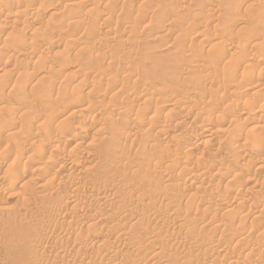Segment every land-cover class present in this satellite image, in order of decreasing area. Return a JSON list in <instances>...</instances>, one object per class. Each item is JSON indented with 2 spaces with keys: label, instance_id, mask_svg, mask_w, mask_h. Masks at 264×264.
Masks as SVG:
<instances>
[{
  "label": "rangeland",
  "instance_id": "374dc122",
  "mask_svg": "<svg viewBox=\"0 0 264 264\" xmlns=\"http://www.w3.org/2000/svg\"><path fill=\"white\" fill-rule=\"evenodd\" d=\"M40 1H41V5H44V4H45V5H48V4H50V2H46L47 0H44L45 2H44L43 0H40ZM92 1L94 2V5H93V2H92ZM98 1H100V2H99L100 5H98V7L100 6V7H101L100 9H103V10H100L99 8H97V9H99L100 12L102 11L101 13H103V15H104V13H105V16L103 17L104 19H103V18L101 19L100 16H102V14H101L100 12H98V13H100V16H99L97 19H95V20H98L99 23L96 22L95 20H93L94 17L96 18V16H97L98 13H97V14H95V13H91V14H90V12L88 11V9H91V6H92V5L97 7V4H96V3H98V2H97V0H95V1H94V0H90V1H89V4H90V5L85 6V8H84V7L80 8L82 11L84 10L85 12H82L81 10L78 11V14L80 15V18H79V15L77 14L78 17H77V20H75V21H81V22H82V21H83V22L86 21V22H85V25H86V23H87V25H86L87 27H90V25L93 26L94 23H96V24H97V23L100 24L99 26L97 25L98 27H103V24H105V25L108 24V25H107L108 28H107V26L104 25V26L106 27V29H102V31H103V30H104V31H111V32H110L111 34H112V33L114 34V33L117 31L118 33H117V32L115 33V34H117V35H119V33H120L123 29H125L126 33H129L128 29L130 28L129 30H130L131 32L133 31V34L131 33L132 36H131V38H130L131 40H133V42L129 39L130 42H131V44H130V43L128 44L129 41H128V42L126 41V42H127L126 45H127L128 47L125 48V47H126V46H125V47H124L125 49L122 48V47L120 46L119 48L122 49V50H121V51H122L121 53H119V52H120V49L117 48V46H119L118 43H117L118 45H116V44L114 43V44H110L108 47L105 45V46H103V47L101 46L100 48H101V49L103 48L104 50H109V49H110V51L113 50V51H112L113 53H118L119 55L121 54V55H123V56H124V54H125V52H123V50L126 51V49L130 48L129 45H130V46L132 45V46H131L132 49H128V50H133V49H135V50H133V51H134L136 54L138 53V55H139V54L141 55V51H142L143 49H145V51L147 50L146 52H145V51H142V54L145 53L146 55L144 54V55H142V57H140V55H139V56L136 55L135 58H137V59L135 60V58H133L134 61L131 59V61L134 62V63H131V62L129 61L130 63L127 62V63L120 64V65H121L122 67H124V68H125V65L127 64L128 69H132V67L135 66V67H134V71H133V69L130 70L131 73L133 72V73H132L133 76L130 75L131 73H130V71L127 69V67H126V69H123V68H121V66H119V64H115V65H118L119 67H118V66H117V67H116V66H113V67L109 68L110 66H108V65H109V62H108V61H105L106 63L104 62V63H105V64H104L103 62H101V61H103V60L100 61V59H99V58H96V57H94V58L96 59V61H95L94 58H86V57H85V59H83V57L80 58V56L77 55V54H79V53H78L79 49H75L74 47H73V48L69 47V46L71 45L70 43H71V41H72V39H73L74 37L77 36L76 38H78V35H79V37H82V35H84L83 33H84V31L86 30L85 28H87L86 26L84 27V25H83L82 29L79 31V34H78V33H77V32H78L77 29H80L81 26H80V28H78L79 26L76 27V28H77L76 30H75V29L72 30V27H73V26H70L69 28H67V30H66L65 28H64V29H63V28H59V29H53V30L49 29V30H48V29H47V27H48V24H47V23H46V24H45V23H43V24L41 23L40 26H38L39 24L36 25L37 22H35V20L37 19L36 15H37L38 13H40V10H38L40 4H37L38 6H37V5H36V6H33L34 8L32 7V9H33V10L31 9L32 11L30 10V11H28V12H23V13L21 14V16H19L20 18H17V17H15V16H12V14L9 15L8 13H10L11 11H8V13L6 12V13H7L6 15H5V13H4V14H0V18H1V20H2V19H3V20H6V21H3V20H2V21L4 22V24H3L4 26L2 25L3 27H1V29H0V41H2L4 38H5V39H7V38L10 39V38L14 37L13 34L15 33V31L18 32V30H19V28H20V26H21V23H22L23 21H26V23L29 25V28L25 31V35H24V36H23V34H22V37H23L24 39H26V40L29 39L30 42H32L31 39L34 40L33 42H37V41H36L37 39L35 38V37H36L35 34L31 35V33H32V31H33L34 29H39V30H41V32L44 31V30L46 29V31H53V32H55L56 34H57L56 30L58 31L59 38H58V41H57V42L60 43V46H57V47H55V48H54V47H53V48L51 47L50 49H49V48H46V49H45V47L42 48V46H41V48H39V50H40V52H41V49H42V52L44 51L43 53H42V52H41V53L43 54V56H44L45 58H46V56H47L48 59H49L50 57H51V59H52L54 56H56V57H54V61H53V59L51 60V61H53V62H61V61L64 59V61L66 62V64H69L68 62L71 63V60H72V57H73V60L76 59L75 61H73L74 63L77 61L76 63H78V64H81V65L84 64L83 66L80 65V66H81V72L77 75L78 78H79V75H80V74H81L80 76H81V78H82V76H83L84 74L88 73L90 70L92 71V76L89 75V74L91 73V71H90L88 74L85 75L86 77L84 76V77H85L84 80H86V78H87V79H89L90 81H91V80H92V81L90 82L89 80H86V81H87L86 83H87L88 86L86 85V87H82V90H81L82 93H81V91H80V86H78V87H79V88H78L79 91L77 90V91H78L77 93H79V95L81 94L80 99H81V98L84 99V100L81 99L82 101L88 103V101H91L90 99H92L93 96H94V97H95V96L98 97V94H99L98 91H99V92L102 91V90H98V88H100L102 84L108 83V84L110 85V87H113V88H114V85H116L118 81H120V80L122 81V80H123V82H124V84H123V82H122V84H121V83H120L121 81H120V82L118 83V84H120V85H118V84L116 85V87H117L118 89H115L116 87H115L114 89L111 88V90H114L115 92L113 93V91H111V90H110L111 92L108 91V94H107L105 100H100V99H101V98H100V99H97L98 101L96 100V103H93V102H95L94 99L97 98V97H95V98L93 97L92 101L89 102L90 104L88 103V105H87L86 103H84V102H81V103L79 102L80 104H83V103L85 104V105H84V104L81 105L82 107L84 106V109H85V110L83 111V108H82V112H81L82 114L80 113V114L76 115V117L78 116V117L76 118V119H78V121L75 119V120H76V123L78 122V123L80 124V122L82 121L80 125H82L81 127H84V124H85L86 122L91 123V122L93 121V122L95 123V124H93V125L98 126V127H101V130L104 129V131H105L104 134H103V132L101 133V134H103V136H106V134H107L106 138H104L101 134H99V135L96 134L98 137H97V136L95 137V135H94V137H93V139H92V142L90 141V144H91V145H90L89 142H88V143H87L88 145L86 144L87 147H86V145H83V146H81L82 149H81V148H78V149H79V154H81V155H83L84 153H85V154H86V153L89 154V153L91 152V153H90L91 155L89 154V155H90V158L88 159L89 161H85V162H88V163H85V162H84V163L81 165L82 169H81V167L79 168V169H81L82 174L80 173V171H78L77 173H76V172L74 173V172H70V171H69V173H68L67 170H64V171H62V170H59V171H58V170H56V171L53 170V171H54V172H53L54 174H56V172H58V173L56 174V176H55L54 174H52V172H50L49 174H50L51 176H52V175H53V176L51 177V176L48 175L47 179L45 178V180H49V181H50V180L53 178L52 180H54V183L56 182L55 184L57 185V186H55L54 183L52 184L53 187H54V189H55L54 191H56V193H55L54 191H53V193H52V192L49 191L48 189L45 190L46 192H44L43 190H42V191L39 190V191H41L42 193L44 192L45 194H44V193L42 194L41 192L38 193L39 191H38L37 187H35V186L33 185V183L30 182V181H32L31 179H34V177H35V178H38L37 175H32V176H30V177L28 176L25 180H23L22 182H17L16 184H14L15 182L10 183L9 181H12V180H11V179L8 180V177L5 179L3 186L0 188V191H1V192H0V202L2 203V205L0 204V213H1V214H0V215H1V216H0V220H1L0 223L3 221V218L5 217L6 213H7V215H6L5 218L7 219L8 216H10L11 219H10V217H9V218L7 219V220H8V221H7V220L4 218V220H6L5 223H4V221H3V222H2L3 224L1 223V225H0V258H1V259H0V261H1L0 264H4L5 259H6V262H5L6 264H7V263L10 264L11 261H12V264H28V263H30V264H41V263H45V262H46L45 264H48L47 262H49V264H54L55 262H57V263H55V264H60V263H61V264H63V263L65 264V262H66V264H75V263H76V264H81V263H83V264H87V263L90 264V262H92V259H91V261H89L90 258H93V262H94V263L92 262L91 264H99V263H100V264H108L109 261H110V263H111V260H112V263L116 260V261H115L116 263H113V264H152V263H153V264H166V263H167V264H170V263H173V264H182V263H183V264H184V263H185V264H189V263H190V264H198V262L196 261V259L193 258V257H191V256H189L190 258L187 259L188 255H189V252L193 249L192 246H189V247L187 248V249H189V248L191 247V248H190V251L188 250V251H189V252H188L187 249H186L185 247H184V249H183V247H179V248H182V249H180V250H179V248H178L177 246H176L177 249L174 248V247H168V248H171V249H168V248L166 247V244L171 243V245H172L173 243L176 242V240H183L185 237H186V238H185L184 240H187V239L189 240V239H190V240H189L190 243H194V242H196V243H203V242H205L206 236H207V238H208V237L210 236V234H211V236H210L209 238L212 239V241H213V239H214L213 243L216 241V242H215L216 244L214 243V244H215V245H214V244L212 243V241L208 238V239L211 241V244L214 245V246L212 245L213 247L221 245L222 239L224 240V241L222 242V244L224 243V244H223L224 246L221 245V247L223 246L222 249H221L220 246H219L220 248H218V247L216 248V247H215L216 250L212 247L210 250L213 249V250H212L213 252H212V251L210 252V250H209V251L207 250V251H208L207 253H205L206 250H204V251H200V252H198V253L196 252L195 255H197V254L200 255V254L203 252V253H202V256L204 255L203 258L206 257V260L209 258L208 261L206 262V264H207V263H208V264H231V259H232V262H235V261L237 262V261H238V262L240 263L242 259H244V258L247 257L246 259H244V260L240 263V264H243L244 261H248L249 259H251L252 256H253L252 259H254V261H252V259H251V262H252V263L255 262V263L257 264V262H258L259 264H262V261H264L262 258H264V256H261V254H262V252L264 251V249H263V248H264V243L261 245L260 242H261L262 240H263V242H264V239H262V238H264V225H263V223H264V218H263V217H264V216H263V215H264V208H259V210H260V209H261V210L263 209V211L260 212L261 210H260V211H258V209L256 210V209L253 207V205H251V204H253V202H257V200H258V201H263V202H264V200H259L260 198H259V199L257 198V197H261V199L264 198L263 195H262V194H264V192H263V191H264V190H263V189H264V182H263V181H264V170H261V172H260L257 168H256L255 170L252 169L253 171H251V172H249V170H248L249 174L246 172V177H247V178H246L245 180H243V179H235V180H234V178H232V177L222 175L221 172L218 173L219 175L216 174V172H213V171H216V169H215V170H212V171H211L212 173L209 172V171L211 170V166H210V168L208 167V166H209V163H208L209 160H208V159H211V158L209 157V156H211V154H212L213 157H214V156H218V157L220 158V157H221L220 154L222 153L221 155H223L224 152L222 151V152L220 153V151L218 150V149H219V148H218V147H219L218 144L221 143V141H222L223 144H227L228 142H229L228 144H231V142H232V143L235 142V140L231 141V139H233L234 135H235V138H234V139H236V140L239 139V138H237V137L240 136L241 133H240L239 131H241V130L244 132V133L242 132V134H244V135H243L244 138L248 137V135H252V133H253V134L256 133V134L254 135L255 137L250 136L251 139H249V137H248V141H249V142H248L247 139H246V142H247L248 144L245 142V139L242 138L244 141L242 140L241 143H243V144L245 143V145H246L245 147L248 148L250 152H251V150L254 149V147L252 148V146H254V145L256 144V142H255V144H254V143H251V142H254L253 138H255V141L257 140V142H259V141H258V140H259V138H258L259 136H261V138H264V134H263V135L260 134V133H263V131H264V130H263L264 128L261 129L262 126L264 127V124H263L262 126H261V125H258V126H260V128H257L259 131L257 130V131L251 132V134H250L249 132H248L249 134L245 132V131H248L249 129H251L252 126H255V125L257 126V124L255 123L254 119H250V117H249L248 115H243V114L241 113V111H240V109H241V107H242V104L246 101V99H247V100L250 99L249 97L252 96L251 99L258 103L259 100H260V97H261V100H262V97H264V96H260V94H258V92H256V91H247V92H245L244 90H243L244 92H242V90H240V92L237 91V93L239 92V93H238V96H239V98L241 99L240 101L238 100V102L241 103L242 99H243V102H242L241 105L239 104V106L237 105V107H233V108H232L233 110L230 108V110H229L230 112H229V113H228L226 110L224 111L223 108H222L223 110L221 109V111H220L219 114H221V113L224 111V114H223V113L221 114L222 116L225 115V114H226V115L228 114L227 116L231 115V116H229V117H230V118L232 117V118L230 119V118L227 117L226 115L224 116V118L227 117L226 120L228 119V120H230L231 122H230V121H226L227 123H225V124H226L225 126L222 124L223 126H222L221 130H226V129H227L229 132L227 131L228 133L226 132V133H225L226 135H225V134H219L220 132L216 133L217 135L219 134L218 136L216 135V137H217V138L220 137L221 139H219V138L217 139L216 137H214V141H213V142L218 143V144H216V145H217V146H216L217 148H216V147H214L215 145H212L213 142L211 143L212 146H210V147H211V149H212V147H214V149H212L213 151H212L211 149H209V150H210V151H209V150H208V144H206V145H207V148H206V147L202 148L203 151H202V149L197 150L198 153H196V154L194 155L193 152H196L195 150H191V151L188 150V149L191 148L193 145H191V146H185L186 148L183 149V150L181 151V157H182V160H181V157H180V158L178 157V156L180 155V153H179V155L177 156L178 153H176V151H174V149H176L177 145L180 144V143H178L179 141L177 140V139L179 138L178 134H180V132L183 130V129L180 130V128H183V126H184V129H185V128H188V127L190 128V126H191L192 129L194 128L193 131H194V133H195L196 138H199L200 135H201V132H200V129H199V128H200L199 125H201V123H202L203 121H205L206 119H207V121H209L210 117L207 116L206 114H205V117H204L203 115H201V116L198 117V114L200 115V113L203 112V110L205 109V106H204V105H205L207 102H208V103H207L206 105L208 106V108H209V107L213 108V107H216V106L218 107V105L221 104V101H222L223 97H225V95H224L222 89H220L221 87L218 88L219 86H218L217 84H215L214 81L212 82V81H210V80H208V79H206L207 81H206L205 79H202V80H201V82L204 84V85H201V84H200V85H201L200 87L202 88V91H203V92H202V91H201V88L198 86L199 83H198V85H197L196 82H195V81L198 80V78L196 79V78L193 77V73H194V75L197 74L196 77H198L200 74H203L200 70L203 69L204 66H208L207 63H210L211 60H213V58H215V57H214L215 55H216L217 57H219L218 54H217V52L219 53L218 48H219V50L222 49V48H224L225 46L227 47L226 49L230 48L231 45H232L231 43L233 42V39H232V38H234V36H236V37L238 38V41H239V42L236 40V37H235V39H234V40H235L234 42L239 43V45H237V43H235L237 46H236L235 44H233L232 46H236V47H238L239 55H240V51L243 49V47H245V48H247L248 50H249V49H250L251 51L253 50V54H256L255 57H257L259 60H263V61H264V55H262V53L264 54V52H263V51H264V50H263V49H264V48H263V47H264V45H263L264 43H261V42H263V40H264V34H263V33H264V30L262 31V29H263V27H264V26H263V23H264V18H263V17H264V14H262V13L264 12V10H262V9H264V8H263V7H264V2H263V0H260L261 2L258 0V1L260 2V5H261V3L263 2V3H262V5H263L262 7L259 6V2H258V3H255V2H257L256 0H254V1L251 0L252 3H249V2H250L249 0H248V1L246 0L245 2H242V1L239 2V0H238V1L236 0L238 3L235 2V0H230V1H234L235 4H233L234 2H232V3H231L230 1L228 2V0H224V1H223V0H218V1H216V0H207V1H206V2H207V5H206V2H203V0H201V1H202L201 3H204L205 6H207V7L204 6L205 8H204V7H201L200 2H198L199 0H198V1H197V0H185V2H184V0H182V2H181V0H173V1H171V0H170V1H169V0H148V1H146V0H116V1H115V0H110V2H109V0H98ZM104 1H105V2H104ZM111 1H112L113 3L116 2V3H117L116 6H117V5H118V6H119V5H120V6L122 5V6H121V9H120V7H118V8H119V9H118V8H117V7L111 2ZM144 1H145V2H144ZM167 1H168L169 3H168ZM176 1H178V2L180 1V3H175ZM193 1H195V2L197 1V2L199 3L200 6H199V5H196L197 3H195V2H194L195 4H193ZM211 1H213V2H211ZM225 1L228 2L227 4L230 6V7H229L230 9H232V10L234 9L233 11L230 10V9L227 11V9H228V5H225V4H226ZM43 2H44V4H42ZM90 2L92 3V5H91ZM173 2H174V4H177V6H176V5L174 6L173 4H171V3H173ZM210 2H211L212 4H210ZM216 2H219V3H220V7H219V8H222V9H223V7H221V5L223 4L222 6L225 5L227 9H225V7H224V10L219 9V8L217 7L219 4L217 3V4H218V5H217ZM224 2H225V3H224ZM241 2H242V3H241ZM46 3H47V4H46ZM99 3H98V4H99ZM101 3H103V5H101ZM144 3L147 4V6H148V5H149V6L152 5V6H151L152 8H153V5H157V4H158L157 6H160V7H157V8H159V9H157V8L155 9L156 12H154V15H153V10H154L155 6H154L153 10L149 7L150 10L152 11V12L150 11V14H149V13H148V12H149V11H148L149 9H148L147 6L144 5ZM181 3H182V4H181ZM189 3H190V4L192 3V5H193L194 7L197 8V10H196L194 7H192V5H190ZM229 3H230L231 5H234L235 7H234V6H231ZM243 3L245 4V6L242 7L241 5H242ZM246 3H247L248 5H246ZM105 4H106V5H105ZM109 4H113V5L117 8V11L119 12L120 15H119L117 12H116V15H115V12H110V11H112V10L115 11L116 9H115L114 6H112L113 9H111V5H109ZM150 4H151V5H150ZM167 4H170V6H168ZM179 4H180V5H179ZM214 4L217 5V6L215 7ZM251 4H252V8H253V9L255 8L254 6H256V5L258 4V5L256 6V10H258V14L262 15V20H258V19H261V16H260V15H258V19H257V14L254 13V10H255V9H254V10H251V9L249 8V7H250L249 5H251ZM253 4H256V5H253ZM165 5H166V7H165ZM189 5H190V7H189ZM211 5H214V6H211ZM237 5H238V7H237ZM93 6H92V7H93ZM124 6H125V7H124ZM161 6H163V8H162ZM197 6H198V7H197ZM202 6H203V4H202ZM209 6H210V7H209ZM239 6H241L243 9H242L241 7H239ZM102 7H103V8H102ZM104 7H105V9H104ZM109 7H110V8H109ZM184 7H185V8H184ZM187 7H188L189 10L186 12L185 10L187 9ZM199 7H201V9L204 8L203 10H204L205 12L202 11L201 9H200L201 11L199 10V11H200V12H199V11H198V8H199ZM232 7H234V8H232ZM236 7H237V8H236ZM257 7H260V8L257 9ZM36 8H37V9H36ZM87 8H88V9H87ZM125 8H127V10H126ZM128 8H129V9H128ZM160 8H162V9H160ZM182 8H184V9L182 10ZM191 8H192V9H191ZM206 8H207V9H206ZM239 8H241L240 10L243 11V12H240V10L238 11V12L241 13V14H239V13L237 12V10H238ZM246 8H248V9H246ZM261 8H262V9H261ZM92 9H93V8H92ZM94 9H96V8H94ZM122 9H124L125 12L122 11ZM130 9H131L132 11H131ZM133 9H135L134 12H138L137 10H139V12H138V13H135L134 16L131 15L132 12H133ZM168 9H169V10H168ZM170 9H172V10H170ZM194 9H195L197 12H199L200 14L197 13ZM205 9H206V10H205ZM209 9H210V10H209ZM235 9H237V10H235ZM260 9H261L263 12H262V11L259 12ZM34 10H35L36 12H35ZM37 10H38V11H37ZM128 10H129V14L127 13ZM155 10H154V11H155ZM160 10H161V12H160ZM162 10H164V11H162ZM190 10H191V11H190ZM217 10H218L219 12H218ZM220 10L225 12L224 14L221 12V13L223 14V16H222V14L220 13ZM103 11H104V12H103ZM105 11H106V12H105ZM121 11H122V12H121ZM130 11H131V13H130ZM158 11H159L160 13H159ZM192 11L195 12V13H193ZM206 11H207V12H206ZM230 11H231V12H230ZM244 11H245V12H244ZM37 12H38V13H37ZM79 12H80V13L82 12L81 14H82V17H83V18H81V14H80ZM123 12H124V15H127V14L129 15V16H128V15L125 16L127 19L124 18V15H122ZM134 12H133V13H134ZM229 12H230V13H229ZM236 12H237V13H236ZM255 12H257V11H255ZM261 12H262V13H261ZM107 13H108V14H107ZM112 13H113L114 16L112 15ZM125 13H127V14H125ZM139 13H140V14H139ZM155 13H156V14H155ZM163 13H166L167 15H168V14H169V15L171 14L173 18H170L171 16L168 15V16L165 18V19L167 20V21H166L164 18L161 17L162 15L159 17V15H160V14H163ZM202 13H203V15H201ZM216 13H217V14H216ZM226 13H227V14H230V16L227 15ZM233 13H234V15H233ZM83 14H84V16H83ZM87 14H88V15L90 14V16H88ZM92 14H93L94 16H93ZM109 14H110V15H109ZM157 14H158V15H157ZM219 14H220V15H219ZM7 15H8V16H7ZM85 15H87V16H85ZM135 15H136V16H135ZM149 15H153V16H150V17H154V20H155V21L157 20V21L154 22L155 25H153V28H152L153 31H152V30H151V31L148 30L149 32H146L147 30H145V28H144L143 26H145V23H146L147 19L150 18ZM155 15H156V16H155ZM194 15H195V16H194ZM196 15H199V16H196ZM225 15H226V16H225ZM231 15H232V16H231ZM91 16L93 17V19H92ZM111 16H112V17H111ZM121 16H122V17H121ZM137 16H138V17H137ZM200 16H201V17H200ZM224 16H225V17H224ZM228 16H229V17H228ZM259 16H260V17H259ZM84 17H85V18H84ZM88 17H89V18L91 17V18H90L91 20H90ZM105 17H106V18H105ZM113 17L115 18V19H114L115 21L113 20ZM120 17L123 18V19L125 20V22H127L128 25L124 22V20H122V21L119 20ZM131 17H132V18H131ZM155 17H156V18H155ZM217 17H219V18L217 19ZM221 17H224V18H223L224 20L228 18V19H229V20H228V23H229V24L226 23L227 21H223V19H222ZM86 18H87V19H86ZM99 18H100V19H99ZM107 18H108V19H107ZM109 18H110V19H109ZM158 18H159V19H158ZM167 18H169V19H171V20H168ZM81 19H82V20H81ZM88 19H89V20H88ZM111 19H112L113 21H112ZM116 19L119 20V23L121 22V25H119V23H117L118 20H117V22H116ZM128 19H129V21H130V20H131V21L129 22ZM162 19H164V22H163ZM193 19H194V20H193ZM195 19H196V20H195ZM220 19H222V22H224V23L220 22V21H221ZM1 20H0V21H1ZM14 20H15V22H14ZM21 20H22V21H21ZM87 20H88V22H87ZM99 20H100L103 24L100 23ZM109 20H111L112 22H111V21L109 22ZM132 20L135 22V24H134V22H133V25H135V26L138 25V26H136V27L133 26L134 28L132 27V25L130 26ZM160 20H161V21H160ZM192 20H193V21H192ZM215 20H216L217 22H218V21H219V22L217 23ZM89 21H90V22H89ZM91 21H92V22H91ZM93 21H94V22H93ZM105 21H106V22H105ZM189 21H190V22H189ZM258 21H259V22H258ZM262 21H263V22H262ZM107 22H108V23H107ZM115 22H116L117 24H116ZM166 22H167V23H166ZM187 22H188V23H187ZM260 22H261V23H260ZM89 23H90V24H89ZM91 23H93V24H91ZM106 23H107V24H106ZM122 23H123V24H126V26L123 25ZM161 23H162V25H161ZM163 23H165L166 25L163 24ZM258 23L261 25L260 27H258V26H259ZM44 24H45V25H44ZM68 24H69V23H68ZM68 24H65L63 27H68ZM70 24H71V23H70ZM96 24H95L94 26H96ZM157 24H160V25H157ZM222 24H223V25H222ZM46 25H47V26H46ZM122 25L124 26L123 28H122ZM225 25H226V26H225ZM228 25H230V26H228ZM257 25H258V26H257ZM44 26H46V27H44ZM92 26H91V27H92ZM94 26H93V27H94ZM155 26H156V27H155ZM262 26H263V27H262ZM40 27H41V29H40ZM109 27H110L111 29H113L115 32H114L113 30L109 29ZM125 27H126V28H125ZM127 27H128V28H127ZM138 27H139V28H138ZM154 27H155V28H154ZM182 27H183L184 29H183ZM223 27H224V29H223ZM16 28H17V30H16ZM42 28H43V29H42ZM70 28H71V29H70ZM83 28H84V29H83ZM103 28H104V27H103ZM131 28H133L134 30H132ZM135 28H137L138 30H139V29L141 30V31L139 30V32H140V33H138L139 36L136 34V32H138V30H136ZM143 28H144V29H143ZM180 28H182V30H184V31H186L187 33H189L188 35H186V32H185V35L188 36L189 38L186 37V36L184 35V31H183V33L180 32V31H182ZM230 28H232L233 32H232V30H231ZM252 28H254V29L252 30V32H251L252 35H254V33L257 34V35H259V36H258V39H259V40H257V41H256V38H257V37H255V35H254L253 38H251L252 35L249 33L250 30H251ZM120 29H121V30H120ZM156 29H160L159 31L163 30V32L161 31L160 34H159L158 31H154V30H156ZM222 29H223V32H222ZM228 29H230V30H228ZM255 29H256L257 31H256ZM61 30L63 31V33H62ZM65 30L67 31V32H65L66 34L64 33ZM118 30H120V31H118ZM142 30H143L144 32H143ZM164 30H167V31H164ZM212 30H213V32H216V33H217L218 39L220 38V39L223 41V42H222V41H220V39H219V43L221 42V44H222V43L224 44L223 47H222L221 44L218 43V39H217V38L215 39V41L211 42V44L209 43L210 41L213 40L212 36L209 35V34L212 33ZM214 30H215V31H214ZM224 30H225V31H224ZM259 30L261 31L260 33L258 32ZM60 31H61V32H60ZM68 31H69L70 33H69ZM71 31H72V32H76V31H77V32L71 34ZM112 31H113V32H112ZM123 31H124V30H123ZM123 31L121 32L120 35H122V33H123V35H124L125 31H124V32H123ZM134 31H135V32H134ZM209 31H211V33H210ZM218 31H219V32H218ZM220 31H221L222 33H221ZM228 31L231 32V35L234 34V35H232V36H233L232 38H229L231 35H230V32H228ZM254 31H256L257 33L254 32ZM13 32H14V33H13ZM39 32H40V31H39ZM80 32H82V33L80 34ZM141 32H143L144 34L141 33ZM145 32H146V33H145ZM150 32H151V33H150ZM153 32H155V33L152 34ZM156 32H158L157 34H159V35H157ZM165 32L169 35V37H168L166 34L163 35V33H165ZM226 32H228V33H226ZM9 33H10V36H12V37L9 36ZM67 33L70 34V35L68 34V35L70 36V40L68 39L69 36L67 35ZM197 33H199V34L196 35ZM224 33H225V34H224ZM258 33H259V34H258ZM11 34H12V35H11ZM135 34H136V36H135ZM140 34H143L145 37H146V36H147V37L145 38L143 35L140 36ZM146 34H147V35H146ZM149 34H152V35H150V36H153V35H154V39L156 38V40H155L156 42H155L154 39H152V38H151V40H153V42H151V40H149L150 42L148 41V39H150V38H149L150 36H148ZM200 34L203 35L204 37H201ZM218 34L220 35V37H219ZM221 34H223V35L221 36ZM249 34L251 35L250 37L248 36ZM260 34H261L262 36H261ZM14 35H18V34L15 33ZM65 35H66V36H65ZM71 35H73V36H71ZM74 35H76V36H74ZM156 35H157V37H156ZM162 35H163V36H162ZM191 35H196L198 38H197L196 36L194 37V36H191ZM199 35H200V37H199ZM257 35H256V36H257ZM8 36H9V37H8ZM31 36H32V37H31ZM67 36H68V37H67ZM84 36H85V35H84ZM133 36H134V39L140 37V38L137 39V43L134 42ZM160 36H162L163 39L165 38L164 41L161 39L162 37H160ZM206 36H207V37L209 36V37L205 39ZM210 36H211L212 39L210 38ZM242 36H243V37H242ZM246 36H247V37H246ZM260 36H261V38H259ZM71 37H72V39H71ZM135 37H136V38H135ZM143 37H144V38H143ZM191 37H193L194 39L196 38V39L194 40V39L191 38ZM184 38H188V39H184ZM201 38H202V39H201ZM243 38H244V39H243ZM245 38H246V39H245ZM247 38H249V39L247 40ZM254 38H255L254 43H256V45L253 43V40H252V39H254ZM12 39H14V38H12ZM12 39H11V40H12ZM90 39H91V38H90ZM90 39H89V42L92 41V40H90ZM146 39H147L149 45H148L147 43H145V44H147V45H145V46H141V45H144V43H142V42H144V41L146 42ZM182 39H183L184 41H186V40H188V41H186V42L184 43V42L182 41ZM191 39H193V40H191ZM197 39H198V40H197ZM200 39H201V40H200ZM204 39H205V40H204ZM208 39H210V41H209ZM230 39H232V40H230ZM107 40H108V39H107ZM118 40H120V39H118ZM138 40H139L140 42H138ZM141 40H144V41H141ZM159 40H160V41H159ZM161 40H162V41H161ZM189 40H190V41H189ZM199 40H200V41H199ZM206 40H207V42H206ZM216 40H217V41H216ZM242 40H244V42H243ZM260 40H261V41H260ZM67 41H68V42H67ZM201 41H203V42H202V44L204 43L203 45H201ZM204 41H205L206 43H205ZM247 41H248L250 44H249ZM69 42H70V43H69ZM154 42H155V43H154ZM157 42H158V44H157ZM216 42H217L218 44H217ZM225 42H226L227 44H226ZM234 42H233V43H234ZM242 42H243V43H242ZM245 42H246V44H244ZM38 43H39V42H38ZM65 43H66V44H65ZM68 43H69V44H68ZM133 43H134V44H137V45L135 46ZM138 43H139V44L142 43V44L139 45ZM150 43L152 44V46L155 44L154 47H155V48L157 47V49L161 48L162 51H160L161 49L156 51L153 47H152V48H153L154 50L151 49V48H150V45H151ZM159 43H160L161 46H158ZM161 43H162V44H161ZM181 43L187 45V47H184L185 45H183V44H181ZM186 43H187V44H186ZM188 43H190V44H192V45H190V44H188ZM207 43H209V44L207 45ZM214 43L217 44V45H215ZM241 43H242V44H241ZM252 43H253V44H252ZM258 43H260V44L258 45ZM228 44H229V45H228ZM251 44H252V45H251ZM68 45H69V46H68ZM133 45H134L135 48L133 47ZM181 45H183V46H181ZM199 45H200V46H199ZM204 45H205V47H204L205 50L202 48V46H204ZM206 45H207L208 47H207ZM212 45H213V46H212ZM220 45H221V48H220ZM227 45H228V46H227ZM240 45H241V46H240ZM243 45H245V46H243ZM247 45H248L249 48L246 47ZM254 45H255V46H254ZM64 46L66 47V49H65ZM110 46H111V47H110ZM113 46H114V49L116 50V48H117V50H118L119 52H118V51L115 52V50L113 49ZM190 46H192V48H190ZM194 46H195V47H198V46H199V47H198V48H194ZM242 46H243V47H242ZM260 46H261V47H260ZM58 47H59V48H58ZM67 47H69L71 50L68 49ZM106 47H107L108 49H107ZM115 47H116V48H115ZM138 47H139V48H138ZM141 47L143 48L142 50L140 49ZM145 47H147V48H145ZM158 47H159V48H158ZM162 47H163V48H162ZM180 47H181V48H180ZM182 47H183V48H182ZM188 47L190 48V50H189ZM210 47H212V48H210ZM217 47H218V48H217ZM100 48H98L99 50L97 49L96 51H101ZM136 48H137V49H136ZM148 48H150L151 51H149ZM167 48L170 50V53H173V54H171V56H169L170 53H169V55H168L169 50L163 51V50H165V49H167ZM201 48H202V49H201ZM206 48H207V50H206ZM209 48H210V49H209ZM215 48H216V51H215L216 53H215L214 51H212V50H215ZM241 48H242V49H241ZM260 48H261V49H260ZM55 49H57V50H55ZM74 49L76 50V53H75V50H74ZM103 49H102V50H103ZM138 49L141 50V51H138ZM180 49H181V50H180ZM184 49H186V51H185ZM224 49H225V48H224ZM45 50H46V51H45ZM60 50H61V51H60ZM72 50H74V51H73L74 53H72ZM179 50H180V51H183V52L180 53ZM188 50H189V52H188ZM191 50H192V54L194 53L193 55H194V57H196V58H194L193 55L191 54ZM194 50H198V54H199V52L202 51L201 55L199 54V55H200L199 59H198V56H199V55H198L197 52L194 51ZM199 50H200V51H199ZM203 50H204V51H207V52H203ZM208 50H209V51H208ZM222 50H223V49H222ZM222 50H220V51H222ZM250 50H249V51H250ZM261 50H263V51H261ZM57 51H58V52H57ZM66 51H67V52L69 51V53H70L72 56H71V55H68ZM86 51H87V50H86ZM136 51H137V52H136ZM153 51H156V52H154V53H156L157 56L154 55V54H153V56H155V57H157V58L151 56V61H150V57H149L148 59H147V57H148L149 53L151 54ZM171 51H172V52H171ZM65 52H66V53H65ZM139 52H140V53H139ZM143 52H144V53H143ZM147 52H148V54H147ZM158 52H160V53L162 54V56H163V55H168V56H166V57L163 56V57H162L161 54L158 53ZM166 52H167V53H166ZM212 52H213V54H212ZM255 52H256V53H255ZM260 52H261V53H260ZM55 53H57V55H56ZM59 53H62V54L65 53V54H64V55H65L64 58L62 57V55L58 57V54H59ZM126 53H127V52H126ZM157 53H158V54H157ZM178 53H179V54H178ZM183 53H184V55H183ZM186 53H187V54H186ZM189 53H190L192 56H190ZM204 53H207V54H204ZM210 53H211V54H210ZM42 54H41V55H42ZM181 54H182V56H180ZM185 54H186V55H185ZM195 54H196L197 56H196ZM247 54H248V53H247ZM257 54H259V55H257ZM66 55H67V57H66ZM76 55H77V57H79L80 59L77 58ZM151 55H152V54H151ZM203 55H204V56H203ZM207 55H208V57H206V58H207V60L209 59L210 62H209V61H206V59L204 58V57L207 56ZM213 55H214V56H213ZM242 55H244V54H242V51H241V55H240V56H242ZM144 56H145V58H143ZM149 56H150V55H149ZM183 56H184V57H183ZM186 56H187L188 58H187ZM201 56H202L204 59H202ZM246 56H247V55H246ZM261 56H262V57H261ZM10 57H12V56H10ZM69 57L71 58V60H70V61H67V60H69ZM138 57H139V58H138ZM179 57H180V58L183 57L182 59H183V60H186V62H187V64H185V65H186V68H185V65L182 64V63H186V62H184L183 60H181ZM192 57H193L195 60H194ZM259 57H261V58H259ZM47 58H46V59H47ZM65 58H66V59H65ZM140 58H141V59L143 58V61L140 60ZM159 58H160V59H159ZM189 58H190V59H189ZM191 58H192L193 61H191ZM200 58H201V60H200ZM211 58H212V59H211ZM262 58H263V59H262ZM13 59H14V61H15V60H16V56H14ZM36 59H37L36 56H34L33 58L30 59V64H31V69H32V70H30V73H32L33 76H34L35 78L39 77V75L37 74V71H39L38 68L41 67V65H42L41 68H43V64H44V62H45V61H44V62H37ZM48 59H47V62L50 60V59H49V60H48ZM87 59L90 60V61H88V63H87ZM92 59H93V60H92ZM145 59H147V60H145ZM154 59H155V60H154ZM156 59H157V60L159 59V61H157ZM161 59H162V60H161ZM177 59H178V61H177ZM188 59H189L190 61H189ZM215 59H217V58H215ZM247 59H248V57H247ZM258 59H257V60L255 59L256 62L253 63V64H256L257 61H259ZM59 60H60V61H59ZM79 60H80V61H79ZM82 60H83V61H82ZM91 60L93 61L94 64H93V63H90ZM148 60H149L150 62H148ZM152 60H154V62L157 61V62H158L157 65H158V64H160V65L157 66V65H155L156 63H155V64H154V62L151 63ZM175 60H176L178 63H180V62H182V61H183V62H182L181 64H179V66H178V65H177L178 63H176ZM179 60H180V61H179ZM197 60H199V61H197ZM203 60H204L205 62H207V63H205ZM17 61H18V60H17ZM35 61H36V62H35ZM51 61H49V62H51ZM85 61H86V62H85ZM135 61H136V62H135ZM144 61H145V63H146L145 65L142 64V63H144ZM146 61H147V62H146ZM15 62H16V61H15ZM95 62H98V64H97V63L95 64ZM139 62H140V63H139ZM171 62H172V63H171ZM189 62H193V63L195 62L197 65L199 64V65H198V66H200L199 70L195 69V71H194L191 67H188ZM200 62H201V63H200ZM253 62H254V61H253ZM45 63H46V62H45ZM51 63H52V62H51ZM51 63H50V64H51ZM85 63L88 64L89 66L86 65ZM89 63L91 64V66H90ZM101 63H103V64H101ZM135 63H136V65H135ZM149 63H150V64H149ZM162 63H164V64H163L164 66L162 65ZM169 63H171V64H169ZM193 63H190V64H193ZM204 63H205L206 65H205ZM124 64H125V65H124ZM129 64H130V65H129ZM132 64H133V65H132ZM137 64H138V65L140 64V65H139V68H137V67H138ZM141 64H142V65H141ZM147 64H148V65H147ZM174 64H176V65L174 66ZM233 64H234V63H233ZM94 65H95V66H94ZM97 65H98V66H97ZM102 65H103V66H102ZM104 65H105V67H106V68L104 69L105 71L99 72V71H101V69L103 70ZM143 65H144L145 67L142 68ZM149 65H151V66H149ZM153 65H154L155 67H153ZM172 65H173L174 67H173ZM182 65H184V66H183L184 69L181 68ZM201 65H203V66L201 67ZM234 65L236 66L237 64H234ZM45 66L48 67L49 64H46V65L44 64V68H45ZM130 66H131V68H129ZM177 66H178V67H177ZM180 66H181V67H180ZM189 66H190V65H189ZM85 67H86V68H85ZM88 67H90V70H88V69H89ZM98 67H99V68H98ZM100 67H101V69H100ZM102 67H103V68H102ZM114 67H115V69H119V68H120L121 70H120V69H119V70H120L121 72H122V70H123L124 72H125V70H126V71L128 70V72H127V73H126V72H125V73L122 72V75H121V73H120L119 70H118V71H117V70L113 71V70H114ZM146 67H147V69L149 68V71H147ZM160 67H162V68L160 69ZM172 67H173V68H172ZM176 67H177V68H176ZM41 68H40V70H41ZM82 68H83V69L85 68V69H84V73H82V72H83V69H82ZM87 68H88V69H87ZM91 68H93L94 70H96L97 68L100 69V70H97L99 73H101L100 76H99V74L95 75V73H97V71L95 72V71H94L93 69H91ZM108 68H109L110 70H109ZM178 68H179V69H178ZM180 68H181L184 72H183L182 70H180ZM188 68H189V69H188ZM9 69H10V68H9ZM86 69H87V70H86ZM106 69H107V70H106ZM111 69H113L111 74H114V75L116 74L114 77H117L118 75H121V77H120L119 79H118L119 76H118L116 79L113 78V79L116 80V81H117V79H118V81L116 82V84L114 83L115 81H113V79H110L109 82H107L106 79H104V73H105V75H106V74H110L109 72H111ZM135 69H136L137 72H139V73H140V71H142L140 74H142V73H144L145 75L148 74V76L146 77L147 79L144 78V77H145L144 74L142 75L143 77H141L140 75H138L139 73H137ZM144 69H145V71H144ZM163 69L165 70V72H164ZM186 69H187V70H186ZM10 70H11V71H10ZM10 70H8V69L6 70V69H5L4 71H7V72L9 71V72H8L9 74L12 73V72L14 71V70L12 71V69H10ZM85 70H86V71H85ZM172 70H173V71H172ZM174 70H175V74H173ZM185 70H186V71H185ZM190 70H191L192 72L194 71V72L191 74L192 77H191V75H190L191 79L194 78V79H196V80H194V79L191 80L190 77L188 76V75L190 74V72H191ZM196 70H197V73H196ZM231 70H233V69L230 68V70H229V69L227 68L226 71L224 70V72H221L222 74L220 73L221 76H219V74H218L219 78H220V77L222 78L223 75H224V76H226V75H227V76H228V75H231ZM235 70H236V69H235ZM87 71H88V72H87ZM106 71H109V72L106 73ZM143 71H144V72H143ZM150 71H152V72H150ZM160 71H161V73H159ZM171 71H172V73H171ZM180 71H182V72H180ZM188 71H190V72H188ZM227 71H228V72H227ZM85 72H86V73H85ZM115 72H116V73H115ZM118 72H119V74L117 75ZM134 72H136V74H134ZM147 72H149V73H147ZM157 72H158V73H157ZM169 72H170V73H169ZM239 72H240V74H238V75L240 76L242 73H243V74H244V73L246 74L247 71L245 70V68L242 67L241 70H240ZM256 72H257V71H256ZM256 72L254 71V73L256 74L255 77L258 76V77H260V78H263V77H261V76L258 75V74L260 73V71L257 72V73H256ZM93 73H94V74H93ZM154 73H155V74H154ZM167 73H168V74H167ZM177 73H179V74H177ZM180 73H182V74L185 75V76H182V74L180 75ZM225 73H226V74H225ZM228 73H229V74H228ZM102 74H103V75H102ZM126 74L129 75L131 78L129 77V78H130V79H129L128 76H126ZM152 74L155 75V76H152ZM159 74H160V76H159ZM186 74H187V75H186ZM243 74H242V75H243ZM88 75L91 76V78H89ZM137 75H138V76H137ZM149 75H150V76H149ZM168 75H170V76H168ZM173 75H174V76H173ZM177 75H178V76L180 75V77L183 78L182 81H181V80H180V82L178 81V78L180 79V77H178ZM247 75H249V72L247 73ZM122 76H123V77H122ZM158 76H159L160 78H159ZM166 76H167V78H166ZM176 76H177V78H176ZM200 76H201V78H202V75H200ZM200 76H199V77H200ZM203 76H204V74H203ZM224 76H223V79H227V76H226V77H224ZM13 77H14V76H13ZM51 77L54 78L55 75H54V74H53V75L51 74ZM84 77H83V78H84ZM93 77H95V78H93ZM132 77H133V78H132ZM137 77H139V78H137ZM140 77H141V78H140ZM157 77H158V79H156ZM184 77H185V78H184ZM247 77H248V76H247ZM83 78H82V79H83ZM101 78L103 79V81H102ZM142 78L145 79V80H144V81H145V85H144V82H143L142 84H140V83H141L140 81L142 80ZM162 78H163V79H162ZM169 78H170V79H169ZM172 78H173V79H172ZM221 78H220V79H221ZM47 79H48V78H47ZM49 79H50V78H49ZM93 79H94V80H93ZM97 79L101 80V81H102V82H101L102 84L100 83V81L98 82ZM126 79H127V80H126ZM131 79H132V81H131ZM133 79H134V80H133ZM137 79H138V80H137ZM139 79H141V80H139ZM148 79H149V80H148ZM220 79H219V80H220ZM63 80H64V79H62V81H63ZM104 80H105V81H104ZM111 80L113 81V84H114V85L112 84L113 86H111V83H112ZM128 80H129V81H128ZM146 80H148V81H146ZM157 80H158V81H157ZM175 80H176V81H175ZM187 80H188L191 84H194V85H190V83L187 82ZM190 80H191V81H190ZM193 80H194V81H193ZM239 80H240V79H239ZM88 81H89L90 83H89ZM93 81H95V82L93 83ZM130 81H131V83H129ZM136 81H137V82H136ZM149 81H150V83H149L150 86H149V84H147ZM156 81H157L158 83H157ZM159 81H161V82H159ZM162 81H163V83H162ZM192 81H193V82H192ZM209 81H210L211 83H214V84L211 85ZM263 81H264V80H263ZM104 82H105V83H104ZM126 82H128V83L126 84ZM146 82H147V83H146ZM151 82H152V85H151ZM172 82H173L174 84H171ZM177 82H179V83H177ZM181 82L184 83L183 85H184L185 87H184L183 85L180 84ZM204 82H205V83H204ZM207 82H208L210 85H209ZM72 83H73V84H78V83H79V82H78V79L75 78V79L72 81ZM134 83L137 84V85H136L137 89H136ZM187 83H188V84H187ZM227 83H228V82H225V85H226ZM32 84H33V82H32V83H31V82H28V83H25V84H22V83L19 82V83L15 84L16 86L14 85V86H15L14 89L5 90V91L3 92V95H6V96L8 95V98H9V99H7V97H6V98L3 97V99L6 100V101H9V100H10V102H8V103H10L9 105H11V106H15V108H16V110H17V109H18L17 107H19V105H18V103H17L18 101L15 100V99H18V100H19V98H21V97H20V93H21L22 91H21L20 89L22 88V86H23V88H24V85H25V87H26V85H30V87L27 88V89L29 90V92H30V94H31L32 91L30 90V88H31ZM131 84H132V85H131ZM139 84H140V85H139ZM159 84H160V85H159ZM206 84H207V85H206ZM11 85H12V84H11ZM94 85H95V86H94ZM98 85H100V86L98 87ZM128 85H129V86H128ZM130 85L133 86L132 88L135 87V89L138 91V94H137V91H136L135 89H134L133 91L131 90V86H130ZM138 85H139L140 87L142 86V87H144V88L141 87V89H140V87H139ZM143 85H144V86H143ZM161 85H163L164 87L161 86ZM165 85H167V86H165ZM174 85H175V86H174ZM177 85H178V86H177ZM205 85H206V87H208V88H209V86H211L212 88L210 87L209 90H208V88H206ZM215 85H216V86H215ZM125 86H127V90H129V87H130V90H131L132 92H131L130 90L127 91ZM154 86L157 87V89H155ZM159 86H160V87H159ZM169 86H170V87H169ZM173 86H174V87H173ZM176 86H177V87H176ZM179 86H180V88L178 89ZM181 86H182L183 88H182ZM187 86H188L189 88H190V86H192L191 89L193 88V90L195 89L194 86H197L198 88L195 90L196 92H194L193 90H190ZM203 86H204V88H206L207 90H206V89L204 90ZM213 86H214L215 88H214ZM226 86H227V85H226ZM96 87H97V90H95ZM122 87H123V88H122ZM138 87H139V88H138ZM145 87H146V88H145ZM151 87H152L153 91H150V90H152ZM153 87H154V88H153ZM162 87L165 88V89H164L165 91H162V89H163ZM175 87H176V88H175ZM228 87H229V84H228V86H227L226 88H228ZM231 87H232V88H231ZM231 87H229L227 90H232V89L235 90V85H232ZM19 88H20V89H19ZM148 88H150V89H148ZM168 88H170V89H168ZM172 88H173V89H172ZM181 88H182V90H181ZM184 88H185L186 90H185ZM226 88H225V89H226ZM230 88H231V89H230ZM16 89H17V90H16ZM121 89H124V90L126 91V94L123 93V92H125V91H124V90L122 91ZM138 89L140 90L141 93L139 92ZM158 89H160V90H158ZM166 89H167V90H166ZM187 89H188V90H187ZM215 89H216L217 91H216ZM12 90H13V91H12ZM28 90H27V91H28ZM92 90H93V91H92ZM145 90H146V91H145ZM147 90H148V91H147ZM157 90H158V93H157ZM169 90H170V91H169ZM172 90H173V91H172ZM179 90H181V91H179ZM212 90H214V91H212ZM219 90H220V91H219ZM233 90H232V91H233ZM6 91H7V92H6ZM14 91H15V92L21 91V92H20V93H15ZM24 91H25V90H24ZM96 91H97L98 94L96 93ZM142 91H143V92H142ZM160 91H162V92H161L162 94H160ZM171 91H172V94H171V93L169 94V92H171ZM185 91H186V93H187L188 91H192V92H189V93H187V94H190V95H191V94H193V92H194V94L190 97V95H189V96L185 95ZM199 91H200V92H199ZM204 91H205V93H204ZM210 91H211V92H210ZM215 91L218 92V93L220 92L219 94H221L222 96H221V95L218 96V95L215 94V95H216V98H215V96H214ZM221 91H222V92H221ZM29 92H28V93H29ZM90 92H91V93H90ZM117 92H122L121 94L124 95V98H122V97H123L122 95H121V96L119 95L120 97L110 98L112 94H115V93H117ZM127 92H128V95H129L131 101L128 99L129 97L126 98ZM129 92H130V93H129ZM134 92H135L136 94H135ZM144 92H145V93L147 92V96H146V94H144ZM149 92H150V93H149ZM166 92H167V96L165 95ZM182 92H183V93H182ZM198 92H199L200 94H199ZM201 92H202V93H201ZM207 92H209V94H208ZM213 92H214V93H213ZM9 93H10V94L12 93V95H10ZM13 93H14V94H13ZM32 93H34V92H32ZM88 93L91 94V95H88ZM94 93H95L96 95H95ZM106 93H107V92H106ZM131 93H134V94L136 95V97H135V95H134V97H133V94H132V96H131ZM155 93H157L159 96H158L157 94H155ZM163 93H164L165 98H164V96H163ZM195 93H196V94H195ZM197 93H198V95H197ZM206 93L209 95V97H210V95L212 96V97H210L211 99H210V98H208V99L206 98V97H208V95H207ZM210 93H211V94H210ZM256 93H257L258 95H256ZM15 94H16V95H15ZM93 94H94V95H93ZM100 94H103V92H100ZM139 94H140V97H139V98H141L140 100L137 98V95L139 96ZM143 94H144V95H143ZM201 94H202V95H201ZM205 94H206V96H205ZM261 94L263 95L264 93L262 92ZM13 95H15V96H19V97H16V98L14 97V98H13ZM92 95H93V96H92ZM128 95H127V96H128ZM151 95L153 96V98H151V97H152ZM154 95L156 96V98H157L158 100L163 101V103H165V104H162L161 101H159V102L157 103L158 100H157L156 98L154 99V97H155ZM160 95H161L162 97H161ZM168 95L171 96L170 99H169V96H168ZM182 95H183L185 98H183ZM195 95H196V98H195ZM223 95H224V96H223ZM9 96H10V97H9ZM11 96H12L13 99L11 98ZM21 96H22V95H21ZM82 96H83V97H82ZM90 96H91V98L89 99ZM100 96H101V95H99V97H100ZM143 96H144V97L146 96V98H144ZM173 96H176V97H173ZM203 96H205V97H203ZM213 96H214V97H213ZM234 96H235V95H234ZM238 96H237V97H238ZM256 96H257V97H256ZM99 97H98V98H99ZM131 97H132V98H131ZM166 97H168V99H166ZM181 97H182V98H181ZM186 97H188V98H186ZM189 97L191 98V102H190V100H189V99H190ZM192 97H193V98H192ZM197 97H198V98H197ZM232 97H233V96H229V95L227 96V95H226V97H225L226 100L223 99L222 103H224V104L226 105V102L228 101V99H230V98L233 99V98H234V97H233V98H232ZM50 98H51V97H50ZM117 98H119V99L122 98V99L118 100ZM135 98H136V99H135ZM142 98H143V99H142ZM149 98H150L151 102H152V99H153V102H154V103H152V105H153L154 108L152 107V105H149L148 107L145 106V107L147 108V109H146V108L143 106V103H144V102H142V101H144V99H149ZM159 98H161V99H159ZM163 98L165 99V101L168 100V101H170V102H168V101H167V103L164 102V99H163ZM172 98H173V99H172ZM176 98H177L178 100H180V101L182 100V103H184V104H182L180 101H177ZM194 98H195L196 100H195ZM199 98H200V99H203V100H200V101H199ZM204 98H205V100H204ZM214 98H215V99H214ZM221 98H222V99H221ZM244 98H245V99H244ZM254 98H255V99H254ZM257 98H259V99L257 100ZM54 99H55V100H54ZM56 99H57V100H56ZM116 99L119 101V103H117L118 101H117ZM123 99H125L126 102H124L125 100L122 101ZM133 99L135 100L134 102H132ZM175 99H176V100H175ZM183 99L185 100L184 102H183ZM206 99H207V100H206ZM217 99L219 100V101H218L219 104H217V101H216ZM234 99H235V98H234ZM51 100H54V104L51 102V103L53 104V106L50 105V106H52V108H51L50 106L48 107V105H49V103H50V99H49V100L45 101L44 104L42 103V106H41V108H40V112H42V111L44 112V110L47 109V107H48L49 109H51V111L49 110L50 113H51L52 111H53V112H52L53 114H54L55 111L57 112V107H59V106H57L56 104L58 103L57 101H59V98H57V96L55 95V96H53V97L51 98ZM81 100H80V101H81ZM87 100H88V101H87ZM99 100H100V101H103V102L100 103ZM109 100H110V102H109ZM115 100H116V101H115ZM171 100H172V102H171ZM186 100L189 101L190 104H189ZM192 100H193V104H191V103H192ZM194 100H195V101H194ZM211 100H212V101L214 100L213 102H215L216 105H215V103H213ZM48 101H49V103L46 104V102H48ZM105 101H106V102H105ZM111 101H112V102H111ZM113 101L115 102V104H114ZM121 101H122V102H121ZM128 101H129V102H128ZM139 101H141V102H139ZM201 101H202V103H203L204 105L201 104ZM205 101H206V103H204ZM209 101H210V102H209ZM120 102H121V103H120ZM130 102L132 103V105H131ZM135 102H136V103L139 102V103L136 104ZM174 102H175V103H174ZM178 102H180V103H179V106H182V105H183V106L185 107V110H186L187 112H185V110L183 109L184 107L182 106V107H180V109H179V108H176V109H175L176 111H175L174 113L177 112L176 114H173V113H172V114H168L169 112H167L166 110H165V111H162V114H161V115H160V114H156V113H161V112H159V110H161V109L163 110L164 107H165V108L167 107L166 109H168V106H169V105H174V104H176V103H177V105H178ZM194 102H195V105H196V109L198 110V108H199L201 111L198 112L197 110H195V108H194V107H195ZM199 102H200V103H199ZM51 103H50V104H51ZM55 103H56V104H55ZM103 103H104V104H103ZM116 103H117V104H116ZM123 103H125V105H124ZM127 103H129V105H128ZM133 103H134V105H133ZM156 103L159 104V106H161L162 108H160ZM169 103H171V104H169ZM187 103H188L189 107H188ZM196 103H197V104H196ZM209 103H212V104H214V105L212 106V104H209ZM227 103H229V101H228ZM12 104H13V105H12ZM93 104H96L97 106H96V105H93ZM99 104H100V105H99ZM107 104H108V105H107ZM112 104H113V106L116 108V111L119 110V107L121 108L122 105H123V107L125 106L124 108H129V109L133 106L131 109L134 108V113H135V115L133 114V110L131 111V109H130V110H127V109L121 108L119 111L116 112L114 109H112V108H113V107H111ZM120 104H121V105H120ZM140 104H141V106H143L144 109L140 106ZM154 104H156L159 108H156V107H155L156 105H154ZM161 104L164 105V107H163ZM166 104H167L168 106H167ZM180 104H181V105H180ZM198 104L202 105V109H203V110L198 106ZM224 104H223V106H224ZM17 105H18V106H17ZM43 105H44V107H45V105H46L47 107L44 108ZM54 105L56 106V110H55V111L53 110V109L55 108ZM89 105H92V106L89 108ZM98 105H99V106H98ZM101 105H102V108H103V109H106V110L108 109L107 112L111 113V114H109V116H111V117H113V118H111V117L109 118V116L106 115V114H107V113L105 112L106 110L101 109V107H100ZM104 105H105V106H104ZM119 105H120V106H119ZM126 105H127V106H126ZM130 105H131V106H130ZM136 105L138 106V109H137ZM177 105H175V106L177 107ZM192 105H193V106H192ZM86 106H87V107H86ZM103 106H104V107H103ZM109 106H110L111 108H109ZM139 106H140L141 108H139ZM150 106H151V107H150ZM179 106H178V107H179ZM191 106H192V107H191ZM197 106H198V108H197ZM219 106H221V105H219ZM93 107H95V108H93ZM97 107H98V108H97ZM105 107H107V108H105ZM135 107H136V108H135ZM190 107H191V108H190ZM148 108H149V109H148ZM150 108H151V109H150ZM189 108H190L191 110H190ZM206 108H207V107H206ZM90 109H91V110L93 109L91 112L94 111V112H96V113H94V112H93L94 114L91 113V112H90ZM94 109H98L99 112H98V111H95ZM109 109H112L113 111H111V110H109ZM140 109H141V110H140ZM145 109H146V110H145ZM153 109H154V110H153ZM156 109H158V110H156ZM178 109H179V110H178ZM181 109L184 110V111L182 112ZM193 109H194L195 111H194ZM101 110L104 111V113H103V111H102V116H103V115H106V117H105V116H103L104 118L102 117L103 119L100 118L101 116H99V115H101V114H100ZM126 110H127L128 112H127ZM135 110H136V111H135ZM137 110H138V111H137ZM139 110H140V111H139ZM142 110L145 111V112H146V111H149V112L145 113V112H143ZM151 110H152V112H150ZM188 110H189V111H188ZM231 110H232L233 112H235V116H232V115H234V113H233ZM25 111L27 112V110H25ZM88 111H89L90 113H89ZM114 111H115L116 113H115ZM120 111H121V112H120ZM155 111H156V113H155ZM157 111H158V112H157ZM190 111L193 113V114H191V115L197 114V118H196L197 120H200L202 116H203L204 118L202 117L203 119H202L201 122H199V121H197V120H191L192 122H191L190 120H184L183 117H184L185 115L190 114ZM196 111H197V112H196ZM23 112H24V111H23ZM112 112H113L114 114H113ZM130 112H132V113H130ZM137 112H138V113H137ZM184 112L187 113V114H185ZM226 112H227V113H226ZM105 113H106V114H105ZM123 113H125V114L127 113V115H129V116H127V118H126V115L124 114V115H125V116H124ZM136 113H137V116H136ZM141 113H145V114H147V115L144 114L145 116H143V114H141ZM148 113H149V114H148ZM151 113H152V114H151ZM231 113H232V114H231ZM42 114H43V113H42ZM83 114H84V115H83ZM95 114L98 115V116H96ZM118 114H119V115H118ZM138 114H139V116H138ZM140 114H141V115H140ZM154 114H155V115H154ZM182 114H183L184 116H183ZM20 115H22V114L20 113ZM20 115L18 114V115H17V116H18L17 118L21 117ZM79 115H80V117H79ZM81 115H82V116H81ZM113 115H114V116H113ZM115 115H116V116H115ZM117 115H118V116H117ZM131 115H133V119L131 118V117H132ZM150 115H151V116L154 115V116H155V119L157 118L156 116L158 115L159 118H157V119H158V120L161 119V120L158 121V123L161 122L160 125L165 126L166 129H165V128L162 129V127H161L160 125H159V126H156V127H155V125H152L151 120H150V119H151V118H150V117H151ZM191 115H190V116H191ZM122 116L124 117V119H123ZM134 116H136V117H134ZM141 116H143L144 119L141 118ZM4 117H7V115L4 114ZM95 117H96V119L98 118V119H97L98 123L96 122ZM118 117H120V119H119ZM121 117H122V120H121ZM128 117L131 118V119H129ZM17 118H16V119H17ZM92 118H93V119H92ZM116 118H117V119H116ZM73 119H74V118H73ZM110 119H113V120H114V121H113V120H111V121H112L113 123L115 122L114 124H117L116 127L119 126V130H118L117 128L114 127V124L112 125V122H111V121H110L111 123H109V120H110ZM115 119H116V120H115ZM126 119H129L130 122L132 123V124L130 123V124H131V125H130L131 127H129V128H130V129L133 128L134 131H136V133L138 132L137 134H136L135 132H133V133H134V134H133V133H132L133 129L130 130V129L127 127V126H128L127 124H125V125L121 124L123 121L125 122ZM138 119H140L141 122H142L143 120H145V121H144L143 123H141ZM142 119H143V120H142ZM168 119H169V120L171 119V121H168ZM212 119H213V118H212ZM75 120H74V121L72 120V121H73V125H72L71 122H70V124H71V126H74V128H76V130L79 132V131H81L82 129L79 128L80 125L78 126V124H74V123H75ZM101 120H107L108 122H107V121H101ZM117 120H118V121H117ZM119 120L121 121V123H120ZM146 120H147V122H149V120H150L149 125H148V123L146 122ZM232 120H234V122H232ZM10 121H12V120L10 119ZM10 121H9V124H10ZM79 121H80V122H79ZM166 121H168V122H166ZM188 121H189V122H188ZM193 121H194V122H193ZM83 122H85V123L83 124ZM105 122H106V123H109V124H106ZM124 122H123V123H124ZM134 122H135V123H134ZM145 122H146L147 124H146ZM101 123H102L103 125H101ZM119 123H120V125H119ZM137 123H138V124H137ZM139 123H141L142 126L145 125V124H146V125L143 126V128H142V126H141ZM144 123H145V124H144ZM150 123H151L152 126L150 125ZM163 123H164V124L166 123V124L164 125ZM230 123H231V124H230ZM105 124H106V125H109V127L106 126ZM121 125H122V127H121ZM126 125H127V126H126ZM135 125H136V127H137V126H139V127L141 126V129H140L139 127H137V128H139V129L134 128ZM147 125L150 126V127H148ZM54 126L56 127V125H54ZM54 126H53V127H54ZM75 126H77L78 128L75 127ZM111 126H113L114 128L112 127V128H113V129H112ZM123 126H124V128L126 127V128H125L126 130H127V128H128V130L126 131V130L123 128ZM153 126H154V127H153ZM87 127H88V126H87ZM103 127H105V128H103ZM107 127H108L110 130H109V129H106ZM120 127H121V128H120ZM144 127H145V128H144ZM147 127H148V128H147ZM157 127L160 128V129H159V130L156 129ZM167 127H168V128H167ZM224 127H225V128H224ZM228 127H229V128H228ZM72 128H73V127H72ZM154 128H155V132H153V131H154ZM105 129H106V130H105ZM123 129H124L125 131H123ZM144 129H145V130H144ZM149 129H152V130H153V131L151 130V131L153 132V135H152V132H151ZM168 129H170V130H168ZM198 129H199V130H198ZM230 129H231V130H230ZM55 130H60V129H59V126H57V127L55 128ZM112 130H114V132H113ZM115 130H117V131L120 132V133H118V132L116 133ZM129 130H130L131 134H128ZM138 130H139V131H138ZM141 130H142L143 134H142V132H140ZM160 130H162L163 132H162V131L160 132ZM164 130H165L166 132H167V131L169 132V133L167 132L166 135H167L168 137L171 138V143H170V141H169L170 138H167V139H169V140H167V142H165V141H166L165 139H166L167 136H166V137H163V136L165 135V133H164L165 131H164ZM197 130H198V131H197ZM214 130H215L214 132H216V131H217V128H215ZM108 131H109V132H108ZM121 131H123L124 134L127 133L128 135H131V136H127V134L124 135V134H122L123 132H121ZM144 131H145V132H144ZM146 131H147V132H146ZM174 131H175L176 134L173 133ZM230 131H231V132H230ZM260 131H261V132H260ZM106 132H107V133H106ZM130 132H129V133H130ZM139 132L141 133V137H140V135H138V134H140ZM148 132H149V134H145V133H148ZM105 133H106V134H105ZM108 133H109V134H108ZM112 133H113V134L115 133V134L117 135V136H116V135L114 134V135L116 136V138L118 137L119 134H120V135H119V139L122 138L123 135H124V137H123V139H121V140H119L118 138H117L118 140H117V139L115 140V139L112 138V135H111ZM150 133H151V135L153 136V137L151 136L150 139L153 138V139H154V142H151V143H150V146H149V144H148L149 142H147L149 138H146V139H147V140H146L145 137H144L143 135H146V137H147V135H148V137H149ZM162 133H164L163 136H162ZM198 133H199V135H198ZM239 133H240V134H239ZM257 133H258V134H257ZM2 134H3V133H2ZM4 134H5V133H4ZM4 134H3L2 137H1V136H0V137H1V138H4L5 140L9 139V138H8V137H9L8 134H7V133H6L5 135H4ZM132 134H133V135H132ZM135 134L138 135L140 139H141L142 137H144V138H142L141 140H139V139H137V138L134 136ZM172 134H173V135H172ZM174 134H175V136H177V139H176V137L174 136ZM196 134H197V135H196ZM236 134H238V136H237ZM247 134H248V135H247ZM259 134H260V135H259ZM0 135H1V133H0ZM23 135H24V134H23ZM23 135H22V136H23ZM109 135L111 136V138H108V137H110ZM114 135H113V137H115ZM156 135H157V136H159V135L161 136V137L159 136V137H160L159 140H158L159 137L157 138ZM170 135H171V136H170ZM222 135H223L224 137H223ZM228 135H229V136H228ZM230 135H231V137H230ZM246 135H247V136H246ZM22 136H21V137H22ZM99 136H100V137H99ZM133 136H134V138H133ZM155 136H156V137H155ZM226 136H227V137H226ZM232 136H233V137H232ZM245 136H246V137H245ZM256 136H258V137L256 138ZM6 137H7V138H6ZM23 137H24V136H23ZM23 137H22V138H23ZM102 137H103V138H102ZM129 137H132V138H129ZM162 137H163V138H162ZM229 137H230V138H229ZM19 138H20V137H19ZM70 138H71V137H69V138L66 139V140H69ZM94 138H95V141H94ZM97 138L101 141L99 144L97 143V142H98V141H97V140H98ZM101 138H102V140H101ZM127 138H129V139H131V140H129V139H127ZM135 138H136V139H135ZM155 138H156V140H155ZM222 138H223V139H222ZM225 138H226V140H225ZM20 139H21V138H20ZM124 139H125V141H124ZM134 139H135V140H139V143H137L138 141H135ZM144 139H145V140H144ZM163 139L165 140V141H164L165 144H163ZM173 139H176L178 142L175 141V140H173ZM142 140H143L144 143L147 142V144H144V143L142 142ZM160 140H162V142H159ZM216 140H217L218 142H217ZM219 140H220V141H219ZM224 140H225V141H224ZM128 141H129V143H127ZM150 141H152V139H151ZM223 141H224V142H223ZM230 141H231V142H230ZM131 142H135V143H132V144H133V145L136 144V146L139 145L140 148H139V146L136 147V146L134 145V147H136L137 149H135V148L132 149V148H131V145H132V144H130ZM140 142H141V143H140ZM155 142H159V143H157V145H156ZM172 142H173V143H172ZM193 142H194V143H197L198 141H194V140H193ZM95 143H96V144H95ZM125 143H126V144H125ZM152 143H153V144H152ZM167 143H170V144H167ZM250 143H251V144H254V145L251 146ZM260 143H261V139H260V142H259L258 144H260ZM128 144H130V145H128ZM143 144H144V146H143ZM160 144H163L161 147H162V149H163L164 151L166 150V151H165L166 153L163 151V154H161L162 149L159 148V145H160ZM172 144H173V146H172ZM125 145H127L128 147L125 146ZM133 145H132V146H133ZM169 145H171V148H174V147H175V148L173 149L174 152H172V153H174V154H172V156H173V155H176L175 157H174V156H173V157L168 156L169 154H168V152H167V148H168V150H169V148H170ZM175 145H176V146H175ZM209 145H210V144H209ZM36 146H37V145H35V146L33 145L32 148L30 147V148H31V151H32L31 154H32V153L35 154L36 151H39V150L41 149V148L39 149L38 146H37V147H36ZM146 146H148L151 150L148 149V150H149V151H148L147 149H145L144 147H146ZM156 146H157V149L155 148ZM167 146H168V147H167ZM142 147H143V149H142ZM148 147H146V148H148ZM164 147H165V148H164ZM250 147H251L252 149H251ZM91 148H92V150H90ZM97 148H99V150H97ZM123 148H125V149H123ZM127 148H128V149H127ZM130 148H131V149H130ZM138 148H139V149H138ZM158 148H159L161 151H160V150L158 151ZM205 148H206V149H205ZM215 148H216V149H215ZM78 149H77V151L74 150V151H76V152H72L73 154L71 153L70 155L72 156V155H74L75 153H77V154L74 155V157H77V158H78L79 156H76V155H79V154H78ZM88 149H89V150H88ZM95 149H96V150H95ZM119 149H120V152H121L122 154H124V153H123L124 151H121V149L125 150V151H126L125 154H126V155H129V156H127L126 158H124V157L126 156L125 154H124V156H123L122 154H119V155H121V156L119 157L118 154H115V153L117 152L116 150L119 151ZM126 149H127V150H126ZM140 149H141V151H139ZM153 149H156V150H153ZM250 149H251V150H250ZM80 150H81V151H80ZM85 150H86V151H85ZM129 150H130L131 152H130ZM135 150H136V151H135ZM142 150H146V151H148V152H146L147 155L143 154V155H141V156L139 155V156H140L141 158H142V156H143V157H146V156H147V157L153 158L152 161L155 160V161H154V164L150 162V161H151L150 158H149L150 160H148V159H146V158H143V159L141 160L140 157L137 156L140 152H141L140 154H142V152H144V151H142ZM205 150H206V151H205ZM217 150H218V151H217ZM89 151H90V152H89ZM128 151H129V152H128ZM137 151H138V152H137ZM171 151H172V149H170V152H169V153H171ZM80 152H81V153H80ZM83 152H84V153H83ZM88 152H89V153H88ZM93 152H94V153H93ZM114 152H115V153H114ZM157 152H158V153H157ZM202 152H203V155H202ZM204 152H206V153H204ZM254 152H255V151H254ZM262 152H263V151H262ZM56 153H58V152H56ZM56 153H55V154H56ZM127 153H128V154H127ZM132 153L135 154V155L132 156ZM144 153H145V152H144ZM210 153H211V154H210ZM213 153H214V155H213ZM216 153L219 154V155H217ZM251 153H252V154L245 155L247 158H246L243 154H240V156H243V157H242V160H243V161H246V162H248V161L250 160L251 157H252V160H253V161L250 160L251 162H256L257 160H262V161L264 162V155H263L262 153H261V154H262L263 156H261L259 153H258L259 155H258L257 153H255V154L253 155V151H252ZM31 154H29V161H30L31 163H33V162H32V159L35 158V155L33 154V156H32ZM85 154H84L83 156L80 155L81 159H80V157H79L78 160H77V158L75 159L73 156H72V158H74V159H72L71 156H69L68 154H66V155L64 154V155H62V156L60 155V156H61L60 158H63V157L65 158V156H66L67 159L65 158V160H68L69 162H70L71 160H72L71 162H75V161L79 162L80 160L83 161V160L85 159ZM130 154H131V156H130ZM156 154H157V155H156ZM160 154H161V155H160ZM164 154H167V156H166V155L164 156ZM197 154H198V155H197ZM199 154H200V156H201V155H202V156L200 157ZM206 154H207V155H206ZM208 154H209V155H208ZM256 154H257V155H256ZM115 155L118 156V157H116ZM162 155H163V156H162ZM170 155H171V154H170ZM182 155H183V156H182ZM185 155L188 156V157H189V155H191V156H190L191 159H190V157H189V158L187 157L188 159H190L189 162H188V165L191 163L190 166H188L187 163H186V161H188V159H183V158H186ZM224 155H225V154H224ZM252 155H253V156H252ZM31 156H32V157H31ZM45 156H46V154H45ZM45 156H44V157H45ZM47 156H48V155H47ZM47 156H46V158H43V156H42V157H40V156H39V157L36 156V159L38 158L37 161H36V160H33V161H34L35 164H37V165L40 164V165H41L44 161H46ZM122 156H123V157H122ZM153 156H155V157H153ZM156 156H157V157H156ZM207 156H208V157H207ZM212 156H211V157H212ZM249 156H250V157H249ZM257 156H258V157H257ZM260 156H261V157H260ZM30 157H31L32 159H31ZM68 157H70V160H69ZM129 157H130V158H129ZM159 157H162V158H164V159L159 158ZM169 157L171 158V160H170ZM177 157H178V159H177ZM194 157H195V158H194ZM197 157H200V159L197 158ZM213 157H212V159H213ZM225 157L228 158L226 155H225ZM248 157H249V158H248ZM253 157H254L256 160L253 159ZM259 157H260V158H259ZM262 157H263V159H261ZM64 158H63V159H64ZM117 158H121L122 160H121V159H117ZM127 158H129V159H127ZM134 158H135L136 161L134 160ZM137 158H138L139 160H141V161H140L141 163L139 162V160H137ZM155 158H156V159L158 158V159L156 160ZM172 158H173V159L175 158L176 160H179V159H180L181 162H180V161H178V162L181 163V167H180V165H178L179 163H177L176 160L173 161ZM193 158H194V159H193ZM201 158H202V159H201ZM205 158H207V159L205 160ZM214 158L217 159V161H219V160L221 159V161L223 162L222 165H224V166H223L224 168L230 169L228 166L231 165V170H233V169H235V168H236L235 170H237V166L235 165V163H234V164H233V163L231 164V163H230L231 161H229V159H228V160L225 159V161H224L223 156H222V158H220V159H218L217 157H214ZM243 158H244V159H243ZM245 158H246V159H245ZM30 159H31V160H30ZM41 159H42V160H41ZM125 159H126V160H125ZM130 159H132L134 163L131 164L132 160H131V162L129 163L128 161H130ZM144 159H145V160H144ZM167 159H168V161H166ZM192 159H193V160H192ZM212 159H211V161L215 160V159H213V160H212ZM222 159H223V160H222ZM43 160H44V161H43ZM73 160H74V161H73ZM107 160H108V161L111 160V161H109V162L107 163ZM117 160H118L119 162L122 161L123 163H124V161H125V163H124V164H123V163L120 164V163H118ZM120 160H121V161H120ZM123 160H124V161H123ZM147 160L150 162V164H148L147 166L150 165L151 168H152V166H155V167H157V169H158V167H160L159 169H162V171H163V170H166L167 172H169V173L172 174V175H169L168 173H167V174H168V175H167V174H165L166 171H165V172H164V171L162 172L161 170L159 171V169L154 171V169L152 168V170H153L155 173H158V172H159V174H155L154 172L150 171V170H151L150 166H149V168H148V167L145 165V163L148 162ZM158 160H159V161H158ZM161 160H163V161H161ZM185 160H186V161H185ZM191 160H192V161H191ZM194 160H196V161L198 160L196 164H195L196 161H194ZM38 161H41V162H38ZM42 161H43V162H42ZM97 161H99L100 163H99V162L96 163ZM102 161H104L105 163H107V165H106V164H103L104 162H102ZM112 161H113V162H112ZM114 161L117 163L116 166H113V165H112L113 163H115ZM126 161H127V162H126ZM142 161H145V163L142 162ZM156 161H158V162H156ZM160 161H161V162H160ZM164 161H165V163L167 162V164H165ZM171 161H173V162H172L173 164L170 163ZM190 161H191V162H190ZM226 161H229V162H226ZM250 161H249V162H250ZM36 162H37V163H36ZM101 162H102L103 166H102ZM111 162H112V164H110ZM149 162H148V163H149ZM155 162H156V163H155ZM175 162H176V163H175ZM192 162H193V163H192ZM34 163H33V164H34ZM116 163H115V164H116ZM128 163L130 164V167H132V168H130L129 166H128V167H129V168H128V167L126 166ZM136 163H137V166H136ZM157 163H160V164L157 165ZM161 163H163V164H161ZM183 163H184V164H183ZM185 163H186V165H185ZM198 163H200V164H198ZM202 163H204V165H205V164H206V165L208 164V166H206V165L204 166V168H205L204 170H202V169H203V166H202V168H200L201 165H202ZM224 163H225L226 165H225ZM228 163H229V164H228ZM242 163H243V162H242ZM35 164H34V165H35ZM98 164H99L101 167H99ZM129 164H128V165H129ZM134 164H135V165H134ZM140 164H141V165H140ZM151 164H152V165H151ZM164 164H165V165H164ZM170 164H172V165H170ZM174 164L177 165L176 167L179 166L180 168H175V165H174ZM193 164H194V165H193ZM197 164H198V165H197ZM40 165H38V166H40ZM95 165L97 166V168H96ZM109 165H112L113 167H110ZM118 165H119V166H118ZM120 165H121V166H120ZM133 165H134V166H133ZM139 165H140V167H139ZM160 165H163V166H160ZM166 165H168V166L170 165L169 168L166 169V167H168V166H166ZM173 165H174V167H173ZM232 165H233V166H232ZM234 165H235L236 167H235ZM86 166H88V167H86ZM93 166H94L96 169H95ZM104 166H106V167H105V171H104ZM107 166H108V169H109V170L107 169ZM117 166H118V167H117ZM193 166L198 167L199 171H197L198 169H197V168H194ZM83 167H84V169H83ZM89 167H90V169H89ZM115 167H116V169H118V170H115L116 172H119V171L121 170V172H124V174H121V172H119V176H118L117 178H116V176H115V178H113L116 172H112V171H110V170H113V171H114V168H115ZM134 167H136V168H134ZM141 167H142V168H141ZM143 167H145V170L148 168L149 170L147 169L146 171H147V172L150 171V172L147 173L145 170H143ZM146 167H147V168H146ZM161 167H162V168H161ZM170 167H171V168H170ZM172 167L175 168V169H173ZM182 167H183V168H182ZM187 167H189L190 169H187ZM85 168H87L88 170L85 169ZM102 168H103V169H102ZM110 168H111V169H110ZM137 168H138V169H137ZM163 168H164V169H163ZM184 168H185V169H184ZM193 168H194L195 170H196V169H197V170L195 171ZM206 168H207V171H208L209 173H211V174H208V172H206ZM232 168H233V169H232ZM98 169H100V171H99ZM129 169H130L131 174H130V177L128 178V176H129V172H128V170H129ZM140 169H141V170H140ZM181 169H183V170H185V171L188 170V171H186V172H188V174H187V173H183L184 171H182ZM191 169H192V170H191ZM200 169H201V170H200ZM208 169H210V170H208ZM83 170H84L85 172H86V171L88 172V173H87V172H86V173H87V175H89V176H88V177H90L89 179H88V177L86 176V173L83 172ZM96 170H97V171H96ZM132 170H133V171H132ZM134 170H135V171H134ZM136 170H137V171H136ZM142 170H143V171H142ZM238 170H239V167H238ZM65 171H66V172H65ZM101 171H102V172H101ZM107 171L110 172V173L112 172V175H113V176L111 177V174H110V173L108 174ZM191 171H192V173H194V174H196V175H199L200 177H203L204 174L207 173V174H206L207 177H209L208 175H210V178H209V179H211L210 181H212V179H213V182L211 183L212 185H210V187H209V186H204V187H206V190H207V191H206L205 189H204V190L207 192V195H208L209 197H210V196L212 197V198L210 197L211 199H210L209 197H206V196H207V195H206V192H204V190H203L204 187L201 186L200 184H196V185L194 186V187H196V186L198 185L196 188H194V187H193V188H190V189H191L190 191H189V189H187V187L185 186L186 188H185V190H184L183 187H184V185H185V180L188 179V176L191 175V174L189 175V173H191ZM193 171H194V172H193ZM201 171H202V173H201ZM204 171H205L206 173H204ZM64 172H65V173H64ZM89 172H91V173H89ZM127 172H128V176L126 177V173H127ZM133 172H134L135 175L133 174ZM137 172H138V173L141 172L142 174H144V175L142 176L141 173H140V174H139L140 177H141V176H142V177L145 176L144 178H149V176H150V177L152 176L151 178H149V180H150V179H153V180H154V181L150 180V181H152V184H153V185L151 184L150 181H148V183H147V180H148V179H145L146 181H145L144 185H146V183H147V185L150 184V185H149V188H148V186H143L142 184H141V186H142V190H143V191L141 190V188H138L137 185H140V184H137V185L134 184V183H137V182L140 183L139 180H138L140 177L138 176V174H136ZM144 172H146V173H144ZM180 172L182 173V175H180V176H181L183 179L180 178V176H179V174H181ZM196 172H197V173H196ZM198 172H199L200 174H199ZM62 173H63V174H62ZM73 173H74V174H73ZM93 173H96L95 175H97V176L99 175V176H98V177L95 176V175L92 176L91 174H93ZM113 173H114V174H113ZM149 173H150V174H149ZM152 173H153V174H152ZM161 173H162V176H163L164 178H165V177H168V180H169V181H167V180L164 181V178H162V181H160L159 176H157V175H160ZM251 173H252V174H251ZM70 174H71V175H70ZM117 174H118V173H117ZM173 174H174V177H175L176 179H177V174H178L179 179H177V180L174 179V177H172ZM201 174H203V176H202ZM215 174H216V175H215ZM250 174H251V175H250ZM57 175H58V176H57ZM60 175H61V176H60ZM62 175H63V176L65 175L64 178H63ZM72 175H75V176H72ZM80 175H81L82 177H81ZM84 175H85V176H84ZM101 175H102V177H101ZM104 175H105V176H104ZM123 175H124V176H123ZM136 175L138 176V177H137V181L135 180V179H136V178H135ZM165 175H166V176H165ZM175 175H176V176H175ZM213 175H214V177H213ZM248 175H250V176H248ZM147 176H148V177H147ZM154 176H155V177H156V176L158 177V180H157L158 183L156 182L157 177H156V179H155ZM160 176H161V175H160ZM162 176H161V177H162ZM169 176L171 177V180H170V177H169ZM206 176H205L204 178H207ZM211 176H212V177H211ZM32 177H33V178H32ZM57 177H58V179H57ZM73 177H74V178H79V177H80V178H79L78 181L74 182V184H73V181H74V178H73ZM83 177H84V178L86 177V178L84 179ZM92 177H93V178H92ZM94 177H95V178H94ZM96 177L99 178V179H96ZM100 177H101V178H100ZM109 177H110V179H109ZM120 177H121V178L123 177V178L125 179V181H124V187H123L122 185H119V184H120L119 182H121V181L124 180L123 178H122L123 180H121ZM142 177L140 178L141 183H143V181H144V180L142 179ZM161 177H160V178H161ZM54 178H55V179H54ZM60 178H61V179H60ZM62 178H63V179H62ZM67 178H68V179H67ZM69 178H70L71 180H70ZM103 178H105V179H103ZM106 178L109 180L108 183H110V186H108L109 184L107 183V181H105V180H107ZM119 178H120V179H119ZM130 178H131L132 182H131V180H129ZM134 178H135V179H134ZM248 178H250V179H248ZM66 179H67V181H66ZM80 179H82L83 181H86V182H83V181L81 182ZM86 179H87L88 181H87ZM95 179H96V181H95ZM116 179H117V180H116ZM181 179H182V180H181ZM209 179L207 178V180H209ZM45 180H43V181H45ZM52 180H51V181H52ZM56 180H57L58 182H57ZM69 180H70V181H69ZM76 180H77V179H76ZM97 180L103 181L104 183L106 182L107 185H106V183H105V188H104V187H100V188H99V186H97L96 183H98V182H100V181H97ZM114 180H116V181H118V182H116V181H114ZM119 180H120V181H119ZM128 180H129V181H128ZM142 180H143V181H142ZM172 180H173V181H172ZM175 180H176V182H174ZM179 180H180V181H179ZM183 180H184V181H183ZM231 180H233V181L230 182ZM246 180H250L251 182L248 184V183L245 182ZM27 181H28V183H32V185H31V184H28ZM51 181H50V182H51ZM59 181H62V182H59ZM89 181H90L91 183H90ZM92 181H93V182L95 181L96 183H95V182L93 183ZM111 181H112L113 183H112ZM126 181H128V182L125 184ZM170 181H172V182H170ZM181 181H183L184 183H182ZM52 182H53V181H52ZM79 182H80L81 184H80ZM88 182H89V183H88ZM129 182H130V184H131V183H132V184L130 185ZM133 182H134V183H133ZM153 182H154V183H153ZM160 182H166V183H164V184H163L164 186H163ZM167 182H168V183H167ZM177 182H178V183H177ZM229 182H230V183H229ZM5 183H6V184H5ZM8 183H10V184H8ZM24 183H27V184L23 185ZM76 183H77V185H76ZM86 183H87L88 185H90V184H92V185L88 186V185H86ZM111 183H112V184H111ZM170 183H171V184H170ZM13 184H14V185H13ZM82 184H83V185H82ZM94 184H95V186H94ZM116 184H117V185H116ZM121 184H123V182H122ZM174 184H175V185H174ZM180 184L182 185V187H181ZM183 184H184V185H183ZM11 185H12V186H11ZM28 185H29V186H28ZM58 185H59V187H58ZM73 185H74V186H73ZM85 185H86V187H85ZM112 185H113V187H112ZM125 185H127V186L129 185L130 187H127V186H126V188H125ZM132 185H134V186L136 185V188H138L137 190H138L139 194H137V192H136L137 190H135V187L132 186ZM173 185H174V186H173ZM178 185H179V186H178ZM226 185H227V188H226ZM30 186H33V187L30 188ZM75 186H76V187H75ZM80 186H81V187H80ZM91 186L94 188V191H95V190L100 191V189L103 188V189H101V191H100L101 193H100V192H99V193H100V194L104 193V194H102V196H101V198L103 197L102 200L105 199L104 201H101L100 198H99L100 200H98L97 198H94V199H93L92 197L90 198L89 195L94 194L95 192H98V191H95V192H94V191H93V188H92ZM106 186H107V189L110 188L111 190H110V189L106 190ZM114 186H115L117 189H116ZM117 186H118V187H117ZM121 186L124 188L123 190H124L126 193L121 189ZM141 186H139V187H141ZM166 186H167V188H166ZM168 186H169V187L172 186V187H174V188L176 187V188H175V189H174V188H172V189L170 188V189H169ZM211 186H212V187H211ZM215 186L219 187V188H217V191H218V189H219L220 192H219V191H218V192H219L220 194H218V193L216 192V187H215ZM3 187H4V188H3ZM25 187H26V188H25ZM51 187H52V186H51ZM51 187H50V188H51ZM56 187H58V188H56ZM68 187H70V188L72 187L71 190H70ZM74 187H75V188H74ZM77 187H80L81 190H80L79 188H77ZM83 187L86 188V190H85ZM133 187H134V189H133ZM144 187H145V188H144ZM177 187H178V192H179L180 190H184L183 193H182V191L179 192V193H181V195H180L178 192L176 193L175 190H177ZM199 187H200V188H199ZM202 187H203V188H202ZM213 187H214V188H213ZM2 188H3V189H2ZM23 188L26 190V193L23 192V191H25ZM35 188L37 189V192H36V193H38L39 195L36 194V193H34V192L36 191ZM50 188H49V189H50ZM61 188H63V191H62ZM73 188H74V189H73ZM96 188H99V189H96ZM112 188H113V190H112ZM119 188H120V191H122V192H119V190H118ZM127 188L130 190V192H131L132 190H133V192H131V193H130V192H127V191H129V190L126 191ZM130 188H131V189H130ZM162 188H163V189H162ZM164 188H165V189H164ZM182 188H183V189H182ZM201 188H202L203 191H201ZM208 188H209V189H208ZM262 188H263V189H262ZM33 189H34V190H33ZM52 189H53V188H52ZM57 189H59V190L61 189L60 192H62V194H58V191H59V190H57ZM64 189H65V190H64ZM76 189H77V192H78V193H77L76 191H74V190H76ZM78 189H79V190H78ZM88 189H89V190L92 189V190H90L91 192L88 191ZM139 189H140V190H139ZM147 189H148V190H147ZM166 189H168V191H169L170 193L173 192V191H171V190L174 189L175 193L173 192V194L171 193V195H168V194H166V193H169V192H167ZM186 189H187L189 192H186ZM192 189H195L194 192H193ZM197 189H198V190H197ZM210 189H211V190H214V192H213V191L211 192ZM31 190H32V192H31ZM50 190H51V189H50ZM82 190L85 191V192H83ZM109 190H110V191H113V192H110L111 195H109V194H110V193H109ZM117 190H118V191H117ZM145 190H147V193H146ZM162 190H165V191H162ZM199 190H200V191H199ZM29 191H30L31 193H34V195H36V196L34 197V195L31 194V193H29ZM48 191H49V193H48ZM64 191H65V192H64ZM80 191H82L83 193L80 192ZM87 191H88V193H86ZM115 191H117V192L115 193ZM148 191H149V192H148ZM208 191H210V192H208ZM27 192H28V193H27ZM60 192H59V193H60ZM79 192H80V193H79ZM89 192H90V193H89ZM105 192H106V194H105ZM123 192H124L126 195H125ZM134 192H135V193H134ZM141 192H143L144 194L141 193ZM163 192H164V193H163ZM165 192H166V193H165ZM185 192H186V194L190 193V194H188V195H190V197H191L192 199H191L188 195H186ZM201 192H203L204 195H206V196L204 197V195H200ZM215 192H216V193H215ZM74 193H75V194H74ZM76 193H77V194H76ZM81 193H82V194H81ZM107 193H108V194H107ZM120 193L123 194V195H119ZM133 193H134V194H133ZM140 193H141V194H140ZM170 193H169V194H170ZM192 193H193V194H192ZM196 193H197V195H196ZM203 193H202V194H203ZM212 193H213V196L210 195V194H212ZM254 193H256L257 195H258V194H260V195H259V196H256V194H254ZM40 194H41V195H40ZM48 194H49V196H48ZM52 194H53V195H52ZM54 194H55V195H54ZM85 194H87V196H86ZM127 194H129V196H127ZM130 194H131V195H130ZM135 194H136V195H135ZM142 194H143L144 196H143ZM145 194H146V196H145ZM150 194H151L152 196H151ZM164 194H165V195H164ZM174 194L179 195V196H178L179 198L176 197V195L174 196ZM182 194H184V195H182ZM194 194H195L196 196H193ZM215 194H216L217 196H218V195L220 196V195L223 194L224 197H223V195H222V197L225 199V201H227V202H225V205L228 203V205L231 206V208L227 206V209H226V210H227V213H226V210L224 209L225 205H224V203H222V201H223L224 199L221 200L222 197H216ZM247 194H248V195H247ZM19 195H21V196H19ZM24 195H25V197H24ZM28 195H29V196H28ZM37 195L39 196L38 198H37ZM51 195H52V196H51ZM70 195H71V196H70ZM78 195H79L80 197H83V195H84V197L81 198V200H80V198H78ZM116 195H119V196H117V198H119L118 200L116 199ZM124 195H125V196H124ZM132 195H133V197H132ZM138 195L140 196V198H139ZM163 195H164L165 199H168V200L170 199L171 201H173V203L177 201V203H174V205H177V207L175 208V207H173V205H170V200H169V202H168L167 200H165V202H166V201H167V202H166L165 204H161V205H164V206H162L163 208H164V207L166 208L167 205H169V207H167V208H169V209H165V208L163 209V208L161 207V205L158 204V203L156 202V201H159V200H161V199H164ZM166 195H168V196H166ZM172 195H173V196H172ZM231 195H232V196H231ZM234 195H235V196H234ZM250 195H251V196H250ZM254 195H255V196H254ZM22 196H23V198H21ZM27 196H28V200H29V202H28V200L25 199V198H27ZM42 196H44V198H43ZM69 196H70V197H69ZM72 196H73V197H72ZM88 196H89V197H88ZM104 196H105L106 198H109V199H108V202H107V199L104 198ZM107 196H109V197H107ZM121 196H122V197H121ZM123 196L126 198V200H121V199L124 198ZM130 196H131V197H130ZM135 196H136V197H135ZM137 196H138V197H137ZM141 196H143L144 198H142ZM159 196H161L162 198H160ZM187 196H188V197H187ZM192 196H193V197H196V198H198L199 196H200V197H199V199H196V198L194 199ZM214 196H215V197H214ZM236 196H237V197H236ZM9 197H10V198H9ZM18 197L20 198V201L23 202V204H21V202H20V203H19V206L17 207L18 202H19V201H18ZM30 197H31V198L34 197L35 200H34V199H31ZM41 197H42V198H41ZM71 197H72V198H71ZM74 197H75V198H74ZM114 197H115V199H114ZM120 197H121V198H120ZM134 197H135V198H134ZM152 197H155V200H154V198H152ZM231 197H233L234 199H233V198L231 199ZM243 197H244V198H243ZM246 197H247V198H246ZM250 197H251V199H250ZM29 198H30L31 200H30ZM36 198H37V199H36ZM70 198H71V199H70ZM77 198L80 200V202H81V201H82V202L84 201L85 203L83 202V203H82L83 205L80 204V203H78L77 201H79V200H77ZM125 198H124V199H125ZM127 198H128V199H127ZM132 198H134V199H132ZM137 198H138V199H137ZM156 198H157V199H156ZM171 198H173V199H171ZM189 198H190L191 200H190ZM201 198H202V199L204 198V199L202 200ZM205 198H206V201L204 202ZM213 198H214V199H213ZM217 198H219L220 201H219V199H217ZM242 198H243V199H242ZM252 198H253V200H252ZM21 199H23V200H21ZM24 199H25V200H24ZM38 199H40V200H38ZM41 199H42V200H41ZM64 199H65L66 202H63ZM69 199H70V200L73 199L72 201L76 200V205L73 204V205H70V206H64L65 203H68V202L70 201ZM111 199H112V200L114 199V200H113L112 202H109ZM129 199H130V202H131V203L128 201ZM174 199H175V201H174ZM193 199H194V200H193ZM200 199H201V201H203L204 204L200 201ZM209 199H210V201H209ZM248 199H249V201H247ZM49 200H52V201H51L52 203H51ZM67 200H68V201H67ZM152 200H154L156 203H155V204H152V203L154 202V201H152ZM187 200H189V201H187ZM192 200H193V201H192ZM30 201H32V202L35 201V202H34V203L31 202V203H32V204H31ZM37 201H40L39 204H40V206H42V207H40V209H44V208H45L44 210H41V211H40V212H42V213H43V211H46V212L43 213V215H42V213H37V212H39V211H37V210L39 209V207L37 208V206H39V204H37V203H38ZM42 201H43V202L46 201L47 204H49V203H50V204H49L48 206H46V202H45V204H43ZM59 201H60V202H59ZM61 201L63 202V204H62ZM92 201H93V202H92ZM99 201H100L101 203H100ZM114 201H115V202H116V201H118V202L120 201V202H119V203L116 202V204L114 205ZM125 201H126V202H125ZM127 201H128V203H129V205L131 204L130 207L127 206V205H128ZM132 201H133V202H132ZM233 201H234V202H233ZM240 201H241V202L244 201V202H242V206L245 204V206H246L245 209H244V207L242 208V206H241V202H240ZM246 201H247V203H245ZM26 202H28V203H26ZM54 202H55V203H54ZM58 202H59V203H58ZM94 202H95V203H94ZM106 202L108 203L107 205H106ZM191 202H192V203H191ZM198 202H200L201 204L198 203ZM223 202H224V201H223ZM237 202H239L238 204H240V205H237ZM263 202H262V203H263ZM4 203L7 204V205H5ZM60 203H61V204H60ZM91 203L93 204V207H94V208H92V206H91L92 204H91ZM99 203H100V205L97 206ZM110 203H113V205L110 204ZM117 203H118L119 205H118ZM122 203H123V204L126 203L127 205L124 204V205H125V206H124V205H122ZM133 203H134L135 205H134ZM171 203H172V202H171ZM189 203H191V204L188 205ZM221 203H222V204H221ZM243 203H244V204H243ZM249 203H250V204H249ZM8 204H9V205H8ZM13 204H14V205H13ZM15 204H16V207H17L18 209H19V207H20L21 205H22V206L25 205V206H23L24 208H23L22 206L20 207L21 210H22V208H23V210H22L23 212H22L21 210L19 211V210L16 209V208H15V211H16V212H14V209L11 208V207H12V206L15 207ZM20 204H21V205H20ZM28 204H29L30 206H28ZM33 204H34V206H36V207H35V210H34L33 207L31 206V205H33ZM42 204H43V205H42ZM55 204H56V205H57V204H58V205L60 204L61 206L64 207V208H62L61 213H59L58 215H57L56 211H55V212H52V210L54 211L53 208L55 207V206H54ZM79 204H80V205H79ZM96 204H97V205H96ZM101 204H102V205H101ZM103 204H105V205H103ZM120 204H121V206H120ZM156 204H158L159 206L156 205ZM202 204H203V205H202ZM3 205H4V206H3ZM50 205L53 206V208H52V210H50V213H49V210H48V209H51V208H50V207H51ZM74 205H75V206H74ZM85 205H86V206H85ZM132 205H134L135 208H134ZM236 205H237V206H236ZM49 206H50V207H49ZM73 206L75 207V209H73ZM78 206H80V207H78ZM82 206H83L84 208H82ZM88 206H91V207H89V208L93 209V210H92L93 212H90V213H89V212H85L86 210L89 209ZM95 206H96V207H95ZM104 206L106 207V210L104 209V208H105ZM111 206H112V209H110ZM118 206H119V207H118ZM123 206H124V207H123ZM126 206L128 207V210H126V209H127ZM144 206H145V207H144ZM155 206L158 207V208H157L158 210H160V209L162 208V211L159 212L157 209H155V208H156ZM170 206L173 207L174 210H173ZM187 206H188V207H187ZM210 206H212V207H210ZM238 206H239V207H238ZM9 207H10V209H9ZM25 207H26V208H25ZM48 207H49V208H48ZM76 207H77L78 209H77ZM85 207H87V209H85ZM113 207H116V208L118 207V208L115 210V212H118V211H119V213L123 212V213H126L127 216H126V214L123 215V213L120 214V215H116V214H114V213H113V209H115V208H113ZM122 207H123V208H126V209H121ZM132 207H133V208H132ZM146 207H147V208H146ZM150 207H151V208H150ZM152 207H153V208H152ZM159 207H160V209H159ZM235 207H236V208H235ZM237 207H238V209H237ZM5 208L7 209V211H6ZM31 208H32L33 210H32ZM36 208H37V210H36ZM79 208H80V209H79ZM96 208H97V209H96ZM100 208H102V211H101ZM141 208H143V209L146 208L147 212H151V213L146 214L145 210H142ZM148 208H149V210L152 209V210H155V211H154V212H153L152 210H151V211H148ZM170 208H171L172 210H171ZM212 208H215V210L212 209ZM225 208H226V207H225ZM248 208H250V209H248ZM252 208L255 209L256 212L253 211ZM3 209H5V210H3ZM8 209H9V210H8ZM40 209H39V210H40ZM72 209H73L74 211H73ZM95 209H96V210H95ZM98 209H99V210H98ZM108 209H110V210L108 211ZM120 209H121V212H120ZM139 209H141V210H139ZM209 209H210V210H209ZM211 209H212V210H211ZM230 209H231V211H230ZM234 209H235V210H234ZM247 209H248V210H247ZM12 210H13V211H12ZM24 210H25L26 213L24 212ZM27 210H28V211H27ZM30 210H31V212H32V211H33V212L30 213V212H29ZM75 210H77V211L79 210V211L82 213V214L79 213L80 215L78 214V216H82V218H83V220H84V224H83V225H81V224H80V225H77V224L73 225V224H74L73 222H69L70 220L67 218V216H68L67 214L69 213V215H70V213H71L70 216H75V215H77V213L79 212V211L77 212V211H75ZM82 210H83V211H82ZM94 210H95V211H94ZM117 210H118V211H117ZM123 210H125V211H127V212H125V211H123ZM129 210H130V211H129ZM168 210H171V212H172L171 220H172L173 217H174L175 219H176V218L178 219V216H179V217L185 218V219H182V218H181L182 221H183V220H186V221L182 222V221L180 220V218L178 219V221L180 220L181 222H180V221H179V222L176 221L177 219H176V220L174 219V220L171 221V220H170V214H171V213L169 214L168 212H170V211H168ZM216 210L218 211V213H217ZM232 210H233V211H232ZM246 210H247V211H246ZM249 210H252V211H249ZM9 211H10V213H8ZM17 211H18V213H17ZM35 211H36V213H34ZM63 211H65L64 214L66 215V217H63V214H62ZM71 211H72V212H71ZM99 211H100L101 213H100ZM111 211H112V212H111ZM136 211H139V212H138L139 214H135ZM143 211H144V212H143ZM173 211H174V214H175V215L179 213L181 216H180V215H178V216L176 215V217L173 216V215H174V214H173ZM204 211H205V212H204ZM211 211H213V212L216 211V214L213 213V212H212V213H213V214H212ZM242 211L244 212V213H243L244 215H242V213H241ZM13 212H14V213H13ZM20 212H21V213H20ZM75 212H76V214H75ZM84 212H85V213H84ZM94 212H97V213H94ZM105 212H106V213H105ZM141 212H142V214H141ZM152 212H153V215H155V214L157 215L158 213H159V214H158L157 216H153V215H152ZM157 212H158V213H157ZM253 212H254V213H253ZM258 212H259V213H258ZM11 213H12V214H11ZM16 213H17V214H21L20 216H24L23 220H20V219H22V217H19V215H17ZM22 213H23V214H22ZM29 213L31 214V215L29 216L30 219H29V217H27V215H29ZM33 213H34V214H33ZM45 213H48L47 215H48L49 217H53V219H50L49 222H47L48 219H49V217L46 218V220H44V217H47V215H45ZM93 213H94V214H93ZM98 213H99V214H98ZM107 213H108V214L110 213V214H109L110 216H109ZM112 213H113V214H112ZM144 213H145L146 215H145ZM160 213H161V214H160ZM162 213H163L164 215H163ZM202 213H203V214H202ZM240 213H241L242 216L240 215ZM251 213H252V215L254 214V216H252V215H251L252 217L249 216ZM255 213H258L259 215H258V214H255ZM2 214H3L4 217L2 216ZM37 214H38L39 216H37ZM85 214H89V215L86 216ZM90 214H91V215H90ZM95 214H96V215H95ZM101 214L104 215V216L102 217ZM117 214H118V213H117ZM132 214H133V215H132ZM134 214L137 215V216H139V218H138L137 216H135V217H137V219L135 220ZM150 214L153 216V218L155 217V218H154L155 220L158 219L160 222L158 223V220H156L157 222H155L153 218H152V219H153V220H152V219H151L152 216H151ZM248 214H249V215H248ZM260 214H261V217L263 216V217L261 218V220H260V218L257 217V216H260ZM11 215H12V216H11ZM14 215L18 216L19 219H18V220H15V219H16V216H15V219H12ZM97 215H99V216H97ZM111 215H112V217L119 216V218H120L121 220L123 219V220H122L123 222H121L120 219H119L118 217H117L116 220L113 219V220L115 221V222H114L113 220H111V219H112ZM115 215H116V216H115ZM142 215H143V216H142ZM162 215H163V216L167 215V216H165V217L163 218ZM168 215H169V216H168ZM203 215H204V216H203ZM245 215H248V216H247V217H248L247 219L245 218V217H246ZM25 216H26V217H25ZM32 216H33V218H32ZM42 216H43V218H42ZM84 216H85L86 218H85ZM88 216H89V217H88ZM90 216H91V217L93 216V217L91 218ZM95 216H96V217H95ZM105 216H107L108 219L105 218ZM108 216H109V217H108ZM131 216H132V217H131ZM140 216L147 218L150 222H149L147 219H144V220L146 221V223H145L146 225L143 224V226H142V223H144V222H141V221H140V219H142V217L140 218ZM159 216H161L162 218L159 217ZM172 216H173V217H172ZM183 216H185V217H183ZM238 216H239V217H238ZM244 216H245V217H244ZM62 217H63V218H62ZM68 217H69V216H68ZM97 217H99L98 220H97V221L94 220V219H97ZM100 217H102L103 220H106L105 222H107V223L105 224L104 221H103L102 219L100 220ZM110 217H111V219H110ZM126 217H127V219H126ZM133 217H134V218H133ZM149 217H150V218H149ZM158 217H159V218H158ZM168 217H169V220L166 219V218H168ZM235 217H236V218H235ZM241 217H242V218H241ZM256 217H257V219H256ZM25 218H26V219H25ZM27 218H28L29 220H27ZM31 218H32V219H31ZM64 218H65V219H64ZM93 218H94V219H93ZM124 218H125L126 220H125ZM186 218H188V222H187V219H186ZM244 218H245V221L247 220V222H246L247 224H245V223L243 224ZM254 218H255V220H258V219H259V220L257 221V223L259 224V226L256 225L257 223H256V221L254 220ZM62 219H63V221H62ZM89 219H90V220H89ZM130 219H133L134 221H133V220H130ZM138 219H139V220H138ZM164 219H165V220H164ZM193 219H195V220H194L193 222H192V221L190 222V220H193ZM207 219H208V220H207ZM241 219H242L243 221H242ZM252 219H253V220H252ZM262 219H263V222H262ZM24 220L26 221V223H24V224H26V226L28 225L26 228H25V225H24L23 223H21V222L19 223V222H18V221H22V222H23ZM42 220H44L46 223H43ZM51 220H53V221H51ZM54 220H55V221H54ZM65 220H66L67 223L65 222ZM67 220H68V221H67ZM107 220H108V221L110 220V221L108 222ZM117 220H118V221H117ZM124 220H125V221H124ZM162 220H163V221H162ZM205 220H207L208 223L205 222L206 225H203ZM210 220H211V221H210ZM234 220H235V221H234ZM9 221H10V222H9ZM13 221H14V222L16 221V222H15V225H17V226L14 225ZM41 221H42V222H41ZM58 221H59V223H58ZM88 221H89V222L91 221L92 224L99 223L98 221H101V224H102V225H99V228L96 227V228H95L96 230H95L94 227H92V228L88 227V225H89V224H88ZM94 221H95V222H94ZM131 221H133V224H129V223L127 224V222H130V223H131ZM139 221H140L141 223H139ZM142 221H143V219H142ZM151 221H152V223H156V224H152ZM161 221H162V222H161ZM164 221H165L166 223L168 222L167 225H166V223H165ZM173 221H174V222H173ZM197 221H198V222H197ZM213 221H216V222L213 223ZM217 221H218V222H217ZM260 221H261V222H260ZM7 222H8V223H7ZM17 222H18V223H17ZM29 222H30V223L32 222L31 225H30ZM51 222L54 224V225L52 224L54 228L51 226L50 229H47L49 223H51ZM54 222H55V223H54ZM85 222H86L88 225H87ZM91 222H90V224H91ZM113 222H114V225H113ZM124 222H125V223H124ZM135 222H136V223H135ZM137 222H138V223H137ZM147 222H148V223H147ZM163 222L165 223V226H166V227H165L164 225H162V224H164ZM177 222H178V223H177ZM202 222H203V224H202ZM210 222H211V223H210ZM220 222H221V223H220ZM233 222H234V223H233ZM235 222H236V223H235ZM252 222H253V223H252ZM259 222L261 223V225H260ZM9 223H10V224H9ZM12 223H13V224H12ZM40 223H41V224H44V225L42 226ZM47 223H48V224H47ZM69 223H70V224H69ZM103 223H104V224H103ZM111 223H112V224H111ZM115 223H116V224H115ZM117 223H118V224H117ZM119 223H120V225H119ZM123 223H124V224H123ZM150 223L152 224L151 226H150ZM157 223H158V224H157ZM160 223H161V224H160ZM169 223H170V224H169ZM171 223H172L173 225H172ZM193 223H194V224H193ZM215 223H218L219 226H220V225H221V226L223 225L224 227H221V228H220V227L218 226V224H217V225H214ZM223 223H224V224H223ZM254 223H255V224H254ZM4 224H5V225L7 224V226L4 227ZM19 224H20V225H19ZM21 224H23L24 228L21 227V226H22ZM32 224H33V225H32ZM35 224H36V225H35ZM38 224L41 225V226H39ZM46 224H47V225H46ZM55 224H56L57 227L55 226ZM57 224H58V225H57ZM64 224H65V225H64ZM137 224L139 225V227H138V226L135 227ZM140 224H141V226L144 227V228H142V227L140 226ZM159 224H160V225H159ZM189 224H190V225H189ZM191 224H193V225H191ZM198 224H200V225H198ZM248 224H249V225H248ZM2 225H3V226H2ZM9 225H10V226H9ZM45 225H46V226H45ZM70 225H72V229H71V226H70ZM115 225H117V226H116L117 229H115ZM121 225H124V226H121ZM132 225H133V226H132ZM144 225H145V226H144ZM155 225H159V227H160V226H161V227L163 226V227H162V228H161V227L158 228V226L155 227ZM194 225H195L198 229H197L196 227H194ZM197 225L200 226V228H202V229H200ZM209 225H212V226H210V229H211V230H209ZM213 225H214V226H213ZM250 225H251V226H250ZM254 225H255V227H254ZM12 226H13V228H12ZM14 226H15V227H14ZM19 226H20V227H19ZM31 226H32V227H31ZM34 226H35V227H34ZM73 226L75 227V229H74ZM76 226H79V227H76ZM101 226H102V227L104 226V228L102 229ZM105 226H106V229H105ZM110 226H111V228H110ZM118 226H119V228H118ZM126 226H128L129 228H128V227L126 228ZM130 226H131V227H130ZM146 226H147L148 228H147ZM152 226H153L155 229H154ZM169 226H170V227H169ZM191 226L194 227V230L197 229V230H195V234H194V232H193L194 230H192L193 228H192ZM203 226H204V227H203ZM205 226H207L206 228H207L208 230L205 228ZM216 226H218L219 228L216 227ZM262 226H263V227H262ZM18 227H19V228H18ZM36 227H37V228H36ZM40 227H42V228H40ZM63 227H65V228L63 229ZM67 227H69V228H67ZM82 227H83V228H82ZM108 227H109V229H107ZM123 227H125L126 229L123 228ZM132 227H134V228H133V231H134L135 229H137V228H142V229H141V231H140V229H138V230H139L138 233H136L137 230H135V231H134V232L136 233V235H135L134 232L131 231ZM149 227H151V230L149 229ZM164 227H165V228H164ZM167 227L169 228L168 231L166 230ZM188 227H190L189 230H188ZM211 227H212V228H211ZM214 227H215V228H214ZM251 227H252V229H251ZM257 227H258V228H257ZM9 228H10V229H9ZM35 228H36V229H35ZM38 228H40V229H38ZM43 228H44V229H43ZM78 228H79V230H78ZM81 228L84 230L85 233L82 232V229H81ZM113 228H114L115 230H114ZM130 228H131V229H130ZM146 228L149 230V232H151V231L153 232V230H154L155 233H154V232H153V233H149V232H146L147 230H146V231L143 230V229H146ZM191 228H192V229H191ZM204 228H205V230H207V233H206V231L204 230ZM213 228H214L215 231H216L217 229H221V230H218V231H219V233H218V231L215 232V231L213 230ZM222 228H223V229H222ZM224 228H225V229H224ZM85 229H87L88 231L85 230ZM90 229H91V230H90ZM92 229H94L95 231L92 230ZM110 229H111V230H110ZM112 229H113V230H112ZM118 229H119V230L121 229V230H122V233H121V231H119ZM123 229H124V230H123ZM127 229H129V230H127ZM152 229H153V230H152ZM162 229H164V231H166V234H165V232L162 231ZM190 229H191V230H190ZM63 230L66 231V232H67V231H72V232H73V235H75V234L78 233V234L75 236L76 241H75V239H72V241L74 240V243L76 242L75 244L72 243V241H71L70 239H67L68 241H66V238L64 237V235H65L64 233H66V232H64ZM74 230H75V231H74ZM97 230H98L99 232H98ZM103 230H104V231H103ZM108 230H109V231H108ZM142 230L145 231L146 233H149L151 236H153V237L150 236V239L152 238L153 241H152V239L149 240V239H148L149 237L146 238V240H145V237H143V231H142ZM222 230H223V231H222ZM251 230H252V231H251ZM261 230H262V231H261ZM77 231H78V232H77ZM86 231H87V232H86ZM89 231H90V232L92 231V232L95 234V236L98 235V234L101 235V234H103V233L105 232L103 235H101V236L104 238V239L100 242V244H103V243H104V245H103L102 247L98 245V244H99V243H98V240L92 238V235L94 236V234H93L92 232H91L92 235L90 234V237L87 238V237L89 236V235H88V234H89ZM96 231H97L98 233H97ZM102 231H103V232H102ZM114 231H118L119 234H117L118 232H114ZM125 231H127V232L125 233ZM130 231L132 232V235H131V232H130ZM156 231H157L160 235H162V233H163V235H162L163 237H162L161 239L158 237V236H160V235H159ZM159 231H160V232H159ZM189 231H190V233H191V231H192L193 236H192V234H191V236H192V239H193V240L191 239V236H188V235H190V233L188 234ZM196 231H198V232H199V231H200V232L203 231L202 233L205 234V237H204V236H202V237H204L205 239H203V238L201 237V235H203V234L200 235V234H199L198 232H196ZM204 231H205V232H204ZM209 231H210V232H209ZM212 231H213V232H212ZM226 231L228 232V235H227V232H226ZM230 231H232L233 234H232V232H231V234H230ZM248 231H249V232H248ZM259 231H260V232H259ZM45 232H46V233H45ZM47 232H48V233H47ZM49 232H50V236H48ZM75 232H77V233H75ZM79 232H80V233H79ZM100 232H102V233H100ZM109 232H112V233L110 234ZM113 232L117 235V237H116V235H115ZM123 232H124L125 234H124ZM129 232H130V233H129ZM145 232H144V234H146ZM208 232H209L210 234H209ZM252 232H253V234H252ZM40 233H43V234H40ZM87 233H88V234H87ZM127 233H128L127 237H128L129 239L126 237V234H127ZM139 233H140L141 236L138 235ZM214 233H215V234H214ZM223 233H224V234H223ZM236 233L238 234L237 236L234 235V234H236ZM239 233H241V234H239ZM243 233H244L245 236L242 235ZM246 233H248V235H247ZM249 233H251L252 235H249ZM261 233H263V234H261ZM81 234H82L83 236H82ZM84 234H85V235H84ZM107 234H108V235H107ZM109 234H110V235H109ZM121 234H123V235H121ZM129 234H130L131 236H130ZM153 234H154L155 236H154ZM156 234H157L158 236H157ZM196 234H197L198 238H197V239H196V238L194 239V237H197ZM206 234H207V235H206ZM212 234H213L214 236H212ZM222 234H223V235H222ZM229 234H230V236H229ZM257 234H259V235H257ZM38 235H40L41 238H38V237H40V236H38ZM43 235H45V236H43ZM46 235H47V236H46ZM79 235H80L81 237H78ZM86 235H87V236H86ZM106 235H107V236H106ZM113 235H114V236H113ZM168 235H169V236H168ZM178 235H180V236H178ZM194 235H195V236H194ZM199 235H200V236H199ZM208 235H209V236H208ZM225 235H226V236H229V239H230V240L232 239V238H230V237H231V236L233 237V235L235 236V237H233V239H235V238L237 239V237H238L239 235H240V236H244V237H242L243 240H246V239H247V240H250V241H251V240L253 239L251 245H252V244H254V245H252V247H251V245H250V247H249L248 245L250 244V241H249V242L247 241V244H248V243H249V244L246 246V242H245V241L243 242V240H241V242H240V239H241V238H240L239 240H238V239H237V240L235 239V241L232 239L231 242H230V240L228 239V237H224ZM109 236H110V238H109ZM132 236H135L134 238H135V240H137L136 242H138V241L140 242V238L143 237L144 240L141 239V242H140V243L138 242V244H137V245H139V247H137V245H136V247L134 246V244H136L135 242L133 243L134 248H133V246H132V244H131L132 242H131V243H128V242H130L131 239L133 238ZM137 236H138V237H137ZM156 236H157V238H156ZM166 236H167V237H166ZM174 236H177V237H174ZM222 236H223L224 238H222ZM240 236H239V237H240ZM246 236H248V237H246ZM258 236H259V238H258ZM262 236H263V237H262ZM42 237H43V238H42ZM62 237L65 238V241H64V239L62 240ZM82 237H83V238H82ZM105 237H106L107 239H106ZM111 237H112V238H111ZM113 237H114V238H113ZM125 237H126V238H125ZM131 237H132V238H131ZM154 237H155V238H154ZM160 237H161V236H160ZM171 237H173V238H171ZM212 237H213V238H212ZM245 237H246V238H245ZM249 237H251V238L253 237V238H252V239H251V238L248 239ZM79 238H81V240H83V241H86V240H87V241L89 242L90 247H89V250H88V251H89L90 253H89L87 250L82 249V250H83V253H82L83 256H81L80 254H81L82 250H79L80 247L77 246V248H78L77 253H78V254H75V253H76V251H75V250H76V248H75L76 246H75V245H77V241L80 243V241H79L80 239H79ZM84 238H85V239H84ZM116 238H117V241H115ZM119 238H120L123 242H121V240H120ZM124 238H125V240H124ZM166 238H167V240H165ZM174 238H175V239H174ZM177 238H178V239H177ZM179 238H180V239H179ZM182 238H183V239H182ZM225 238H227L228 241L225 240ZM256 238L258 239V241L256 240ZM34 239H35V243H36V244L33 243ZM43 239H44V240H43ZM78 239H79V240H78ZM105 239H106V241L108 240L109 243L106 242ZM109 239H111V241H110ZM127 239H128L129 241L126 242ZM147 239H148V240H147ZM156 239H157L158 241L160 240V242H163V241H161V240L164 239V243H162L163 245H162L161 243H159V242H158V244H156V243H157V242H156V241H157ZM168 239H169V240H168ZM172 239H173V240H172ZM208 239H207V242H209L208 244H210V241H209ZM40 240H41V242L43 241L44 243L38 245V242H37V241H40ZM45 240H47V241L49 240L48 242H46V243H48L49 247H48V245L45 243ZM69 240H70V241H69ZM118 240H119L121 243L125 244L127 248H125V247L122 246V245H118V244L116 243V242H118ZM155 240H156V241H155ZM195 240H196V241H195ZM203 240H204V241H203ZM31 241H32V242H31ZM50 241H51V242L53 241V242L51 243ZM62 241L65 242V243H63ZM104 241H105V242H104ZM112 241H113V242H112ZM142 241H143V243H142ZM146 241H147V243H146ZM149 241H150V243L152 242V243H151L152 245L148 243ZM169 241H170V242H169ZM192 241H194V242H192ZM199 241H200V242H199ZM201 241H203V242H201ZM233 241H234V243H233ZM70 242H71L72 244H71ZM81 242H82V241H81ZM102 242H103V243H102ZM110 242L112 243L111 245H110ZM165 242H166V243H165ZM167 242H168V243H167ZM189 242H188V243H189ZM207 242H206V243H207ZM226 242H229L228 244H229L230 246L232 245L233 247L231 246V247H232V248H231V247L229 246V247L227 248V246H226L227 243H226ZM235 242H236V243H235ZM238 242H240L241 244L238 243ZM257 242H258V243H257ZM32 243H33L35 246H36V245H37V246L34 247V245H32ZM49 243H51L52 245L50 246ZM69 243H70V245H74V248H75V249H72V251H70V249H71L70 247L73 248V246L68 245ZM106 243H107V244H106ZM113 243H114V244H113ZM115 243H116V245H115ZM126 243H127V244H126ZM144 243H145V244H144ZM231 243H232V244H231ZM237 243H238V246L234 247L235 245H237ZM242 243H245V244H242ZM256 243H257V245L259 244L258 247L255 245ZM6 244H7V245H6ZM53 244H55L54 247H53ZM57 244H58V245H57ZM59 244H60V245H59ZM63 244H65L66 246H69L70 249H68V247L65 248L66 246L63 245ZM129 244H130V245H129ZM154 244H155V247H156L157 245H158V246L155 248V247L153 246ZM218 244H219V245H218ZM239 244H240V245H239ZM105 245H106V246H110V247L112 246V248H113V247L115 248V251L113 250V253H112V254H110V255L108 254L109 256L106 255V253H104V250H103V249H104ZM113 245H114V246H113ZM117 245H118V246H117ZM141 245H142V247H141ZM150 245H151L152 248H153V249H151V251H149L150 249L148 248ZM161 245H162V246H161ZM164 245H165V246H164ZM242 245H243V247H244V245H245L246 247H244L243 250H240V249L243 248ZM46 246H47L48 248H51V247H52L53 249L56 248V247H57V248H56V250H53V249L51 248L52 250L50 249V250H51V251H50ZM55 246H56V247H55ZM63 246H64V247H63ZM97 246H99V247L97 248ZM115 246H117V247H115ZM128 246H129V247L132 246V248L129 249ZM151 246H150V247H151ZM159 246H160V247H159ZM261 246H262V248H261ZM42 247L45 248L46 252H45L44 249H42ZM61 247H63V248H61ZM119 247H120V248H124V249H120ZM140 247L143 248L144 251H145V248H146V249H147L146 253H145L143 250H142L143 252L141 253V251H139V250H141ZM248 247H249V249H248ZM254 247H255V249H258L257 252L254 251V250H255ZM60 248H61V249H60ZM100 248H101V249H100ZM117 248L120 249V251H118ZM159 248H160L162 251H161ZM163 248H164V249H163ZM166 248H167L168 250H166ZM173 248L175 249L176 252H177V250H178V252L175 253V251H174ZM224 248H225V249H224ZM234 248H238V249H235V250H234ZM245 248H246L247 250H249V251H245V250H246ZM251 248H253L254 250H252ZM58 249H59L58 252H60V253H59V254H58V253L56 254L55 252H57ZM80 249H81V248H80ZM96 249H97V250H96ZM116 249H117V250H116ZM131 249H132V250L134 249V250H133L134 252H133ZM148 249H149V250H148ZM154 249H159L158 252H159V253L161 252V256H160V257H163V259H162V258H160V259H159V258H156V259H155V256H154V255H155ZM223 249H224V250H223ZM228 249H229V250H228ZM230 249L233 250V251L236 252V253L239 251V254H238V253H237V254H236V253L234 254V252H231ZM259 249H260V250L262 249L261 252H260ZM48 250L50 251L49 253L47 252ZM67 250H68V251H67ZM93 250H94L95 252H97V253H95V255L93 254V255L90 257V254H92V253L94 252ZM98 250H99V253H98ZM100 250H103V252H102V251L100 252ZM121 250H122V251H121ZM129 250H130V251H129ZM163 250H165V251L163 252ZM171 250H172L173 252H172ZM184 250H185V251H184ZM218 250H223V253H224V254H221V256L219 255L220 258L218 257ZM236 250H237V251H236ZM251 250H252V252H253V251L256 252V257L254 256L255 253H252V256L249 257V255H251V253H250ZM43 251H44V252H43ZM62 251H63V252H62ZM65 251H66L67 253H64ZM73 251H75V253H74ZM80 251H81V252H80ZM86 251H87V252H86ZM91 251H93V252H91ZM117 251H118V252H117ZM124 251H125L126 253H124ZM127 251H129V252H127ZM138 251H139V252H138ZM148 251H149V252H148ZM152 251H153L154 253H153ZM155 251H156V250H155ZM166 251H167V252H166ZM168 251H169V252H168ZM170 251H171V252H170ZM182 251H184V252H183V254L181 255ZM215 251H217V254L215 253ZM229 251H230V253H231L232 255L230 254V255L227 257V254H229ZM242 251H243V252H242ZM52 252H53V253H52ZM61 252H62V255H61ZM69 252H72V253L70 254ZM119 252H120V253H119ZM132 252H133V253H132ZM151 252H152V254H151ZM180 252H181V253H180ZM187 252H188V253H187ZM240 252H241V253H240ZM244 252H245L246 254H245ZM63 253H64V254H63ZM68 253H69V256H67ZM79 253H80V254H79ZM121 253H122V255H121ZM129 253H130V255H129ZM136 253H137L138 255H137ZM147 253H148V254H147ZM149 253H150V256H148ZM163 253H164V254H163ZM166 253H167V254H166ZM169 253H170V255H168ZM172 253H173V255H172ZM174 253H175V254H174ZM178 253H180V254L178 255ZM185 253H186V254H185ZM208 253H209V255H208ZM214 253H215L217 256H216ZM243 253H244V255H243L242 257H244V258H241V255H242ZM258 253H259V254H258ZM260 253H261V254H260ZM263 253H264V252H263ZM41 254H42V256H41ZM65 254H67V255L65 256ZM84 254H85V255H84ZM88 254H89V257H88ZM96 254H97V255H96ZM103 254H104V255H103ZM115 254H116V255H115ZM119 254H120V255H119ZM141 254H142V255H141ZM143 254H144V255H143ZM153 254H154V255H153ZM165 254H166V255H165ZM187 254H188V255H187ZM206 254H207V255H206ZM210 254H211V255H210ZM247 254H248V255H247ZM253 254H254V255H253ZM30 255H31V256L37 255V256H36L37 260L34 259L35 257H34V258H33V257L31 258ZM39 255H40V256H39ZM43 255L46 256V257L49 255V258L47 257V258L45 259V257H44ZM50 255H52V256L50 257ZM58 255L60 256L59 259H58ZM63 255H64V256H63ZM71 255H72L73 257H72ZM78 255H80V256H79V259L77 258ZM86 255H87V257H88V261H86V260H87V259H86V258H87ZM102 255H103V256H102ZM111 255H113V256H111ZM117 255H119L121 258H120V257H117ZM133 255L136 256V257H134ZM140 255H141V256H140ZM146 255H147V256H146ZM152 255H153V256H152ZM167 255H168V256H167ZM174 255H175V256H174ZM176 255H177V256H176ZM185 255H186V258L183 257V256H185ZM222 255H223V256H222ZM263 255H264V254H263ZM38 256H39V257H38ZM84 256H85V257H84ZM104 256H105V257H104ZM110 256H111V257H114V258H111ZM123 256H124V257H123ZM127 256H128V257H127ZM129 256H130V257H129ZM143 256H144V257H143ZM164 256H166V257H164ZM173 256H174V257H173ZM178 256H179V257H178ZM200 256H201V255H200ZM225 256H226V257H225ZM230 256H232L233 258H234V256H235V257H237V258H236V259H235V258L233 259V258H231ZM238 256H239V258H238ZM257 256H258L259 258H258ZM53 257H54V258H53ZM64 257H65L64 260H63V259L60 260L61 258H64ZM81 257H82V258H81ZM107 257H108V258L110 257V259H108ZM139 257H140V258L142 257V259H140ZM145 257H146V258H145ZM180 257L183 258V259H181ZM207 257H208V258H207ZM212 257H213V258H212ZM248 257H249V258H248ZM261 257H262V258H261ZM4 258H5V259H4ZM30 258H31V261H35V262H37V263H32V262L30 261ZM39 258H40V259H44L45 262H41V263H40V262H39V260H40ZM66 258H67V259H66ZM72 258H73V259H72ZM74 258H75V259H74ZM115 258H116V259H115ZM117 258H118V260H117ZM135 258H136V259H135ZM138 258H139V259H138ZM143 258H145L146 260H147L148 258H150L151 260H153V262H152L150 259H148L146 262H144L145 259H143ZM225 258H227V259H225ZM240 258H241V260H240ZM2 259H4L3 263H2ZM9 259H10L11 261H10ZM32 259H33V260H32ZM57 259H58V260H57ZM68 259H69V260H68ZM77 259H78V260H77ZM82 259H83V260H82ZM84 259H86V260H84ZM104 259H105V260H104ZM114 259H115V260H114ZM121 259H122V260H121ZM137 259H138V260H137ZM158 259H159V260H158ZM185 259H186V261L189 260L188 263L185 262ZM238 259H239V260H238ZM257 259H259L260 262H259ZM47 260H49V261H47ZM72 260H73L74 263H72ZM74 260H75V261H74ZM76 260H77L79 263H78ZM81 260H82L83 262H82ZM108 260H109V261H108ZM113 260H114V261H113ZM132 260H133V261H132ZM139 260H140V261H139ZM225 260H226V261L228 260V261L226 262ZM229 260H230V261H229ZM255 260H256V261H255ZM261 260H262V261H261ZM8 261H9V262H8ZM29 261H30V262H29ZM59 261H60V262H59ZM63 261H65V262H63ZM85 261H86L87 263H86ZM107 261H108V262H107ZM148 261H150V262L148 263ZM155 261H157L158 263L155 262ZM167 261H168V262L170 261V262L168 263ZM17 262H18V263H17ZM53 262H54V263H53ZM62 262H63V263H62ZM67 262H68V263H67ZM228 262H229V263H228ZM238 262H237V264H238ZM110 263H109V264H110ZM255 263H253V264H255Z\"/></svg>",
  "mask_w": 264,
  "mask_h": 264
},
{
  "label": "bare ground",
  "instance_id": "6f19581e",
  "mask_svg": "<svg viewBox=\"0 0 264 264\" xmlns=\"http://www.w3.org/2000/svg\"><path fill=\"white\" fill-rule=\"evenodd\" d=\"M43 1H44V0H43ZM89 1H90V0H47L46 2H50V4L45 5V4H44L45 1H44V2L42 3V4H44V5H41V1H40V0H0V14H4V13H5V15H6V14L8 13V11H11L10 13H8L9 15L12 14V16H15V17H17V18H20L19 16H21V14H22L23 12H28V11H30V10L32 9L33 6H36L37 4H40L39 9H38V10H40V13L37 12V13H38V14L36 15L37 19L35 20V22H37L36 25L39 24L38 26H40L41 23H42V24H43V23H45V24L47 23V24H48V27H47L48 30H49V29H51V30H53V29H59V28H63V29L65 28V29L67 30V28H69L70 26H73V27H72V30H73V29L76 30V29H77L76 27L79 26L78 28H80V26H81L80 29H77L78 32L76 31V32L79 34V31L82 29L83 25H84V27H85V26L87 25V23H86V25H85V22H86V21H85V22H83V21L81 22V21H75V20H77V17H78L77 14H78V11L81 10L80 8H82V7L85 8V6L90 5V4H89ZM94 1H95V0H94ZM115 1H116V0H115ZM146 1H148V0H146ZM169 1H170V0H169ZM171 1H173V0H171ZM197 1H198V0H197ZM197 1H196V2L193 1V4L197 3L196 5H199L198 2H200L201 7H204V6H205L204 3H201V2H202L201 0H199L198 2H197ZM206 1H207V0H203V2H206ZM216 1H218V0H216ZM223 1H224V0H223ZM229 1H230V0H228V2H229ZM237 1H238V0H237ZM237 1L235 0V2H237ZM240 1L245 2L246 0H239V2H240ZM247 1H248V0H247ZM249 1H250L249 3H252L251 0H249ZM253 1H254V0H253ZM256 1H257V2H255V3H258L260 0H259V1L256 0ZM92 2H93V1H92ZM97 2L99 3L100 1L97 0ZM104 2H105V1H104ZM109 2H110V0H109ZM111 2H112V1H111ZM144 2H145V1H144ZM167 2H168V1H167ZM181 2H182V0H181ZM184 2H185V0H184ZM194 2H195V3H194ZM211 2H213V1H211ZM211 2H210V4H212ZM225 2H226V1H225ZM225 2H224V3H225ZM228 2H226L225 5H228V4H227ZM230 2L232 3V2H234V1H230ZM235 2H234L233 4H235ZM242 2H241V3H242ZM260 2H261V1H260ZM260 2H259V6L262 7V6H263L262 3L264 2V0H263V2L261 3V5H260ZM90 3H91V2H90ZM98 3H96V4H97V7H96V6H93V5H94V2H93V5H92V3H91V5H92L93 7L91 6V9H88V8H87L88 11L90 12V14H91V13H95V14H97L98 12H100V10H103V9H100V8H101L100 6L98 7V5H100V3H99V4H98ZM112 3H113V2H112ZM168 3H169V2H168ZM175 3H180V1H179V2L176 1ZM217 3H218L219 5H218ZM237 3H238V2H237ZM46 4H47V3H46ZM113 4L116 6L117 3L114 2ZM113 4H109V5H111V9H113V8H112V6H114ZM171 4H173L174 6H175V5L177 6V4H174V2L171 3ZM181 4H182V3H181ZM189 4H190V3H189ZM202 4H203V6H202ZM216 4H217L218 6L214 4L215 7L217 6V7L219 8V7H220V3H219V2H216ZM229 4H230V3H229ZM101 5H103V3H101ZM105 5H106V4H105ZM144 5L147 6V4H145V3H144ZM150 5H151V4H150ZM157 5H158V4H157ZM157 5H153V8H154V6H155L154 10H155L157 7H160V6H157ZM167 5L170 6V4H167ZM179 5H180V4H179ZM190 5H192V3H191ZM190 5H189V7H190ZM206 5H207V2H206ZM214 5H211V6H214ZM222 5H223V4H222ZM222 5H221V7H223V9H222V8H219V9L224 10V7H225V9H227L225 5H224V6H222ZM230 5H231V4H230ZM246 5H248V4L246 3ZM253 5H256V4H253ZM257 5H258V4H257ZM257 5H256V6H257ZM37 6H38V5H37ZM115 6H114V7H115ZM121 6H122V5H121ZM121 6H120V5H119V6L117 5L116 7H117V8L120 7V9H121ZM151 6H152V5H151ZM151 6H149V5L147 6L148 9H149V10H148V11H149V12H148L149 14H150V11H151L150 8L153 10V8H152ZM199 6H200V5H199ZM231 6H234V5H231ZM241 6L243 7V6H245V4L243 3ZM241 6H239V7H241ZM249 6H250L249 8H250L251 10H254V9H255V10H254V13L257 14V19H258V15H260V14H258V10H256V6H254V7H255L254 9L252 8V4L249 5ZM116 7H115V9H116L115 11H114V10L110 11V12H115V15H116V12L119 14V12L117 11V8H116ZM124 7H125V6H124ZM149 7H150V8H149ZM161 7L163 8V6H161ZM165 7H166V5H165ZM192 7H194V6L192 5ZM197 7H198V6H197ZM201 7L198 8V11L201 9ZM205 7H207V6H205ZM205 7H204V8H205ZM209 7H210V6H209ZM229 7H230V6L228 5V9H227V11L230 9ZM234 7H235V6H234ZM234 7H232V8H234ZM237 7H238V5H237ZM237 7H236V8H237ZM242 7H241V8H242ZM260 7H257V9L260 8ZM33 8H34V7H33ZM92 8H93V9H92ZM94 8H96V9H94ZM97 8H99L100 10L97 9ZM102 8H103V7H102ZM109 8H110V7H109ZM162 8H160V9H162ZM184 8H185V7H184ZM184 8H182V10H183ZM194 8L197 10L196 7H194ZM204 8H203V9H204ZM241 8H239L238 10H237V9H235V10H237V12H238ZM263 8H264V7H263ZM36 9H37V8H36ZM104 9H105V7H104ZM118 9H119V8H118ZM125 9L127 10V8H125ZM128 9H129V8H128ZM157 9H159V8H157ZM191 9H192V8H191ZM195 9H194V10H195ZM203 9H201V10L204 11ZM206 9H207V8H206ZM206 9H205V10H206ZM242 9H243V8H242ZM246 9H248V8H246ZM261 9H262V8H261ZM261 9L259 10V12L262 11V10H264V9H262V10H261ZM32 10H33V9H32ZM32 10H31V11H32ZM38 10H37V11H38ZM130 10H131V9H130ZM134 10H135V9H133V12H134ZM154 10H153V15H154V12H156V10H155V11H154ZM168 10H169V9H168ZM170 10H172V9H170ZM188 10H189V9H188V7H187V9H186L185 11L187 12ZM196 10H195V11H196ZM201 10H200V11H201ZM209 10H210V9H209ZM221 10H220V13L222 12V13L224 14L225 12H224V11H221ZM230 10H232V9H230ZM233 10H234V9H233ZM233 10H232V11H233ZM34 11H35V10H34ZM81 11H82V10H81ZM122 11H124V9H122ZM122 11H121V12H122ZM131 11H132V10H131ZM131 11H130V13H131ZM137 11L139 12V10H137ZM162 11H164V10H162ZM190 11H191V10H190ZM200 11H199V12H200ZM217 11H218V10H217ZM255 11H257V12H255ZM6 12H7V13H6ZM35 12H36V11H35ZM82 12H85V11L83 10ZM82 12H81V13H82ZM101 12H102V11H101ZM101 12H100V13H101ZM103 12H104V11H103ZM105 12H106V11H105ZM124 12H125V11H124ZM124 12H123L122 15H124ZM133 12H132V14H131V15H133V16H134L135 13H138V12H134V13H133ZM151 12H152V11H151ZM158 12H159V11H158ZM160 12H161V10H160ZM160 12H159V13H160ZM192 12H193V11H192ZM196 12H197V11H196ZM199 12H197V13H199ZM204 12H205V11H204ZM206 12H207V11H206ZM218 12H219V11H218ZM230 12H231V11H230ZM230 12H229V13H230ZM237 12H236V13H237ZM240 12H243V11L240 10ZM244 12H245V11H244ZM262 12H263V11H262ZM262 12H261V13H262ZM79 13H80V12H79ZM81 13H80V14H81ZM100 13H98L97 16H96V18L94 17V19H93V17L91 16L92 19H93V20L97 19V18L100 16ZM127 13L129 14V10H128ZM127 13H125V14H127ZM193 13H195V12H193ZM222 13H221V14H222ZM238 13H239V12H238ZM90 14H89V15L87 14V15L90 16ZM101 14H102V16H100V17H101V19H102V18L105 16V13H104V15H103V13H101ZM107 14H108V13H107ZM128 14H127V15H128ZM139 14H140V13H139ZM155 14H156V13H155ZM199 14H200V13H199ZM216 14H217V13H216ZM223 14H222V16H223ZM226 14H227V13H226ZM239 14H241V13H239ZM262 14H264V12H263ZM78 15H79V14H78ZM87 15H85V16H87ZM92 15H93V14H92ZM109 15H110V14H109ZM112 15H113V13H112ZM119 15H120V14H119ZM127 15H124V18H126L125 16H127ZM153 15H149V17H150V16H153ZM157 15H158V14H157ZM161 15H162V16H161ZM168 15H169V14H168ZM168 15H167L166 13H163V14H160L159 17L161 16L162 18L165 19ZM201 15H203V13H202ZM219 15H220V14H219ZM227 15L230 16V14H227ZM233 15H234V13H233ZM7 16H8V15H7ZM83 16H84V14H83ZM93 16H94V15H93ZM113 16H114V15H113ZM128 16H129V15H128ZM135 16H136V15H135ZM155 16H156V15H155ZM169 16H171L170 18H173L171 14H170ZM194 16H195V15H194ZM196 16H199V15H196ZM225 16H226V15H225ZM225 16H224V17H225ZM229 16H228V17H229ZM231 16H232V15H231ZM260 16H261V19H258V20H262V15H260ZM260 16H259V17H260ZM91 17H90V18H91ZM111 17H112V16H111ZM121 17H122V16H121ZM121 17H120L119 20H121V21L124 20V19L121 18ZM137 17H138V16H137ZM200 17H201V16H200ZM224 17H221V18L223 19ZM79 18H80V15H79ZM81 18H83V17H82V14H81ZM84 18H85V17H84ZM88 18H89V17H88ZM90 18H89V19H90ZM105 18H106V17H105ZM131 18H132V17H131ZM155 18H156V17H155ZM218 18H219V17H217V19H218ZM263 18H264V17H263ZM86 19H87V18H86ZM89 19H88V20H89ZM99 19H100V18H99ZM103 19H104V18H103ZM107 19H108V18H107ZM109 19H110V18H109ZM114 19H115V18L113 17V20H114ZM126 19H127V18H126ZM158 19H159V18H158ZM164 19H162L163 22H164ZM167 19H168V20H171V19H169V18H167ZM222 19H220V20H221L220 22H222ZM0 20H1V18H0ZM2 20H3V19H2ZM2 20L0 21V29H1V27L4 26V25H3V24H4L3 21H6V20H3V21H2ZM81 20H82V19H81ZM88 20H87V22H88ZM90 20H91V19H90ZM111 20H112V19H111ZM111 20H109V22H110ZM113 20H112V21H113ZM117 20H118V19H116V22H117ZM119 20H118L117 23H119ZM165 20H166V19H165ZM193 20H194V19H193ZM193 20H192V21H193ZM195 20H196V19H195ZM228 20H229L228 18L225 19V20L223 19V21H227L226 23L229 24V23H228ZM21 21H22V20H21ZM95 21L98 22V20H95ZM99 21H100V20H99ZM112 21H111V22H112ZM114 21H115V20H114ZM128 21H129V19H128ZM130 21H131V20H130ZM130 21H129V22H130ZM156 21H157V20H156ZM156 21L154 20V17H150L149 19H147V21H146V23H145V26H143V27L145 28V30H147L146 32H149L148 30H150V31L152 30L153 25H155L154 22H156ZM160 21H161V20H160ZM166 21H167V20H166ZM215 21H216V20H215ZM14 22H15V20H14ZM89 22H90V21H89ZM91 22H92V21H91ZM93 22H94V21H93ZM105 22H106V21H105ZM116 22H115V23H116ZM124 22H125V20H124ZM133 22H134V21L132 20L130 26H131V25H132V27H133V26H134V27L138 26V25H136V26L133 25ZM189 22H190V21H189ZM216 22H217V21H216ZM218 22H219V21H218ZM218 22H217V23H218ZM258 22H259V21H258ZM262 22H263V21H262ZM68 23H69V24H68ZM70 23H71V24H70ZM98 23H99V22H98ZM98 23H97V24H96V23H94V24L91 23V24H93V26L96 24V26H94V27H93L92 25H90V27H87V26H86L87 28H85L86 30H85L84 33H83L85 36L82 35V37H79V35H78V38H76L77 36L74 35V36H76V37H74L73 39H72V37H71L72 41H71V43L69 42L71 45H70V46L68 45V46L71 47V48L74 47L75 49H79V51H78L79 54H77V55H79L80 58L83 57V59H85V57H86V58H94V57H96V58H99L100 61L103 60V61H101V62H103V63H104L105 61H108V62H109V65H108V66H110L109 68H111V67H113V66H116V67H117L118 65H115V64H119V66H121L120 64L127 63V62H129V61H130L131 63H134V62L131 61V59L133 60V58H135L136 55H138V53L136 54V53L133 51V50H135V49H133V50H128V49H132V47H131L132 45H131V46L129 45L130 48L126 49V51L123 50V52H125L124 56L121 55V54L119 55L118 53H113V52H112L113 50H112V51H110V49H109V50H104L103 48H102V49H103V50H102V49L100 48L101 46L103 47V46H105V45L108 47L110 44H114V43H115L116 45L119 44V46H117V48H119L120 46H121L122 48H124V47L126 46L125 48H127L128 46L126 45V43L129 41L128 44H129V43L131 44V42H130L131 39H130V38H131V36H132V34H133V31L131 32V31L129 30V29H130V28H129V29H128L129 33H126L125 29H123V30L125 31L124 35H123V33H122V35H120L121 32H122L123 30L119 33V35H117V34H115L117 31L115 32L113 29H111V28L109 27V29H111V30H113V31L115 32L114 34H113V33L111 34V33H110L111 31H104V30L102 31V29H106L105 26L108 25V24H107L108 22L106 23L107 25H105V24H103V23L100 21V23L103 24V27H104V28H103V27H98V26L100 25V24H98ZM117 23H116V24H117ZM125 23L127 24V22H125ZM166 23H167V22H166ZM187 23H188V22H187ZM222 23H224V22H222ZM260 23H261V22H260ZM45 24H44V25H45ZM65 24H68V27H63ZM89 24H90V23H89ZM122 24H123V23H122ZM126 24H123V25L126 26ZM134 24H135V22H134ZM163 24H165V23H163ZM2 25H3V26H2ZM97 25H98V26H97ZM104 25H105V26H104ZM119 25H121V22L119 23ZM123 25H122V28L124 27ZM127 25H128V24H127ZM157 25H160V24H157ZM161 25H162V23H161ZM165 25H166V24H165ZM222 25H223V24H222ZM258 25H259V26H258ZM258 25H257L258 27L261 26L259 23H258ZM46 26H47V25H46ZM46 26H44V27H46ZM91 26H92V27H91ZM225 26H226V25H225ZM228 26H230V25H228ZM263 26H264V23H263ZM263 26H262V27H263ZM134 27H133V28H134ZM155 27H156V26H155ZM155 27H154V28H155ZM28 28H29V25L26 23V21H23V22L21 23V26H20L18 32L15 31V33L18 34V35H14L15 33L13 32V33H14V34H13L14 37H12V36H10V33H9V36L12 37V38H14V39H12V38H10V39L7 38V39H5V38H4L2 41H0V133H1L0 136L2 137L4 133H5V134L7 133L8 136H9V137H8L9 139H7V140H5L4 138H1V137H0V188L3 186L4 181H5V179H6L7 177H8V180H10V179L12 180V181H9L10 183L15 182L14 184H16L17 182H22V181L25 180L28 176L30 177V176H32V175H37L38 178H35V177H34V179H31L32 181H30V182H32L33 185H34L35 187H37L38 191H39V190H41V191L43 190L44 192H46L45 190L48 189L49 191H51V192L53 193V191L55 190L54 187H53V185H52V184L54 183V180H52L53 178L51 179L53 182H52L51 180H50L51 182H50L49 180H45V178L47 179L48 175L51 176L49 173L52 172V174H54V173H53V172H54L53 170H55V171H56V170H58V171H59V170H62V171L67 170L68 173H69V171H70V172H74V173H75V172L77 173L78 171H80V173L82 174V171H81L82 167H81V165H82L85 161H89L88 159L90 158V155H91L90 153H91V152H90V151H89L90 153L88 152L90 155L87 154V153L85 154V153L83 152V153L85 154V159H84L83 161L80 160L79 162H77V161H75V162H71L72 160L69 162L68 160H65V158L67 159L66 156H65V158L63 157L64 159H63V158H60V157H61L62 155H64V154H65V155L68 154L69 156H71L70 154H71L72 152H76L78 148H81V146L86 145L88 142H89V144H90V141L92 142V139H93L94 135H95V137H96L97 135L101 134L102 132H103V134H104L105 131H104V129L101 130V127H98V126L93 125V124H95L93 121H92L91 123H89V122H86V123L83 122V124L85 123V124H84V127H81L82 125H80L82 121H81V122L79 121L80 124H79L78 122L76 123V120L78 121V119H76L78 116L76 117V115H78V114H80V113L82 112V108H83V111L85 110V109H84V106L82 107L81 105H83L84 103H86V104L88 105V103L92 101V99H93V97H94L93 95L95 94V93H94V94L92 95V96H93L92 99H90L91 96L89 97V99H90L91 101H88V100H87V101H88V103H87V102L82 101V100H84V99H83V98H81L82 100L80 99L81 94L79 95V93H77V92L79 91V89H78L79 87H78V86H80V91L82 90V87H86V85H87V83H86L87 81H86V80H89V79H87V78H86V80H84V79H85V77H86L85 75L88 74V73L91 71V70H90V67H88L89 69L87 68V69L90 70V71H89V72L87 71L88 73L85 72L86 74H84V75L82 76V78H83L84 76H85V77L82 79L81 76H80L81 74L79 75V78L77 77V75L81 72V66H83L84 64H83V65L78 64V63H76L77 61L74 63L73 61H75L76 59L73 60V57H72V60H71L70 57H69V60H67V61H70V60H71V63L68 62L69 64H66V62L64 61V59H63L61 62H53V61H54V57H56V56H54V57L52 58L53 61H51V60H52L51 57L49 58V59H50V60H49V59L47 58V56H46V58H47L49 61H51L52 63L49 62V61L47 62V59H46V58L43 56V54H42L44 51L42 52V49H41V52H42V53H41L40 50H39V48H41V46H42V48L45 47V49H46V48H49V49H50L51 47H52V48H53V47L55 48V47H57V46H60V43L57 42V41H58V38H59L58 31L56 30V32H57V34H56V33L53 32V31H46V29H45L44 31H42V32H41V30H39V29H34V30L32 31V33H31V35L35 34V36H36L35 38L37 39V40H36L37 42H33L34 40H32V39H31L32 42H30L29 39L26 40V39H24V38L22 37V34H23V36H24V35H25V31H26ZM107 28H108V26H107ZM125 28H126V27H125ZM127 28H128V27H127ZM133 28H131V29L134 30ZM138 28H139V27H138ZM144 28H143V29H144ZM182 28H183V27H182ZM182 28H180V29L182 30ZM40 29H41V27H40ZM42 29H43V28H42ZM70 29H71V28H70ZM83 29H84V28H83ZM135 29L138 30L137 28H135ZM183 29H184V28H183ZM223 29H224V27H223ZM223 29H222V32H223ZM230 29L232 30V28H230ZM230 29H228V30H230ZM253 29H254V28H252V29L250 30V32H249L251 35H252L251 32H252ZM16 30H17V28H16ZM66 30L64 31V33L67 32ZM120 30H121V29H120ZM120 30H118V31H120ZM139 30H140V29H139ZM139 30H138V32H136V34H137L138 36H139L138 33H140ZM159 30H160V29H156V30H154V31H158L159 34H160L161 31L163 32V30H161V31H159ZM255 30H256V29H255ZM263 30H264V27H263L262 31H263ZM39 31H40V32H39ZM61 31H62V30H61ZM61 31H60V32H61ZM113 31H112V32H113ZM124 31H123V32H124ZM140 31H141V30H140ZM142 31H143V30H142ZM152 31H153V30H152ZM164 31H167V30H164ZM183 31H184V30H182V31H180V32L183 33ZM214 31H215V30H214ZM224 31H225V30H224ZM256 31H257V30H256ZM256 31H254V32H256ZM68 32H69V31H68ZM76 32H72V31H71V34L76 33ZM134 32H135V31H134ZM143 32H144V31H143ZM143 32H141V33H143ZM146 32H145V33H146ZM158 32H156V34H157ZM185 32H186V31H184V35H185ZM209 32L211 33V31H209ZM218 32H219V31H218ZM220 32H221V31H220ZM222 32H221V33H222ZM228 32H230V31H228ZM228 32H226V33H228ZM232 32H233V30H232ZM258 32L260 33L261 31L259 30ZM62 33H63V31H62ZM69 33H70V32H69ZM69 33H67V35H68ZM81 33H82V32H80V34H81ZM117 33H118V32H117ZM131 33H132V34H131ZM150 33H151V32H150ZM154 33H155V32H153L152 34H154ZM256 33H257V32H256ZM259 33H258V34H259ZM65 34H66V33H65ZM136 34H135V36H136ZM143 34H144V33H143ZM143 34H140V36L143 35ZM152 34H149L148 36H150V35H152ZM159 34H157V35H159ZM164 34H166V35L169 37V35H168L166 32L163 33V35H164ZM188 34H189V33L186 32V35H188ZM198 34H199V33H197L196 35H198ZM224 34H225V33H224ZM250 34L248 35L249 37L251 36ZM263 34H264V33H263ZM11 35H12V34H11ZM69 35H70V34H69ZM69 35H68V36H69ZM146 35H147V34H146ZM157 35H156V37H157ZM163 35H162V36H163ZM186 35H185V36H186ZM196 35H191V36H194V37H195ZM200 35H201V34H200ZM200 35H199V37H200ZM209 35H211L212 38H213L212 41H210V39H208V40L210 41V42H209L210 44H211V42L215 41L216 38L218 39L217 33H216V32H213V30H212V33L209 34ZM218 35H219V34H218ZM222 35H223V34H221V36H222ZM230 35H231V32H230ZM232 35H234V34H232ZM232 35H231L229 38H232V37H233ZM254 35H255V37H257V38H256V41L259 40V39H258V36H259V35L255 34V33H254ZM254 35H252L251 38H253ZM256 35H257V36H256ZM260 35H261V34H260ZM9 36H8V37H9ZM65 36H66V35H65ZM68 36H67V37H68ZM71 36H73V35H71ZM143 36H144V35H143ZM162 36H160V37H162ZM211 36H210V38H211ZM261 36H262V35H261ZM261 36H260L259 38H261ZM31 37H32V36H31ZM144 37H145V36H144ZM144 37H143V38H144ZM146 37H147V36H146ZM146 37H145V38H146ZM186 37H188V36H186ZM196 37H197V36H196ZM201 37H204V36L201 35ZM208 37H209V36H208ZM208 37L206 36L205 39L208 38ZM219 37H220V35H219ZM235 37H236V36H234V38H232V39H233V42L235 41V40H234ZM242 37H243V36H242ZM246 37H247V36H246ZM90 38H91V39H90ZM135 38H136V37H135ZM138 38H140V37H138ZM138 38L134 39V36H133V39H134V42H135V43H137V39H138ZM149 38H150V39H148V41L151 40V38L154 39V35H153V36H150ZM188 38H189V37H188ZM188 38H184V39H188ZM191 38H193V37H191ZM197 38H198V37H197ZM212 38H211V39H212ZM11 39H12V40H11ZM68 39L70 40V36H69ZM89 39L92 40V41L89 42ZM107 39H108V40H107ZM118 39H120V40H118ZM129 39H130V40H129ZM161 39L164 41L165 38L163 39V37H162ZM193 39H194V38H193ZM193 39H191V40H193ZM195 39H196V38H195ZM195 39H194V40H195ZM201 39H202V38H201ZM201 39H200V40H201ZM205 39H204V40H205ZM219 39H220V38H219ZM219 39H218V43H219ZM232 39H230V40H232ZM243 39H244V38H243ZM245 39H246V38H245ZM248 39H249V38H247V40H248ZM155 40H156V38L154 39V41H155ZM162 40H161V41H162ZM197 40H198V39H197ZM200 40H199V41H200ZM236 40L238 41V38H237V37H236ZM252 40H253V43H254L255 38L252 39ZM126 41H127V42H126ZM131 41L133 42V40H131ZM141 41H144V40H141ZM148 41H147V39H146V42H145V41L142 42V43H144V45H141L142 43H140V44L138 43V44L141 45V46H145V45L148 44ZM159 41H160V40H159ZM182 41L185 43V42L188 41V40L184 41V40L182 39ZM189 41H190V40H189ZM216 41H217V40H216ZM220 41H222V40L220 39ZM242 41L244 42V40H242ZM260 41H261V40H260ZM38 42H39V43H38ZM67 42H68V41H67ZM138 42H140V41L138 40ZM149 42H150V41H149ZM151 42H153V40H151ZM155 42H156V41H155ZM155 42H154V43H155ZM202 42H203V41H201V45L204 44V43L202 44ZM204 42H205V41H204ZM206 42H207V40H206ZM206 42H205V43H206ZM222 42H223V41H222ZM233 42L231 43L232 45L235 44V43H237V42H234V43H233ZM238 42H239V41H238ZM243 42H242V43H243ZM247 42H248V41H247ZM69 43H68V44H69ZM117 43H118V44H117ZM145 43H147V44H145ZM209 43H207V45H208ZM216 43H217V42H216ZM218 43H217V44H218ZM225 43H226V42H225ZM242 43H241V44H242ZM248 43H249V42H248ZM253 43H252V44H253ZM261 43H264V40H263V42H261ZM65 44H66V43H65ZM133 44H134V43H133ZM150 44H151V43H150ZM157 44H158V42H157ZM161 44H162V43H161ZM181 44H183V43H181ZM186 44H187V43H186ZM188 44H190V43H188ZM214 44H215V43H214ZM217 44H215V45H217ZM219 44H221V42H220ZM226 44H227V43H226ZM244 44H246V42H245ZM249 44H250V43H249ZM252 44H251V45H252ZM254 44L256 45V43H254ZM259 44H260V43H258V45H259ZM134 45L136 46L137 44H134ZM134 45H133V47H134ZM148 45H149V44H148ZM183 45H185V44H183ZM183 45H181V46H183ZM190 45H192V44H190ZM207 45H206V46H207ZM221 45H222V47L224 46L223 43H222ZM221 45H220V48H221ZM228 45H229V44H228ZM228 45H227V46H228ZM232 45H231V47L228 48V49H226V48H227L226 46L224 47L225 49H224V48H222L223 50L220 49V50H222V51H220L219 48L217 47V48H218V51H219V53L217 52V54H218L219 57H217L216 55H215V56L213 55V56H214L215 58H217V59L213 58V60H211V62L209 61V59L207 60V58H206V57H208V55L204 57V58L206 59V61H209L210 63H207V62H205V61L203 60L205 63L208 64V66H204V68L200 70V71L204 74V76H203V74H200V75H202V78H201L200 75H199L200 77H199V76L196 77L197 74L194 75V73H193V72L195 71V69L199 70V68H200V66H198L199 64L197 65L195 62H194V63H193V62H189V65H190V66L188 65V67H191L194 71H193V72H192L191 70H190L191 72L188 71V72H190V74H189L188 76L190 77V75L193 73V77L196 78V79L198 78V80L195 81V82H196L197 85H198V83H199V85H198L199 87H200L201 85H204V84L201 82L202 79H205V80L208 79V80H210V81H212V82L214 81V83L217 84V85L219 86L218 88L221 87L220 89H222V91H223L225 97H226V95H227V96L229 95V96H233L235 99H234L233 97H232L233 99H231V98L228 99L229 103H227V102H228V101H227V102H226V105H225L224 103H222V101H223V99H225V97H223V99L221 98V99H222L221 104H219V102H218L219 100L217 99V100H216V101H217V104H219V105H221V106L218 105V107L216 106V107H213V108H211V107L208 108V106L206 105L208 102L206 103V101H205L204 103H206V104L204 105V104L202 103V101H201V104H203V105L205 106V109L203 110V109H202V105L198 104V106L203 110V112H201L200 115L198 114V117L201 116V115H203V116L205 117V114H206L207 116L210 117V119H209V121H207V119H206L205 121H203V122L201 123V125H199V126H200L199 129H200V132H201L200 137H199V138H196L195 133H194V131H193L194 128L192 129L191 126H190V128L188 127V128H185V129H184V126H183V128H180V130H181V129H183V130L180 132V134H178V136H179L178 139H177V136H175L176 133H175V131H174V132H173V133H175L174 136L176 137V139H177L179 142H178L176 139H173V140L177 141V142L180 143V144L177 145L176 149H174L175 147H174V148H171V145H169V146H170L169 150H168V148H167V152H168V154H169L168 156H170V157H173V156H174V157H175L176 155H173V156H172V154H174V153H172V152L176 151V153H178L177 156H178L179 153H180V155L178 156V157L180 158V157H181V151H182L183 149L186 148L185 146H191V145H193V146H192L191 148H189L188 150H189V151H191V150H195L196 152H193L194 155H195L196 153H198L197 150H200V149H202V148H204V147L207 148V145H206V144H208V150L211 149L210 146H212V145H215L214 147H216V146H217L216 144H218V143L213 142V141H214V137H216V135H217L216 133H218V132H220L219 134H225V133L228 131L227 129H226V130H221V128H222L223 125H224V126L226 125V124H225V123H227L226 121H230V120H228V119L226 120V118L229 117V116H231V115L227 116L228 114H227V115L225 114L227 117L224 118L225 115L222 116L221 114H222V113L224 114V111H225V110L229 113V112H230V111H229L230 108L232 109L233 107H237V105L239 106V104H240V105L242 104L243 99H242L241 103L238 102V100H239V101L241 100V99L239 98V96H238V93L240 92V90H242V92H244V91H245V92H247V91H256V92H258V94H260V96H264V94H263V95L261 94L262 92L264 93V81H263V80H264V61H263V60H259L257 57H255L256 54H253V50L251 51V50L249 49V50H250V51H249L247 48L243 47V46H245V45L242 46L243 49L241 48V49H242V50H241V51H242V54H244V55L240 56V55H241V51H240V55H239L238 47H236L237 45H239V43H237V45L235 44L236 46H232ZM255 45H254V46H255ZM263 45H264V44H263ZM154 46H155V44H154L153 46H152V44H151V45H150V48H151V49L154 48L156 51L161 49V48H159V47H158L159 49H157V47L155 48ZM158 46H161L160 43H159ZM199 46H200V45H199ZM199 46H198V47H199ZM212 46H213V45H212ZM240 46H241V45H240ZM64 47H65V46H64ZM69 47H67V48L70 49ZM107 47H106V48H107ZM110 47H111V46H110ZM152 47H153V48H152ZM184 47H187V45H185ZM198 47H195V46H194V48H198ZM204 47H205V45L202 46L203 49H204ZM207 47H208V46H207ZM246 47H248V45H247ZM260 47H261V46H260ZM58 48H59V47H58ZM98 48H100L101 51H96ZM115 48H116V47H115ZM117 48H116V50H115V49H114V46H113V49L115 50V52L118 51ZM125 48H124V49H125ZM134 48H135V47H134ZM138 48H139V47H138ZM145 48H147V47H145ZM150 48H148L149 51H151ZM162 48H163V47H162ZM180 48H181V47H180ZM182 48H183V47H182ZM188 48H189V47H188ZM190 48H192V46H190ZM190 48H189V50H190ZM202 48H201V49H202ZM210 48H212V47H210ZM210 48H209V49H210ZM248 48H249V47H248ZM263 48H264V47H263ZM65 49H66V47H65ZM75 49H74V50H75ZM107 49H108V48H107ZM119 49H120V52H119V51H118V52L121 53V52H122V51H121L122 49H121V48H119ZM136 49H137V48H136ZM140 49L142 50L143 48L141 47ZM154 49H153V50H154ZM260 49H261V48H260ZM55 50H57V49H55ZM70 50H71V49H70ZM74 50H72V53H74V52H73ZM86 50H87V51H86ZM98 50H99V49H98ZM141 50L138 49V51H141ZM166 50H169V49L167 48V49H165V50H163V51H166ZM180 50H181V49H180ZM180 50H179V52L182 53L183 51H180ZM184 50L186 51V49H184ZM189 50H188V52H189ZM204 50H205V49H204ZM204 50H203V52H207V51H204ZM206 50H207V48H206ZM263 50H264V49H263ZM263 50H261V51H263ZM45 51H46V50H45ZM60 51H61V50H60ZM142 51H145V49H143ZM142 51H141V55L139 54L140 57H142V55L145 54L144 52H143L144 54H142ZM146 51H147V50H146ZM146 51H145V52H146ZM156 51H153V52L151 53L152 55L149 53L150 56L148 55L147 59L150 57V61H151V56H153V54L156 55V53H154V52H156ZM160 51H162V49H161ZM194 51H196L197 54H198V50H194ZM199 51H200V50H199ZM208 51H209V50H208ZM212 51L215 52V51H216V48H215V50H212ZM57 52H58V51H57ZM66 52H67V51H66ZM66 52H65V53H66ZM126 52H127V53H126ZM136 52H137V51H136ZM171 52H172V51H171ZM263 52H264V51H263ZM65 53H64V54H65ZM75 53H76V50H75ZM139 53H140V52H139ZM158 53H160V52H158ZM158 53H157V54H158ZM166 53H167V52H166ZM169 53H170V50H169V52H168V55H169ZM201 53H202V51L199 52L200 55H201ZM215 53H216V52H215ZM247 53H248V54H247ZM255 53H256V52H255ZM260 53H261V52H260ZM41 54H42V55H41ZM55 54L57 55V53H55ZM64 54L59 53V54H58V57L62 55V57L64 58V56H65ZM67 54H68V55H71V54L69 53V51L67 52ZM147 54H148V52H147ZM160 54H161V53H160ZM171 54H173V53H170L169 56H171ZM178 54H179V53H178ZM186 54H187V53H186ZM186 54H185V55H186ZM189 54H190V53H189ZM191 54H192V50H191ZM191 54H190V56H192L194 53H193L192 55H191ZM199 54H198V55H199ZM204 54H207V53H204ZM210 54H211V53H210ZM212 54H213V52H212ZM77 55H76V57H77ZM139 55H138V56H139ZM145 55H146V54H145ZM168 55H163V56L166 57V56H168ZM183 55H184V53H183ZM195 55H196V54H195ZM200 55L198 56V59H199ZM246 55H247V56H246ZM257 55H259V54H257ZM262 55H264V54L262 53ZM10 56H12V57H10ZM14 56H16V60H15L16 62H15L14 59H13ZM34 56H36V58H37L36 61H37V62H44V61H45V62H46V63L44 62L45 65H46V64H49L48 67L45 66V68H44V64H43V68H41L42 65H41V67L38 68L39 71H37V74L39 75V77H37V78H35V77L33 76V74L30 73V70H32V69H31V64H30V59L33 58ZM71 56H72V55H71ZM156 56H157V55H156ZM161 56H162V54H161ZM163 56H162V57H163ZM180 56H182V54H181ZM196 56H197V55H196ZM203 56H204V55H203ZM66 57H67V55H66ZM153 57H155V56H153ZM183 57H184V56H183ZM183 57H181V58L179 57V58H180L181 60H183V59H182ZM186 57H187V56H186ZM193 57H194V55H193ZM193 57H192V58H193ZM201 57H202V56H201ZM247 57H248V59H247ZM261 57H262V56H261ZM261 57H259V58H261ZM77 58H79V57H77ZM80 58H79V59H80ZM138 58H139V57H138ZM143 58H145V56H144ZM143 58H142V59L140 58V60L143 61ZM155 58H157V57H155ZM187 58H188V57H187ZM192 58H191V61H193ZM194 58H196V57H194ZM194 58H193V59H194ZM204 58L202 57V59H204ZM65 59H66V58H65ZM94 59H95V58H94ZM136 59H137V58H135V60H136ZM147 59H145V60H147ZM159 59H160V58H159ZM159 59H158V60L156 59V60L159 61ZM189 59H190V58H189ZM189 59H188V60H189ZM211 59H212V58H211ZM255 59H256V60L258 59L259 61H257L256 64H253V63L256 62ZM262 59H263V58H262ZM17 60H18V61H17ZM92 60H93V59H92ZM92 60H91L90 63H93ZM154 60H155V59H154ZM154 60H152L151 63H153ZM161 60H162V59H161ZM194 60H195V59H194ZM200 60H201V58H200ZM36 61H35V62H36ZM59 61H60V60H59ZM79 61H80V60H79ZM82 61H83V60H82ZM88 61H90V60L87 59V63H88ZM95 61H96V59H95ZM133 61H134V60H133ZM150 61L148 60V62H150ZM157 61L154 62V64L156 63L155 65H157V63H158ZM175 61H176V60H175ZM177 61H178V59H177ZM177 61H176V63H178ZM179 61H180V60H179ZM183 61L186 62V60H183ZM183 61H182V62H183ZM189 61H190V60H189ZM197 61H199V60H197ZM253 61H254V62H253ZM85 62H86V61H85ZM130 62H129V63H130ZM135 62H136V61H135ZM146 62H147V61H146ZM182 62L178 63L177 65L179 66V64H181ZM50 63H51V64H50ZM90 63H89V64H90ZM96 63L98 64V62H95V64H96ZM103 63H101V64H103ZM105 63H106V62H105ZM105 63H104V64H105ZM139 63H140V62H139ZM171 63H172V62H171ZM171 63H169V64H171ZM190 63H193V64H190ZM200 63H201V62H200ZM205 63H204V64H205ZM233 63H234V64H237V65L235 66ZM85 64H86V63H85ZM93 64H94V63H93ZM142 64L145 65V64H146L145 61H144V63H142ZM142 64H141V65H142ZM149 64H150V63H149ZM163 64H164V63H162V65H163ZM182 64L185 65V64H187V62H186V63H182ZM80 65H81V66H80ZM86 65H88V64H86ZM124 65H125V64H124ZM129 65H130V64H129ZM132 65H133V64H132ZM135 65H136V63H135ZM137 65H138V64H137ZM139 65H140V64H139ZM139 65H138L137 68H139ZM144 65L142 66V68L145 67ZM147 65H148V64H147ZM158 65H160V64H158ZM158 65H157V66H158ZM175 65H176V64H174V66H175ZM184 65H182V67H181V66H180V67H181L182 69H184V67H183ZM205 65H206V64H205ZM88 66H89V65H88ZM90 66H91V64H90ZM94 66H95V65H94ZM97 66H98V65H97ZM102 66H103V65H102ZM119 66H118V67H119ZM149 66H151V65H149ZM163 66H164V65H163ZM172 66H173V65H172ZM174 66H173V67H174ZM178 66H177V67H178ZM202 66H203V65H201V67H202ZM126 67H127V64L125 65V68L121 66V68H123V69H126ZM134 67H135V66H134ZM134 67H132L133 71H134ZM153 67H155V66L153 65ZM173 67H172V68H173ZM177 67H176V68H177ZM242 67L245 68V70H246L247 72H246V74H245V73H244V74L242 73L243 75L241 74V75L239 76L238 74H240L239 71L241 70ZM9 68L12 69V71L14 70V71H13L12 73H10V74L8 73L9 71H8V72H7V71H4L5 69H6V70H7V69L10 70ZM40 68H41V70H40ZM85 68H86V67H85ZM85 68H84V69H85ZM98 68H99V67H98ZM98 68H97L96 70H94L93 68H91V69H93V70L96 72L97 70H100V69H101V67H100V69H98ZM102 68H103V67H102ZM105 68H106V67H105V65H104L103 70L101 69V71H99V72L105 71V70H104ZM109 68H108V69H109ZM129 68H131V66H130ZM161 68H162V67H160V69H161ZM181 68H180V70H182ZM185 68H186V65H185ZM227 68H228L229 70H230V68L233 69V70H231V75H228V76L226 75V76H227V79H223V76H224V75H223L222 78L220 77V78H221V79H220L219 76H221V74H222L221 72H224V70L226 71ZM82 69H83V68H82ZM84 69H83V72H82V73H84ZM87 69H86V70H87ZM119 69H120V68H119ZM119 69H115V67H114V70L111 69V72L106 71V73L109 72L110 74H106V75H105V73H104V79H106L107 82H109L110 79H113V78L116 79L118 76H119V77H118V79H119V78L121 77V75H122V72H124L123 70H122V72H121V71H120L121 69H120V70H119ZM127 69H128V67H127ZM132 69H128V70L130 71V70H132ZM146 69H147V67H146ZM178 69H179V68H178ZM188 69H189V68H188ZM235 69H236V70H235ZM86 70H85V71H86ZM106 70H107V69H106ZM109 70H110V69H109ZM112 70H113V71H115V70L118 71V70H119L120 73H121V75H118V74H119V72H118V73H117L118 76H117V77H114L116 74H115V75H114V74H111V73H112ZM128 70H127V71L125 70V72L127 73ZM135 70H136V69H135ZM163 70H164V69H163ZM186 70H187V69H186ZM186 70H185V71H186ZM197 70H196V73H197ZM10 71H11V70H10ZM144 71H145V69H144ZM144 71H143V72H144ZM147 71H149V68L147 69ZM172 71H173V70H172ZM172 71H171V73H172ZM182 71H183V70H182ZM182 71H180V72H182ZM254 71H255V72H256V71H257V72L260 71V73H259L258 75L261 76V77H263V78H260V77H258V76L255 77L256 74L254 73ZM99 72L97 71V73H95V75L99 74V76H100L101 73H99ZM125 72H124V73H125ZM136 72H137V70H136ZM136 72H134V74H136ZM141 72H142V71H140V73H141ZM150 72H152V71H150ZM164 72H165V70H164ZM183 72H184V71H183ZM227 72H228V71H227ZM248 72H249V75H247ZM257 72H256V73H257ZM115 73H116V72H115ZM130 73H131V71H130ZM132 73H133V72H132ZM132 73L130 74L131 76H133ZM137 73H139V72H137ZM140 73H139L138 75H140L141 77H143L142 75H143L144 73H142V74H140ZM147 73H149V72H147ZM157 73H158V72H157ZM159 73H161V71H160ZM169 73H170V72H169ZM220 73H221V74H220ZM51 74H52V75L54 74L55 77L52 78V77H51ZM93 74H94V73H93ZM154 74H155V73H154ZM167 74H168V73H167ZM173 74H175V70H174ZM177 74H179V73H177ZM181 74H182V73H180V75H181ZM218 74H219V76H218ZM225 74H226V73H225ZM228 74H229V73H228ZM89 75L92 76V71H91V73H90ZM89 75H88V77L91 78V76H89ZM102 75H103V74H102ZM138 75H137V76H138ZM144 75H145V74H144ZM180 75H179V76L177 75V76L180 77ZM186 75H187V74H186ZM13 76H14V77H13ZM126 76H128V78L130 77V76L127 75V74H126ZM147 76H148V74L145 75L144 78H146ZM149 76H150V75H149ZM152 76H155V75L152 74ZM159 76H160V74H159ZM159 76H158V77H159ZM168 76H170V75H168ZM173 76H174V75H173ZM177 76H176V78H177ZM182 76H185V75L182 74ZM226 76H224V77H226ZM247 76H248V77H247ZM122 77H123V76H122ZM141 77H140V78H141ZM158 77H157L156 79H158ZM191 77H192V75H191ZM191 77H190V79H191ZM47 78H48V79H47ZM49 78H50V79H49ZM75 78L78 79V82H79L78 84H73V83H72V81H73ZM93 78H95V77H93ZM130 78H131V77H130ZM130 78H129V79H130ZM132 78H133V77H132ZM137 78H139V77H137ZM144 78H142V80L139 79V80H141V81H140V82H141L140 84H142V83L144 82V85H145V81H144L145 79H144ZM159 78H160V77H159ZM166 78H167V76H166ZM184 78H185V77H184ZM194 78H192V79H194ZM62 79H64V80L62 81ZM101 79H102V78H101ZM118 79H117V81H118ZM146 79H147V78H146ZM162 79H163V78H162ZM169 79H170V78H169ZM172 79H173V78H172ZM182 79H183V78L180 77V79L178 78V81L180 82V80L182 81ZM192 79H191V80H192ZM196 79H194V80H196ZM219 79H220V80H219ZM239 79H240V80H239ZM93 80H94V79H93ZM97 80H98V82L100 81V83L103 81V79H102V81L99 80V79H97ZM126 80H127V79H126ZM133 80H134V79H133ZM137 80H138V79H137ZM148 80H149V79H148ZM148 80H146V81H148ZM191 80H190V81H191ZM194 80H193V81H194ZM89 81H90V80H89ZM89 81H88V82H89ZM91 81H92V80H91ZM91 81H90V82H91ZM104 81H105V80H104ZM113 81H115L114 83L116 84L117 81L114 80V79H113ZM113 81L111 80V82H112V83H111V86L114 85V84H113ZM120 81H121V80H120ZM120 81H118L117 84H118ZM128 81H129V80H128ZM131 81H132V79H131ZM131 81H130L129 83H131ZM157 81H158V80H157ZM157 81H156V82H157ZM175 81H176V80H175ZM193 81H192V82H193ZM206 81H207V80H206ZM210 81H209V82H210ZM19 82L22 83V84H25V83H28V82H31V83L33 82V84H32V86H31L30 90H31L32 92H34V93L31 92V94H30L29 90L27 89V88L30 87V85H26V87H25V85H24V88H23V86H22L21 89L19 88L22 92H21V91H18V92H15V91H14L15 93H20V92H21V93H20V97H21V98H19V100H18V99H15V100L18 101L17 103H18V105H19V107H17L18 109L16 110L15 106H11V105H9L10 103H8V102H10V100H9V101H6V100L3 99V97H5V98L7 97V99H9V98H8V95H7V96H6V95H3V92H4L5 90L14 89V87L16 86L15 84H17V83H19ZM90 82H89V83H90ZM94 82H95V81H93V83H94ZM122 82H123V80H122L120 83L122 84ZM136 82H137V81H136ZM159 82H161V81H159ZM179 82H177V83H179ZM187 82H189V81L187 80ZM225 82H228L226 85L228 86V84H229V87H231L232 85H235V90H233V89H232L233 91H232V90H227L229 87L226 88L227 86L225 85ZM104 83H105V82H104ZM127 83H128V82H126V84H127ZM146 83H147V82H146ZM149 83H150V81H149L147 84H149ZM157 83H158V82H157ZM162 83H163V81H162ZM189 83H190V82H189ZM204 83H205V82H204ZM207 83H208V82H207ZM214 83H211V82H210L211 85L214 84ZM11 84H12V85H11ZM101 84H102V83H101ZM112 84H113V85H112ZM117 84H116V85H117ZM123 84H124V82H123ZM134 84H135V87H136L137 84H136V83H134ZM140 84H139V85H140ZM171 84H174V83L172 82ZM180 84L183 85L184 83L181 82ZM187 84H188V83H187ZM200 84H201V85H200ZM208 84H209V83H208ZM210 84H209V85H210ZM14 85H15V86H14ZM116 85H114V88L116 87ZM118 85H120V84H118ZM131 85H132V84H131ZM131 85H130V86H131ZM139 85H138V86H139ZM144 85H143V86H144ZM151 85H152V82H151ZM159 85H160V84H159ZM190 85H194V84H191V83H190ZM206 85H207V84H206ZM206 85H205V87H206ZM87 86H88V85H87ZM94 86H95V85H94ZM99 86H100V85H98V87H99ZM128 86H129V85H128ZM149 86H150V84H149ZM161 86H163V85H161ZM165 86H167V85H165ZM174 86H175V85H174ZM174 86H173V87H174ZM177 86H178V85H177ZM177 86H176V87H177ZM183 86H184V85H183ZM215 86H216V85H215ZM125 87H126V90H127V86H125ZM132 87H133V86H131V90L133 91V90L135 89V87H134V88H132ZM139 87H140V86H139ZM139 87H138V88H139ZM141 87H142V86H141ZM141 87H140V89H141ZM154 87H155V86H154ZM154 87H153V88H154ZM159 87H160V86H159ZM163 87H164V86H163ZM163 87H162V88H163ZM169 87H170V86H169ZM176 87H175V88H176ZM181 87H182V86H181ZM184 87H185V86H184ZM187 87H188V86H187ZM191 87H192V86H190V88H189V87H188V88H189L190 90H193V88L191 89ZM210 87H211V86H209V88H210ZM213 87H214V86H213ZM111 88H113V87H110V85H109L108 83L102 84L101 87L98 88V90H102V91H100V92H103V94H100L99 91H98V93H99V94H98L97 91H96V93L98 94V97H99V95H101V96H100L99 98H98L97 96H95V97H97V98L94 99L95 102H93V103H96V100H97V99H100V98H101L100 100H105V98H106V96H107V94H108V91H109V92L113 91V93H114L115 91H114V90H111ZM114 88H113V89H114ZM122 88H123V87H122ZM142 88H144V87H142ZM145 88H146V87H145ZM179 88H180V86L178 87V89H179ZM182 88H183V87H182ZM182 88H181V90H182ZM194 88H195V89H194L193 91L196 92L195 90H196L198 87H197V86H194ZM200 88H201V87H200ZM203 88H204V86H203ZM206 88H208V87H206ZM206 88H204V90H205ZM209 88H208V90H209ZM211 88H212V87H211ZM214 88H215V87H214ZM225 88H226V89H225ZM231 88H232V87H231ZM231 88H230V89H231ZM115 89H118V88L116 87ZM136 89H137V87H136ZM136 89H135V90H136ZM148 89H150V88H148ZM151 89H152V87H151ZM155 89H157V87H155ZM164 89H165V88H163L162 91H165ZM168 89H170V88H168ZM172 89H173V88H172ZM184 89H185V88H184ZM16 90H17V89H16ZM24 90H25V91H24ZM27 90H28V91H27ZM77 90H78V91H77ZM95 90H97V87H96ZM110 90H111V91H110ZM121 90L123 91L124 89H121ZM129 90H130V87H129ZM129 90H127V91H129ZM131 90H130V91H131ZM138 90H139V89H138ZM158 90H160V89H158ZM158 90H157V93H158ZM166 90H167V89H166ZM181 90H179V91H181ZM185 90H186V89H185ZM187 90H188V89H187ZM206 90H207V89H206ZM215 90H216V89H215ZM243 90H244V91H243ZM12 91H13V90H12ZM92 91H93V90H92ZM124 91H125V90H124ZM132 91H131V92H132ZM136 91H137V90H136ZM145 91H146V90H145ZM147 91H148V90H147ZM150 91H153V89L150 90ZM162 91H160V94H162V93H161ZM169 91H170V90H169ZM172 91H173V90H172ZM172 91L169 92V94H170V93L172 94ZM201 91H202V88H201ZM212 91H214V90H212ZM216 91H217V90H216ZM216 91H215V93L213 92L215 98H216V95H218V96L221 95V94H219L220 92L218 93V92H216ZM219 91H220V90H219ZM222 91H221V92H222ZM237 91H239V92L237 93ZM6 92H7V91H6ZM28 92H29V93H28ZM106 92H107V93H106ZM139 92H140V90H139ZM142 92H143V91H142ZM189 92H192V91H188L187 93H189ZM194 92H193V94H194ZM199 92H200V91H199ZM199 92H198V93H199ZM202 92H203V91H202ZM202 92H201V93H202ZM210 92H211V91H210ZM81 93H82V91H81ZM90 93H91V92H90ZM121 93H122V92H117V93H115V94H112L110 98L120 97L121 95L123 96L122 98H124V95L121 94ZM123 93L126 94V91L123 92ZM129 93H130V92H129ZM134 93H135V92H134ZM134 93H131V96H132V94H133V97H134V95L136 94V93H135V94H134ZM140 93H141V92H140ZM149 93H150V92H149ZM157 93H155V94H157ZM182 93H183V92H182ZM187 93H186V91H185V95L189 96L190 94H187ZM198 93H197V95H198ZM204 93H205V91H204ZM207 93L209 94V92H207ZM207 93H206V94H207ZM9 94H10V93H9ZM13 94H14V93H13ZM137 94H138V91H137ZM144 94H146V96H147V92H146V93L144 92ZM144 94H143V95H144ZM193 94H191L190 97H191ZM195 94H196V93H195ZM199 94H200V93H199ZM206 94H205V96H206ZM208 94H207V95H208ZM210 94H211V93H210ZM215 94H216V95H215ZM258 94L256 93V95H258ZM10 95H12V93H11ZM15 95H16V94H15ZM15 95H13V98H14V97H15V98H16V97H19V96H15ZM21 95H22V96H21ZM55 95L57 96V98H59V101H57L58 103H57V104L55 103V104H56L57 106H59V107H57V112H56V111H55V110H56V106L54 105L55 108H54L53 110H54L55 112H54V114H53V113H52L53 111L50 113L51 109H49L48 107H49L50 105L53 106V104H54V100H55V99H54V100H51V98H52L53 96H55ZM88 95H91V94L88 93ZM95 95H96V94H95ZM119 95H120V96H119ZM127 95H128V92H127ZM127 95H126V98L129 97V95H128V96H127ZM157 95H158V94H157ZM165 95L167 96V92L165 93ZM201 95H202V94H201ZM224 95H223V96H224ZM234 95H235V96H234ZM146 96H145V97L143 96V97L146 98ZM151 96H152V95H151ZM154 96H155V95H154ZM158 96H159V95H158ZM160 96H161V95H160ZM163 96H164V93H163ZM168 96H169V95H168ZM182 96H183V95H182ZM205 96H203V97H205ZM214 96H213V97H214ZM221 96H222V95H221ZM237 96H238V97H237ZM9 97H10V96H9ZM50 97H51V98H50ZM82 97H83V96H82ZM95 97H94V98H95ZM135 97H136V95H135ZM139 97H140V94H139V96L137 95V98L140 100L141 98H139ZM161 97H162V96H161ZM170 97H171V96H169V99H170ZM173 97H176V96H173ZM190 97H189V98H190ZM210 97H212V96L210 95ZM210 97H209V95H208V97H206V98L208 99V98H210ZM251 97H252V96H251ZM251 97H249L250 99H248V100L246 99V101L242 104V107H241V109H240V111H241V113H242L243 115H248V116L250 117V119H254L255 123L257 124V126H256V125H255V126H252L251 129H249L248 131H245L246 133L249 132L250 134H251V132L257 131V130H258L257 128H260V126H258V125H261V126H262V125L264 124V97H262V100H261V97H260V100H259L258 103L255 102L254 100H252ZM256 97H257V96H256ZM11 98H12V96H11ZM13 98H12V99H13ZM122 98H120V99H122ZM131 98H132V97H131ZM151 98H153V96H152ZM155 98H156V96L154 97V99H155ZM164 98H165V96H164ZM164 98H163V99H164ZM181 98H182V97H181ZM183 98H185V97L183 96ZM186 98H188V97H186ZM192 98H193V97H192ZM195 98H196V95H195ZM195 98H194V99H195ZM197 98H198V97H197ZM215 98H214V99H215ZM49 99H50V103L52 102L53 104H52V103L50 104L49 101L46 102V104L49 103L48 107L45 105V107H47V109H45L44 112H43V111L40 112V108H41V106H42V103L44 104L45 101H47V100H49ZM117 99L120 100L119 98H117ZM117 99H116V100H117ZM128 99L130 100V97H129ZM135 99H136V98H135ZM142 99H143V98H142ZM156 99H157V98H156ZM159 99H161V98H159ZM166 99H168V97H166ZM172 99H173V98H172ZM176 99H177V98H176ZM176 99H175V100H176ZM207 99H206V100H207ZM210 99H211V98H210ZM244 99H245V98H244ZM254 99H255V98H254ZM258 99H259V98H257V100H258ZM56 100H57V99H56ZM80 100H81V101H80ZM100 100H99V101H100ZM116 100H115V101H116ZM118 100H117V101H118ZM124 100H125V99H123L122 101H124ZM157 100H158V99H157ZM189 100H190V102H191V98H190ZM195 100H196V99H195ZM195 100H194V101H195ZM200 100H203V99H200V98H199V101H200ZM204 100H205V98H204ZM225 100H226V99H225ZM97 101H98V100H97ZM122 101H121V102H122ZM130 101H131V100H130ZM134 101H135V100L133 99L132 102H134ZM159 101H161V100H158L157 103H158ZM167 101H168V100L165 101V99H164V102L167 103ZM177 101H180V100L177 99ZM184 101H185V100L183 99V102H184ZM186 101H187V100H186ZM211 101H212V100H211ZM213 101H214V100H213ZM213 101H212V102H213ZM79 102H80V103H81V102H84V103H83V104H80ZM102 102H103V101H100V103H102ZM105 102H106V101H105ZM109 102H110V100H109ZM111 102H112V101H111ZM113 102H114V101H113ZM121 102H120V103H121ZM124 102H126V100H125ZM128 102H129V101H128ZM139 102H141V101H139ZM139 102H137V103H139ZM142 102H144V103H143V106H144V107H145V106L148 107L149 105H152V103H154V102H153V99H152V102H151L150 98H149V99H144V101H142ZM161 102H162V104H165V103H163V101H161ZM168 102H170V101H168ZM171 102H172V100H171ZM180 102L182 103V100H181ZM180 102H178V105H177V103L174 104V105H169V106L166 104V105L168 106V109H166L167 107L165 108L164 105L161 104V105L164 107L163 110H162V109L159 110V112H161V113H156V111H155V113L161 115V114H162V111H165V110H166L167 112H169L168 114H172V113H173V114H176L177 112L174 113V112L176 111L175 109H176V108H179V109H180V107L183 106V105H182V106H179V103H180ZM187 102L189 103V101H187ZM209 102H210V101H209ZM117 103H119V101H118ZM117 103H116V104H117ZM130 103H131V102H130ZM135 103H136V102H135ZM137 103H136V104H137ZM157 103H156V104H157ZM174 103H175V102H174ZM188 103H187V105H188ZM199 103H200V102H199ZM213 103H215V102H213ZM89 104H90V103H89ZM103 104H104V103H103ZM114 104H115V102H114ZM123 104L125 105V103H123ZM127 104L129 105V103H127ZM156 104H154V105H156ZM169 104H171V103H169ZM182 104H184V103H182ZM189 104H190V103H189ZM191 104H193V100H192V103H191ZM196 104H197V103H196ZM209 104H212V103H209ZM223 104H224V106H223ZM12 105H13V104H12ZM18 105H17V106H18ZM84 105H85V104H84ZM93 105H96V104H93ZM99 105H100V104H99ZM99 105H98V106H99ZM107 105H108V104H107ZM120 105H121V104H120ZM120 105H119V106H120ZM131 105H132V103H131ZM131 105H130V106H131ZM133 105H134V103H133ZM157 105L159 106V104H157ZM157 105L155 106L156 108H159V107L162 108L161 106L158 107ZM175 105H177V107H176ZM180 105H181V104H180ZM194 105H195V102H194ZM213 105H214V104H212V106H213ZM215 105H216V103H215ZM52 106H50V107L52 108ZM91 106H92V105H89V108H90ZM96 106H97V105H96ZM104 106H105V105H104ZM104 106H103V107H104ZM126 106H127V105H126ZM140 106H141V104H140ZM140 106H139V108H141V107L143 108V106H141V107H140ZM178 106H179V107H178ZM192 106H193V105H192ZM192 106H191V107H192ZM198 106H197V108H198ZM43 107H44V105H43ZM45 107H44V108H45ZM86 107H87V106H86ZM100 107H101V109H103V108H102V105H101ZM111 107H113L112 109H114V110L116 111V108L113 106V104L111 105ZM111 107L109 106V108H111ZM124 107H125V106H124ZM124 107H123V105H122L121 108H124ZM132 107H133V106H132ZM132 107H131V108H132ZM136 107H137V109H138V106H137V105H136ZM136 107H135V108H136ZM150 107H151V106H150ZM152 107H153V105H152ZM183 107H184V106H183ZM188 107H189V105H188ZM191 107H190V108H191ZM206 107H207V108H206ZM93 108H95V107H93ZM97 108H98V107H97ZM105 108H107V107H105ZM121 108L119 107V110H120ZM131 108H130V109H131ZM145 108H146V107H145ZM153 108H154V107H153ZM190 108H189V109H190ZM194 108H195V110H197V109H196V105H195ZM222 108L224 109V111H223L221 114H219ZM112 109H109V110L113 111ZM124 109L130 110L129 108H124ZM143 109H144V108H143ZM146 109H147V108H146ZM146 109H145V110H146ZM148 109H149V108H148ZM150 109H151V108H150ZM179 109H178V110H179ZM183 109L185 110V107H184ZM223 109H222V110H223ZM25 110H27V112H26ZM49 110H50V111H49ZM92 110H93V109H92ZM92 110L90 109V112H91ZM94 110H95V111H98V109H94ZM103 110H106V109H103ZM103 110H101V112H100V114H101V115H99V116H101L100 118H102L103 116L106 117V115L109 116V114H111V113L107 112V111H108V109H107V110L105 111L107 114L105 113L106 115H103V116H102V111H103ZM119 110H117V111H119ZM127 110H126V111H127ZM132 110H133V114L135 115V113H134V108L131 109V111H132ZM140 110H141V109H140ZM140 110H139V111H140ZM153 110H154V109H153ZM156 110H158V109H156ZM181 110H182V109H181ZM184 110H182V112H183ZM190 110H191V109H190ZM193 110H194V109H193ZM195 110H194V111H195ZM232 110H233V109H232ZM232 110H231V111H232ZM23 111H24V112H23ZM115 111H114V112H115ZM117 111H116V112H117ZM135 111H136V110H135ZM137 111H138V110H137ZM142 111H143V110H142ZM188 111H189V110H188ZM197 111L199 112V111H201V110L198 108ZM197 111H196V112H197ZM88 112H89V111H88ZM90 112H89V113H90ZM93 112H94V111H93ZM93 112H91V113H93ZM98 112H99V111H98ZM116 112H115V113H116ZM120 112H121V111H120ZM127 112H128V111H127ZM143 112H145V111H143ZM147 112H149V111H146L145 113H147ZM150 112H152V110H151ZM157 112H158V111H157ZM185 112H187V111L185 110ZM185 112H184V113H185ZM227 112H226V113H227ZM232 112H233V111H232ZM20 113H21L22 115H20ZM42 113H43V114H42ZM94 113H96V112H94ZM94 113H93V114H94ZM103 113H104V111H103ZM112 113H113V112H112ZM130 113H132V112H130ZM137 113H138V112H137ZM137 113H136V116H137ZM145 113H141V114H143V116H145V115H147V114H145ZM233 113H234V115H232V116H235V112H233ZM4 114L7 115V117H4ZM18 114H19L21 117L17 118V117H18V116H17ZM81 114H82V113H81ZM113 114H114V113H113ZM124 114H125V113H123V115H124ZM141 114H140V115H141ZM144 114H145V115H144ZM148 114H149V113H148ZM151 114H152V113H151ZM185 114H187V113H185ZM191 114H193L191 111H190V114H188V115H185V116H184V115L182 114V115L184 116L183 119H184V120H190V121H191V120H197V119H196V118H197V114H194V115H191ZM231 114H232V113H231ZM83 115H84V114H83ZM95 115H96V114H95ZM118 115H119V114H118ZM118 115H117V116H118ZM125 115H126V118H127V116H129V115H127V113H126ZM125 115H124V116H125ZM154 115H155V114H154ZM154 115H153V116L150 115V116H151V117H150V118H151L150 120H151L152 125H155V127H156V126H159V125H160L161 122L158 123V121L161 120V119H159V120L157 119V118H159L158 115L156 116L157 118L155 119V116H154ZM190 115H191V116H190ZM81 116H82V115H81ZM96 116H98V115H96ZM113 116H114V115H113ZM115 116H116V115H115ZM131 116H132L131 118L133 119V115H131ZM136 116H134V117H136ZM138 116H139V114H138ZM143 116H141V118L144 119ZM203 116H202V117H203ZM79 117H80V115H79ZM110 117H111V116H109V118H110ZM122 117H123V116H122ZM122 117H121V120H122ZM202 117H201L200 120H197V121L201 122L202 119L204 118V117H203V118H202ZM16 118H17V119H16ZM73 118H74V119H73ZM103 118H104V117H103ZM103 118H102V119H103ZM111 118H113V117H111ZM118 118L120 119V117H118ZM128 118H129V117H128ZM131 118H129V119H131ZM212 118H213V119H212ZM229 118H230V117H229ZM231 118H232V117H231ZM231 118H230V119H231ZM10 119H11L12 121H10ZM75 119H76V120H75ZM92 119H93V118H92ZM95 119H96V117H95ZM97 119H98V118H97ZM97 119H96V122L98 123ZM116 119H117V118H116ZM116 119H115V120H116ZM123 119H124V117H123ZM129 119H126L125 122L123 121L124 123H123V122L121 123L120 120H119V121H120V123L123 124V125L127 124L128 126H127V125H126V126L129 128V127H131L130 125L132 124V123L130 122ZM143 119H142V120H143ZM72 120H73V121L75 120V123H74V124H78V126L80 125L79 128L82 129L81 131L78 132V131L76 130V128H74V126H71L70 122H71L72 125H73V121H72ZM111 120H113V119H110V120H109V123L112 122ZM138 120L140 121V119H138ZM150 120H149V122H150ZM9 121H10V124H9ZM101 121H107V120H101ZM110 121H111V122H110ZM113 121H114V120H113ZM117 121H118V120H117ZM144 121H145V120H143L142 122L140 121V122L143 123ZM168 121H171V119H170V120L168 119ZM168 121H166V122H168ZM107 122H108V121H107ZM146 122H147V120H146ZM146 122H145V123H146ZM149 122H147L148 125H149ZM188 122H189V121H188ZM191 122H192V121H191ZM193 122H194V121H193ZM230 122H231V121H230ZM232 122H234V120H232ZM105 123H106V122H105ZM109 123H106V124H109ZM114 123H115V122H114ZM114 123L112 122V125H113ZM120 123H119V125H120ZM130 123H131V124H130ZM134 123H135V122H134ZM141 123H139V124L142 126ZM145 123H144V124H145ZM147 123H146V124H147ZM151 123H150V125H151ZM106 124H105V125H106ZM137 124H138V123H137ZM146 124H145V125H146ZM163 124H164V123H163ZM165 124H166V123H165ZM165 124H164V125H165ZM222 124H223V125H222ZM230 124H231V123H230ZM54 125H56V127L59 126V129H60V130H55L56 127H55ZM101 125H103V124L101 123ZM116 125H117V124H114V127L117 128V129L119 130V126L116 127ZM145 125H143V126H145ZM148 125H147V126H148ZM152 125H151V126H152ZM53 126H54V127H53ZM87 126H88V127H87ZM106 126L109 127V125H106ZM141 126H140V127L137 126V127H139V128L141 129ZM143 126H142V128H143ZM160 126L162 127V129H163V128L166 129L165 126H162V125H160ZM72 127H73V128H72ZM75 127H77V126H75ZM108 127H107L106 129H109ZM112 127H113V126H111V128H112ZM114 127H113V128H114ZM121 127H122V125H121ZM121 127H120V128H121ZM137 127H136V125H135L134 128L139 129V128H137ZM148 127H150V126H148ZM148 127H147V128H148ZM153 127H154V126H153ZM77 128H78V127H77ZM103 128H105V127H103ZM113 128H112V129H113ZM123 128H124V126H123ZM125 128H126V127H125ZM125 128H124V129H125ZM128 128H127V130H128ZM144 128H145V127H144ZM167 128H168V127H167ZM215 128H217V131H216V132H214V131H215V130H214ZM224 128H225V127H224ZM228 128H229V127H228ZM262 128H264V127L262 126L261 129H262ZM106 129H105V130H106ZM124 129H123V131L126 130V129H125V130H124ZM129 129H130V128H129ZM131 129H133V128H131ZM131 129H130V130H131ZM156 129L159 130L160 128L157 127ZM199 129H198V130H199ZM109 130H110V129H109ZM127 130H126V131H127ZM130 130H129V132H130ZM144 130H145V129H144ZM149 130L151 131L152 129H149ZM168 130H170V129H168ZM198 130H197V131H198ZM230 130H231V129H230ZM263 130H264V129H263ZM112 131L114 132V130H112ZM123 131H121V132H123ZM138 131H139V130H138ZM152 131H153V130H152ZM152 131H151V132H152ZM161 131H162V130H160V132H161ZM164 131H165V130H164ZM258 131H259V130H258ZM108 132H109V131H108ZM115 132L117 133L118 131L115 130ZM129 132H128V134H131V132H130V133H129ZM133 132L136 133V131H134V129H133L132 133H133ZM140 132H142V130H141ZM140 132H139V133H140ZM144 132H145V131H144ZM146 132H147V131H146ZM153 132H155V128H154V131H153ZM153 132H152V135H153ZM162 132H163V131H162ZM167 132H168V131H167ZM167 132H166V131L164 132V133H165L164 136H163L164 133H162V136H163V137H166V136H167V135H166ZM228 132H229V131H228ZM228 132H227V133H228ZM230 132H231V131H230ZM239 132L241 133V134L239 133L240 136H238V134H236V135L238 136L237 138H239V139L236 140V139H234V138H235V135H234V137L232 136L233 139H231V141L235 140V142L232 143V142L230 141L231 144H228L229 142H228L227 144H223L222 141H221V143L218 144V146H219V147H218V148H219L218 150L220 151V153L223 151L224 154L228 157V158H226L225 155H224V154L221 155V154H222V153H221V154H220V156H221L220 158H222V156H223L224 161H225V159H227V160L229 159V161H231V162H230L231 164H232V163H233V164L235 163V165L237 166V170H235L236 168H235V169L232 168L233 170H231V165L228 166L230 169L224 168V167H223L224 165H222L223 162L221 161V159H220L218 156H214V157H217L218 159H220L219 161H217V159H215V158L212 156V154L210 153L211 156L213 157V159H215V160H213L212 157L209 156V157L213 160V161H211V159H208V160H209V161H208L209 166H208V164H207V165L205 164V165L208 166L209 168H210V166H211V170L208 169V170H210L209 172H211L212 170H215V169H216V171H213V172H216V174H218V173L221 172L222 175L232 177V178H234V180H235V179H243V180H245V179L247 178V177H246V172L249 174V172L253 171L252 169L255 170L256 168H257L260 172H261V170H264V162H263L262 160H257L256 162H251V161H253V160H252V157H251V158H250L251 161L249 160L250 162H249V161L246 162V161H243V160H242V157H243V156H240V154H243L244 156H245V155H248V154H252V153H251L252 151H253V155H254L255 153H257V154L259 153L261 156H263V155H264V138H261V136H259V137L256 136V138H257V137L259 138V140H258L259 142H260V139H261V143H260V144H258L259 142H257V140L255 141V138H253L254 142H251V143H254V144H255V142H256V144L254 145V144H251V143H250L251 146L254 145V146H252V148L254 147L253 150H251L252 148L250 147V148H251V149H250L251 152H250L249 149L245 147V146H246L245 143L243 144V143H241V142H242L243 139H245V142H246V139H247V141H248V137H249V139H251L250 136L255 137L254 135H255L256 133H255V134L252 133V135H248V134H249V133H248V134H247L248 137H246V136H247V135H246V136H245L246 138H244V137H243L244 134H242L243 131L241 130V131H239ZM260 132H261V131H260ZM2 133H3V134H2ZM106 133H107V132H106ZM106 133H105V134H106ZM118 133H120V132H118ZM137 133H138V132H137ZM137 133H136V134H137ZM168 133H169V132H168ZM243 133H244V132H243ZM5 134H4V135H5ZM23 134H24V135H23ZM96 134H97V135H96ZM103 134H101V135L103 136ZM108 134H109V133H108ZM114 134H115V133H114ZM114 134H113V133L111 134V135H112V138L115 139V140H116L117 138L119 139V135H120V134L118 135L117 138H116L117 135L115 134V135H116V136H115ZM122 134H124V132H123ZM126 134H127V133H125L124 135H126ZM128 134H127V136H131V135H128ZM133 134H134V133H133ZM133 134H132V135H133ZM136 134H135L134 136H135L137 139H139V140H141V139L144 138V137H145V139H146V138H149L148 141H147V142H149V143H148L149 146H150V143H151V142H154V139H153V138H151L152 141H150V140H151L150 137L152 136L151 133H150L149 137H148V135H147V137H146V135H143L144 137H142L141 139H140L139 136H138V135H140V137H141V133L138 134V135H136ZM142 134H143V132H142ZM145 134H149V132H148V133H145ZM219 134H218V135H219ZM257 134H258V133H257ZM260 134L263 135V134H264V131H263V133H260ZM260 134H259V135H260ZM22 135H23L24 137H23ZM113 135H114L115 137H113ZM124 135H123V137H124ZM172 135H173V134H172ZM196 135H197V134H196ZM198 135H199V133H198ZM218 135H217V136H218ZM225 135H226V134H225ZM21 136H22L23 138H22ZM106 136H107V134H106ZM106 136H103V137L106 138ZM109 136H110V135H109ZM134 136H133V138H134ZM156 136H157V135H156ZM156 136H155V137H156ZM159 136H160V135H159ZM159 136H157V138H158ZM170 136H171V135H170ZM222 136H223V135H222ZM228 136H229V135H228ZM19 137H20L21 139H20ZM69 137H71V138H70L69 140H66V139H68ZM97 137H98V136H97ZM99 137H100V136H99ZM103 137H102V138H103ZM123 137L120 138L119 140L123 139ZM152 137H153V136H152ZM160 137H161V136H160ZM160 137L158 138V140L160 139ZM163 137H162V138H163ZM223 137H224V136H223ZM226 137H227V136H226ZM230 137H231V135H230ZM230 137H229V138H230ZM6 138H7V137H6ZM102 138H101V140H102ZM108 138H111V136L108 137ZM129 138H132V137H129ZM129 138H127V139H129ZM136 138H135V139H136ZM167 138H170V137L167 136L166 139H165L166 141L163 139V144H165V142H167V140H169V139H167ZM216 138H217V137H216ZM218 138L221 139L220 137H218ZM218 138H217V139H218ZM242 138H243V139H242ZM97 139H98V138H97ZM118 139H117V140H118ZM135 139H134V140H135ZM145 139H144V140H145ZM222 139H223V138H222ZM129 140H131V139H129ZM139 140H135V141H138L137 143H139ZM146 140H147V139H146ZM155 140H156V138H155ZM193 140H194V141H198V142H197V143H194ZM225 140H226V138H225ZM225 140H224V141H225ZM94 141H95V138H94ZM97 141H98V142H97L98 144L101 142L99 139H98ZM124 141H125V139H124ZM164 141H165V142H164ZM169 141H170V143H171V138H170ZM216 141H217V140H216ZM219 141H220V140H219ZM224 141H223V142H224ZM243 141H244V140H243ZM142 142H143V140H142ZM147 142H146V143L143 142V143H144V144H147ZM159 142H162V140H160ZM159 142H155L156 145H157V143H159ZM212 142H213V144L211 145ZM217 142H218V141H217ZM248 142H249V141H248ZM127 143H129V141H128ZM132 143H135V142H131L130 144H132ZM140 143H141V142H140ZM170 143H167V144H170ZM172 143H173V142H172ZM246 143H247V142H246ZM95 144H96V143H95ZM125 144H126V143H125ZM130 144H128V145H130ZM144 144H143V146H144ZM152 144H153V143H152ZM163 144H160V145H159V148L162 149L161 146H162ZM209 144H210V145H209ZM247 144H248V143H247ZM33 145H34V146L37 145L39 149L41 148L39 151H36L35 154H34V153L31 154V152H32V151H31V148H32ZM87 145H88V144H87ZM87 145H86V147H87ZM90 145H91V144H90ZM132 145H133V144H132ZM132 145H131V148H132V149H134V148L137 149L136 147L139 146V145L136 146V144H134V145L136 146V147H134V145H133V146H132ZM37 146H36V147H37ZM125 146H127V145H125ZM172 146H173V144H172ZM175 146H176V145H175ZM30 147H31V148H30ZM127 147H128V146H127ZM146 147H148V146H146ZM146 147H144V148L147 149V150H148V149L151 150L149 147H148V148H146ZM167 147H168V146H167ZM214 147H212V149H214ZM131 148H130V149H131ZM139 148H140V146H139ZM139 148H138V149H139ZM155 148L157 149V146H156ZM159 148H158V151L160 150ZM164 148H165V147H164ZM206 148H205V149H206ZM216 148H217V147H216ZM216 148H215V149H216ZM81 149H82V148H81ZM123 149H125V148H123ZM123 149H121V151H124L123 153L125 154L126 151L123 150ZM127 149H128V148H127ZM127 149H126V150H127ZM142 149H143V147H142ZM156 149H153V150H156ZM170 149H172L171 153H169V152H170ZM173 149H174V151H173ZM212 149H211V150H212ZM74 150H76V151H74ZM88 150H89V149H88ZM90 150H92V148H91ZM95 150H96V149H95ZM97 150H99V148H97ZM149 150H148V151H149ZM218 150H217V151H218ZM80 151H81V150H80ZM85 151H86V150H85ZM116 151H117L116 153L114 152L115 154H118V155H119V154H122V153L120 152V149H119V151H118V150H116ZM129 151H130V150H129ZM129 151H128V152H129ZM135 151H136V150H135ZM139 151H141V149H140ZM142 151H144L145 153L142 152V154H140V153H141V152H140L137 156H139V155L141 156V155H143V154L147 155L146 152H148V151H146V150H142ZM160 151H161V150H160ZM163 151H164V150L162 149L161 154H163ZM165 151H166V150H165ZM165 151H164V152H165ZM202 151H203V149H202ZM205 151H206V150H205ZM209 151H210V150H209ZM212 151H213V150H212ZM254 151H255V152H254ZM262 151H263V152H262ZM56 152H58V153H56ZM130 152H131V151H130ZM137 152H138V151H137ZM55 153H56V154H55ZM80 153H81V152H80ZM93 153H94V152H93ZM157 153H158V152H157ZM165 153H166V152H165ZM204 153H206V152H204ZM261 153H262L263 155H262ZM29 154H31L32 156H33V154L35 155V158H33V159L31 158L32 156L30 157V158L32 159V162H33V163H34L33 160H36V161H37V159H38V158L36 159V156H38V157H39V156H40V157L43 156V158H46L47 155H48V156H47L46 161L43 160L44 162L42 161L43 163H42L41 165L38 164V165H40V166H38L37 164L34 163V164H35V165H34L33 163H31V162L29 161ZM45 154H46V156H45ZM72 154H73V153H72ZM75 154H77V153H75ZM75 154H74V155H75ZM78 154H79V149H78ZM84 154H83V155H84ZM124 154H122V155L124 156ZM127 154H128V153H127ZM161 154H160V155H161ZM170 154H171V155H170ZM216 154H217V153H216ZM257 154H256V155H257ZM259 154H258V155H259ZM60 155H61V156H60ZM74 155H72V156L74 157ZM80 155H81V154L76 155V156H79V157H80ZM83 155H81V156H83ZM125 155H126V154H125ZM134 155H135V154L132 153V156H134ZM156 155H157V154H156ZM165 155L167 156V154H164V156H165ZM197 155H198V154H197ZM202 155H203V152H202ZM202 155H201V156H202ZM206 155H207V154H206ZM208 155H209V154H208ZM213 155H214V153H213ZM217 155H219V154H217ZM253 155H252V156H253ZM44 156H45V157H44ZM72 156H71V158H72ZM115 156H116V155H115ZM120 156H121V155H119V157H120ZM123 156H122V157H123ZM127 156H129V155H126L124 158H126ZM130 156H131V154H130ZM140 156H139V157H140ZM162 156H163V155H162ZM182 156H183V155H182ZM185 156H186V155H185ZM190 156H191V155H189V157H190ZM199 156H200V154H199ZM201 156H200V157H201ZM261 156H260V157H261ZM79 157H78V158H77V157H74V158H75V159L77 158V160H78ZM116 157H118V156H116ZM153 157H155V156H153ZM156 157H157V156H156ZM170 157H169V158H170ZM178 157H177V159H178ZM187 157H188V156H186V158H183V159H188L189 157H188V158H187ZM200 157H197V158L200 159ZM207 157H208V156H207ZM245 157H246V156H245ZM249 157H250V156H249ZM249 157H248V158H249ZM257 157H258V156H257ZM260 157H259V158H260ZM68 158H69V160H70V157H68ZM74 158H72V159H74ZM129 158H130V157H129ZM129 158H127V159H129ZM143 158H146V159H148V160L151 159L150 162L154 164V161H155V160L152 161L153 158H150V157H147V156H146V157H143V156H142V158L140 157L141 160H142ZM149 158H150V159H149ZM159 158H162V157H159ZM194 158H195V157H194ZM194 158H193V159H194ZM246 158H247V157H246ZM246 158H245V159H246ZM31 159H30V160H31ZM80 159H81V157H80ZM117 159H121V158H117ZM155 159H156V158H155ZM157 159H158V158H157ZM157 159H156V160H157ZM162 159H164V158H162ZM172 159H173V158H172ZM190 159H191V157H190ZM190 159H188V161L185 160L186 163H187V165H188V162H189ZM193 159H192V160H193ZM201 159H202V158H201ZM206 159H207V158H205V160H206ZM223 159H222V160H223ZM243 159H244V158H243ZM253 159H255V158L253 157ZM261 159H263V157H262ZM41 160H42V159H41ZM121 160H122V159H121ZM121 160H120V161H121ZM125 160H126V159H125ZM131 160H132V159H130V161H128V162L130 163ZM134 160H135V158H134ZM137 160H139V159L137 158ZM141 160H139V162H140ZM144 160H145V159H144ZM148 160H147V161H148ZM170 160H171V158H170ZM174 160H176V159L174 158L173 161H174ZM181 160H182V157H181ZM181 160L179 159V160H176V161H177V163H179L178 161L181 162ZM192 160H191V161H192ZM255 160H256V159H255ZM73 161H74V160H73ZM109 161H111V160H109ZM109 161L107 160V163H108ZM117 161H118V160H117ZM123 161H124V160H123ZM135 161H136V160H135ZM158 161H159V160H158ZM158 161H156V162H158ZM161 161H163V160H161ZM161 161H160V162H161ZM166 161H168V159H167ZM173 161H171L170 163H172ZM191 161H190V162H191ZM194 161H196V160H194ZM197 161H198V160H197ZM197 161L195 162V164L197 163ZM229 161H226V162H229ZM38 162H41V161H38ZM98 162H99V161H97L96 163H98ZM102 162H104V161H102ZM102 162H101V164H102ZM112 162H113V161H112ZM112 162H111L110 164H112ZM114 162H115V161H114ZM126 162H127V161H126ZM142 162L145 163V161H142ZM148 162H149V161H148ZM148 162L145 163L146 166H147L148 164H150V162H149V163H148ZM156 162H155V163H156ZM242 162H243V163H242ZM36 163H37V162H36ZM85 163H88V162H85ZM99 163H100V162H99ZM107 163L104 162L103 164H106V165H107ZM115 163H116V162H115ZM115 163H113L112 165H113V166H116L117 163H116V164H115ZM118 163L122 164L123 162H122V161H121V162L118 161ZM124 163H125V161H124ZM124 163H123V164H124ZM129 163H128V164H129ZM132 163H134L133 160H132L131 164H132ZM140 163H141V162H140ZM164 163H165V161H164ZM175 163H176V162H175ZM186 163H185V165H186ZM192 163H193V162H192ZM103 164H102V166H103ZM128 164H127L126 166H127V167L129 166V167H130V164H129V165H128ZM159 164H160V163H157V165H159ZM161 164H163V163H161ZM165 164H167V162H166ZM165 164H164V165H165ZM172 164H173V163H172ZM172 164H170V165H172ZM183 164H184V163H183ZM190 164H191V163H190ZM190 164H189L188 166H190ZM198 164H200V163H198ZM198 164H197V165H198ZM224 164H225V163H224ZM228 164H229V163H228ZM98 165H99V164H98ZM112 165H109V166H110V167H113ZM134 165H135V164H134ZM134 165H133V166H134ZM140 165H141V164H140ZM140 165H139V167H140ZM151 165H152V164H151ZM170 165H169V166H170ZM174 165H175V164H174ZM174 165H173V167H174ZM178 165H180V167H181V163H179ZM193 165H194V164H193ZM205 165H204V163H202V165H201L200 168H202V166H203V169H202V170H204V169H205V168H204ZM225 165H226V164H225ZM235 165H234V166H235ZM95 166H96V165H95ZM118 166H119V165H118ZM118 166H117V167H118ZM120 166H121V165H120ZM136 166H137V163H136ZM149 166H150V165H149ZM149 166H147V167L149 168ZM160 166H163V165H160ZM166 166H168V165H166ZM169 166L166 167V169L169 168ZM176 166H177V165H175V168H180L179 166H178V167H176ZM232 166H233V165H232ZM236 166H235V167H236ZM80 167H81V169H79ZM86 167H88V166H86ZM93 167H94V166H93ZM99 167H101V166L99 165ZM105 167H106V166H104V171H105ZM129 167H128V168H129ZM147 167H146V168H147ZM173 167H172V168H173ZM193 167L198 169V167H196V166H193ZM238 167H239V170H238ZM94 168H95V167H94ZM96 168H97V166H96ZM96 168H95V169H96ZM130 168H132V167H130ZM134 168H136V167H134ZM141 168H142V167H141ZM148 168H147V169H148ZM150 168H151V166H150ZM152 168H153L154 171H155V170H158L160 167H158V169H157V167L152 166ZM152 168H151L150 171L154 172V171L152 170ZM161 168H162V167H161ZM170 168H171V167H170ZM175 168H173V169H175ZM182 168H183V167H182ZM194 168H193V169H194ZM83 169H84V167H83ZM85 169H87V168H85ZM89 169H90V167H89ZM102 169H103V168H102ZM107 169H108V166H107ZM110 169H111V168H110ZM137 169H138V168H137ZM147 169H146V170H147ZM163 169H164V168H163ZM184 169H185V168H184ZM187 169H190V168L187 167ZM197 169H196V170H197ZM87 170H88V169H87ZM98 170L100 171V169H98ZM108 170H109V169H108ZM115 170H118V169H116V167H115V168H114V171H113V170H110V171H112V172H116ZM140 170H141V169H140ZM143 170H145V167H143ZM143 170H142V171H143ZM146 170H145V171H146ZM148 170H149V169H148ZM160 170L162 171V169H159V171H160ZM181 170L184 171L183 173H187V174H188V172H186V171H188V170H186V171L183 170V169H181ZM191 170H192V169H191ZM194 170H195V169H194ZM196 170H195V171H196ZM200 170H201V169H200ZM248 170H249V172H248ZM96 171H97V170H96ZM132 171H133V170H132ZM134 171H135V170H134ZM136 171H137V170H136ZM150 171H148V172H150ZM163 171L165 172L166 170H163ZM163 171H162V172H163ZM197 171H199V169H198ZM65 172H66V171H65ZM65 172H64V173H65ZM83 172H85V171L83 170ZM86 172H87V171H86ZM86 172H85V173H86ZM101 172H102V171H101ZM107 172H108V171H107ZM112 172H111V173L108 172V174H109V173L111 174V177L113 176V175H112ZM119 172H121V170H120ZM119 172H116L113 178H115V176H116V178H117V177L119 176ZM128 172H129V176H128ZM128 172L126 173V177L128 176V178H129V177H130V174H131L130 169L128 170ZM146 172H147V171H146ZM146 172H144V173H146ZM148 172H147V173H148ZM193 172H194V171H193ZM206 172H208V171H207V168H206ZM206 172L204 171V173H206ZM209 172H208V174H211V173H212V172H211V173H209ZM57 173H58V172H56V174H57ZM74 173H73V174H74ZM87 173H88V172H87ZM87 173H86V176L88 177L89 175H87ZM89 173H91V172H89ZM117 173H118V174H117ZM140 173H141V172H140ZM140 173L137 172L136 174H138V176H139ZM154 173H155V172H154ZM167 173H168L169 175H172V174H170L169 172L166 171L165 174H167ZM180 173H181V172H180ZM196 173H197V172H196ZM198 173H199V172H198ZM201 173H202V171H201ZM56 174H54V175L56 176ZM62 174H63V173H62ZM95 174H96V173H93V174H91V175L94 176ZM113 174H114V173H113ZM121 174H124V172H121ZM133 174H134V172H133ZM149 174H150V173H149ZM152 174H153V173H152ZM155 174H159V172H158V173H155ZM168 174H167V175H168ZM190 174H191V175H190ZM199 174H200V173H199ZM206 174H207V173H206ZM206 174H204V176H203V174H201L203 177H200L199 175H196V174L192 173V171H191V173H189L190 176H188V179L185 180V185L183 184V185H184V187H183L184 190H185V188L187 187V189H189V191H190V190H191L190 188H193L196 184H200V185L203 186V187H204V186H209V187H210V185H212L211 183L213 182V179H212V181H210V180H211V179H209V178H210V175H208L209 177H207ZM216 174H215V175H216ZM251 174H252V173H251ZM251 174H250V175H251ZM70 175H71V174H70ZM134 175H135V174H134ZM141 175L143 176L144 174L141 173ZM160 175L162 176V173H161ZM160 175H157V176H159L160 181H162V178H164V177H163V176L161 177ZM180 175H182V173L179 174V176H180ZM218 175H219V174H218ZM250 175H248V176H250ZM52 176H53V175H52ZM52 176H51V177H52ZM57 176H58V175H57ZM60 176H61V175H60ZM62 176H63V175H62ZM64 176H65V175H64ZM64 176H63V178H64ZM72 176H75V175H72ZM80 176H81V175H80ZM84 176H85V175H84ZM95 176H97V175H95ZM98 176H99V175H98ZM98 176H97V177H98ZM104 176H105V175H104ZM123 176H124V175H123ZM138 176L136 175V176H135L136 179L134 178L136 181H137V177H138ZM142 176H141V177H142ZM157 176H156V177H157ZM165 176H166V175H165ZM175 176H176V175H175ZM205 176H206L209 180H207V178H204ZM81 177H82V176H81ZM97 177H96V179H99V178H97ZM101 177H102V175H101ZM101 177H100V178H101ZM139 177H140V176H139ZM141 177H140V178H141ZM144 177H145V176H144ZM144 177H142V179L144 180V181L142 180L143 183H141L140 178L138 179L140 183H138V182H137V183H134V182H133V183L136 184V185H137V184H140V185H137V187H138V188H141V190H142V186H141V184H142L143 186H148V188H149V185H150V184L147 185L148 181H150V180L154 181L153 179H150V180H149V178H151L152 176H151V177L149 176V178H144ZM147 177H148V176H147ZM156 177L154 176L155 179H156ZM160 177H161V178H160ZM169 177H170V176H169ZM172 177H174V174H173ZM211 177H212V176H211ZM213 177H214V175H213ZM32 178H33V177H32ZM63 178H62V179H63ZM73 178H74V177H73ZM79 178H80V177H79ZM79 178H74L73 184H74V182L78 181ZM83 178H84V177H83ZM85 178H86V177H85ZM85 178H84V179H85ZM89 178H90V177H88V179H89ZM92 178H93V177H92ZM94 178H95V177H94ZM120 178H121V177H120ZM120 178H119V179H120ZM122 178H123V177H122ZM122 178H121V180L124 179V178H123V179H122ZM180 178H182V177L180 176ZM54 179H55V178H54ZM57 179H58V177H57ZM60 179H61V178H60ZM67 179H68V178H67ZM67 179H66V181H67ZM69 179H70V178H69ZM76 179H77V180H76ZM96 179H95V181H96ZM103 179H105V178H103ZM106 179H107V178H106ZM109 179H110V177H109ZM145 179H148L146 185H144V183H145V181H146ZM174 179H176V178L174 177ZM177 179H179L178 174H177ZM177 179H176V180H177ZM182 179H183V178H182ZM182 179H181V180H182ZM248 179H250V178H248ZM43 180H45V181H43ZM70 180H71V179H70ZM70 180H69V181H70ZM86 180H87V179H86ZM116 180H117V179H116ZM116 180H114V181H116ZM129 180H131V178H130ZM129 180H128V181H129ZM157 180H158V177H157V179H156V182H157ZM165 180L169 181V180H168V177H165V178H164V181H165ZM170 180H171V177H170ZM176 180H175L174 182H176ZM56 181H57V180H56ZM80 181L82 182L83 180L80 179ZM87 181H88V180H87ZM95 181H94V182H95ZM97 181H100V180H97ZM105 181H107V183L109 182L108 179L105 180ZM119 181H120V180H119ZM124 181H125V179H124L123 181L119 182V183H120L119 185H122V186L124 187ZM128 181H126L125 184H126ZM152 181H150L151 184H152ZM172 181H173V180H172ZM172 181H170V182H172ZM179 181H180V180H179ZM183 181H184V180H183ZM183 181H181V182L184 183ZM232 181H233V180H231L230 182H232ZM57 182H58V181H57ZM59 182H62V181H59ZM83 182H86V181H83ZM89 182H90V181H89ZM89 182H88V183H89ZM92 182H93V181H92ZM94 182H93V183H94ZM111 182H112V181H111ZM116 182H118V181H116ZM122 182H123V184H121ZM131 182H132V180H131ZM230 182H229V183H230ZM245 182L249 184L251 181H250V180H246ZM263 182H264V181H263ZM10 183H8V184H10ZM27 183H28V181H27ZM27 183H24L23 185H25V184H27ZM32 183H28V184H31V185H32ZM55 183H56V182H55ZM55 183H54V184H55ZM79 183H80V182H79ZM90 183H91V182H90ZM95 183H96V182H95ZM105 183H106V182H105ZM105 183H104L103 181H100V182H98V183H96V184H97V186H99V188H100V187H104V188H105ZM107 183H106V185H107ZM112 183H113V182H112ZM112 183H111V184H112ZM153 183H154V182H153ZM157 183H158V182H157ZM160 183L163 185V184L166 183V182H160ZM167 183H168V182H167ZM177 183H178V182H177ZM5 184H6V183H5ZM14 184H13V185H14ZM80 184H81V183H80ZM108 184H109L108 186H110V183H108ZM129 184H130V182H129ZM131 184H132V183H131ZM131 184H130V185H131ZM170 184H171V183H170ZM76 185H77V183H76ZM82 185H83V184H82ZM86 185H88V184L86 183ZM86 185H85V187H86ZM90 185H92V184H90ZM90 185H88V186H90ZM116 185H117V184H116ZM136 185H135V186L132 185V186L135 187V190L138 189V188H136ZM152 185H153V184H152ZM174 185H175V184H174ZM174 185H173V186H174ZM180 185H181V184H180ZM11 186H12V185H11ZM28 186H29V185H28ZM51 186H52V187H51ZM55 186H57V185L55 184ZM73 186H74V185H73ZM94 186H95V184H94ZM122 186H121V189L123 190L124 188H123ZM126 186H127V185H125V188H126ZM139 186H141V187H139ZM163 186H164V185H163ZM178 186H179V185H178ZM185 186H186V187H185ZM197 186H198V185H197ZM197 186H196V187H197ZM31 187H33V186H30V188H31ZM50 187H51V188H50ZM58 187H59V185H58ZM58 187H56V188H58ZM75 187H76V186H75ZM75 187H74V188H75ZM80 187H81V186H80ZM80 187H77V188L80 189ZM91 187H92V186H91ZM112 187H113V185H112ZM114 187H115V186H114ZM117 187H118V186H117ZM127 187H130V186L128 185ZM134 187H133V189H134ZM168 187H169V186H168ZM181 187H182V185H181ZM196 187H194V188H196ZM203 187H202V188H203ZM211 187H212V186H211ZM215 187H216V192H217L218 194H220V193H219V192H220L219 189H218L219 192L217 191V188H219V187H217V186H215ZM3 188H4V187H3ZM3 188H2V189H3ZM25 188H26V187H25ZM49 188H50L51 190H50ZM52 188H53V189H52ZM68 188L71 190L72 187H71V188L68 187ZM74 188H73V189H74ZM83 188H84V187H83ZM92 188H93V187H92ZM99 188H96V189H99ZM115 188H116V187H115ZM144 188H145V187H144ZM166 188H167V186H166ZM170 188L172 189V188H174V187L170 186L169 189H170ZM175 188H176V187H175ZM175 188H174V189H175ZM183 188H182V189H183ZM199 188H200V187H199ZM202 188H201V191H203L204 189L206 190V187H204L203 190H202ZM213 188H214V187H213ZM226 188H227V185H226ZM23 189H24V188H23ZM35 189H36V188H35ZM37 189H36V191H35L34 193L37 192ZM61 189H62V191H63V188H61ZM61 189H60V190L57 189V190H59V191H58V194H62V192H60ZM79 189H78V190H79ZM84 189L86 190V188H84ZM101 189H103V188H101ZM101 189H100V191H101ZM108 189H110V188H108ZM108 189H107V186H106V190H108ZM116 189H117V188H116ZM130 189H131V188H130ZM162 189H163V188H162ZM164 189H165V188H164ZM174 189L171 190V191H173L174 193H175V191H176V193H177V192H178V187H177V190L174 191ZM187 189H186V192H189ZM208 189H209V188H208ZM262 189H263V188H262ZM24 190H25V189H24ZM33 190H34V189H33ZM64 190H65V189H64ZM80 190H81V189H80ZM90 190H92V189H90ZM90 190L88 189V191H90ZM110 190H111V189H110ZM110 190H109V193H110V192H113V191H110ZM112 190H113V188H112ZM118 190H119V192H122V191H120V188H119ZM118 190H117V191H118ZM127 190H129V189L127 188L126 191H127ZM139 190H140V189H139ZM147 190H148V189H147ZM147 190H145L146 193H147ZM166 190H167V192H169L168 189H166ZM184 190H180V191H182V193H183ZM192 190H193V192H194L195 189H192ZM197 190H198V189H197ZM205 190H204V192L207 191V190H206V191H205ZM263 190H264V189H263ZM41 191H39L38 193H40ZM49 191H48V193H49ZM74 191L77 192V189L74 190ZM82 191H83V190H82ZM82 191H80V192H82ZM88 191H87L86 193H88ZM93 191H94V188H93ZM95 191H98V190H95ZM95 191H94V192H95ZM100 191L95 192L94 194L89 195L90 198H91V197H92L93 199H94V198H97L98 200L101 199V201H104L105 199L102 200L103 197L101 198L102 194H104V193L100 194V193H101ZM117 191H115V193H116ZM123 191H124V190H123ZM142 191H143V190H142ZM162 191H165V190H162ZM180 191H179V192H180ZM199 191H200V190H199ZM210 191H211V192H212V191L214 192V190H211V189H210ZM210 191H208V192H210ZM0 192H1V191H0ZM23 192L26 193V190L23 191ZM31 192H32V190H31ZM31 192L29 191V193H31ZM44 192H43V193H44ZM54 192L56 193V191H54ZM59 192H60V193H59ZM64 192H65V191H64ZM80 192H79V193H80ZM83 192H85V191H83ZM83 192H82V193H83ZM90 192H91V191H90ZM90 192H89V193H90ZM99 192H100V193H99ZM124 192H125V191H124ZM124 192H123V193H124ZM127 192H130V190L127 191ZM131 192H133V190H132ZM131 192H130V193H131ZM136 192H137V194H139L138 190H137ZM148 192H149V191H148ZM173 192H171V193L173 194ZM179 192H178V193H179ZM186 192H185V194H186ZM216 192H215V193H216ZM263 192H264V191H263ZM27 193H28V192H27ZM34 193H31V194L34 195ZM38 193H36V194H38ZM41 193H42V192H41ZM43 193H42V194H43ZM77 193H78V192H77ZM77 193H76V194H77ZM82 193H81V194H82ZM125 193H126V192H125ZM125 193H124V194H125ZM134 193H135V192H134ZM134 193H133V194H134ZM141 193H143V192H141ZM141 193H140V194H141ZM163 193H164V192H163ZM165 193H166V192H165ZM169 193H170V192H169ZM169 193H166V194L171 195V193H170V194H169ZM202 193H203V192H201L200 195H204V193H203V194H202ZM44 194H45V193H44ZM74 194H75V193H74ZM105 194H106V192H105ZM107 194H108V193H107ZM143 194H144V193H143ZM143 194H142V195H143ZM179 194L181 195V193H179ZM188 194H190V193H188ZM188 194H186V195H188ZM192 194H193V193H192ZM254 194H256V193H254ZM38 195H39V194H38ZM38 195H37V198L39 197ZM40 195H41V194H40ZM52 195H53V194H52ZM52 195H51V196H52ZM54 195H55V194H54ZM85 195L87 196V194H85ZM109 195H111V193H110ZM119 195H123V194L120 193ZM119 195H116V199H117V200L119 199V198H117V196H119ZM125 195H126V194H125ZM125 195H124V196H125ZM130 195H131V194H130ZM135 195H136V194H135ZM150 195H151V194H150ZM164 195H165V194H164ZM164 195H163V197H164ZM168 195H166V196H168ZM175 195H176V194H174V196H175ZM182 195H184V194H182ZM196 195H197V193H196ZM196 195L194 194L193 196H196ZM206 195H207V192H206ZM206 195H204V197H205ZM210 195L213 196V193L210 194ZM215 195H216V194H215ZM222 195H223V194H222ZM222 195H220V196H219V195H218V196L216 195V197H222ZM247 195H248V194H247ZM259 195H260V194H258V195L256 194V196H259ZM262 195H263V197H264V194H262ZM19 196H21V195H19ZM28 196H29V195H28ZM28 196H27V198H25L26 200H28ZM35 196H36V195H34V197H35ZM48 196H49V194H48ZM70 196H71V195H70ZM70 196H69V197H70ZM89 196H88V197H89ZM124 196H123V197H124ZM127 196H129V194H127ZM138 196H139V195H138ZM138 196H137V197H138ZM143 196H144V195H143ZM143 196H141V197L144 198ZM145 196H146V194H145ZM151 196H152V195H151ZM172 196H173V195H172ZM178 196H179V195H176V197H178ZM188 196L190 197V195H188ZM188 196H187V197H188ZM193 196H192V197H193ZM231 196H232V195H231ZM234 196H235V195H234ZM250 196H251V195H250ZM254 196H255V195H254ZM24 197H25V195H24ZM34 197H33V198L30 197V198H31V199H34ZM42 197L44 198V196H42ZM42 197H41V198H42ZM72 197H73V196H72ZM72 197H71V198H72ZM83 197H84V195H83ZM83 197H80V196L78 195V198H80V200H81V198H83ZM107 197H109V196H107ZM121 197H122V196H121ZM121 197H120V198H121ZM130 197H131V196H130ZM132 197H133V195H132ZM135 197H136V196H135ZM135 197H134V198H135ZM159 197L162 198L161 196H159ZM199 197H200V196H199ZM199 197H198V198L193 197V198H194V199H195V198H196V199H199ZM206 197H209V196L207 195ZM210 197H211V196H210ZM210 197H209V198H210ZM214 197H215V196H214ZM223 197H224V195H223ZM223 197L221 198V200L224 199ZM236 197H237V196H236ZM9 198H10V197H9ZM21 198H23V196H22ZM30 198H29V199H30ZM37 198H36V199H37ZM71 198H70V199H71ZM74 198H75V197H74ZM78 198H77V200H79ZM99 198H100V199H99ZM104 198H106V197L104 196ZM124 198H125V197H124ZM124 198L121 199V200H126V198H125V199H124ZM134 198H132V199H134ZM139 198H140V196H139ZM152 198H154V200H155V197H152ZM178 198H179V197H178ZM190 198H191V197H190ZM190 198H189V199H190ZM211 198H212V197H211ZM211 198H210V199H211ZM232 198H233V197H231V199H232ZM243 198H244V197H243ZM243 198H242V199H243ZM246 198H247V197H246ZM257 198H258V199L260 198L259 200H264V198L261 199V197H257ZM25 199H24V200H25ZM31 199H30V200H31ZM70 199H69V200H70ZM106 199H107V202H108V199H109V198H106ZM114 199H115V197H114ZM114 199H113V200H114ZM127 199H128V198H127ZM137 199H138V198H137ZM156 199H157V198H156ZM171 199H173V198H171ZM191 199H192V198H191ZM191 199H190V200H191ZM194 199H193V200H194ZM201 199H202V198H201ZM201 199H200V201H201ZM203 199H204V198H203ZM203 199H202V200H203ZM210 199H209V201H210ZM213 199H214V198H213ZM217 199H219V198H217ZM233 199H234V198H233ZM250 199H251V197H250ZM21 200H23V199H21ZM34 200H35V199H34ZM38 200H40V199H38ZM41 200H42V199H41ZM72 200H73V199H72ZM72 200H70L68 203H65L64 206H70V205H73V204L76 205V200H74V201H72ZM80 200L77 201V202L80 203V204H82L84 201H83V202H82V201L80 202ZM113 200L111 199L109 202H112ZM154 200H152V201H154ZM165 200H167V201L169 202L170 199L168 200V199H165V197H164V199H161V200L156 201V202H157L158 204L161 205V204H165V203L167 202V201L165 202ZM193 200H192V201H193ZM252 200H253V198H252ZM18 201H19V202H18L17 207L19 206V203L21 202L19 197H18ZM49 201L51 202L52 200H49ZM67 201H68V200H67ZM128 201L130 202V199H129ZM128 201H127V203H128ZM174 201H175V199H174ZM187 201H189V200H187ZM205 201H206V198H205L204 202H205ZM219 201H220V199H219ZM223 201H224V202H223ZM223 201H222V203H224V205H225V202H227V201H225V199H224ZM247 201H249V199H248ZM247 201H246L245 203H247ZM28 202H29V200H28ZM28 202H26V203H28ZM31 202H32V201H30V203H31ZM34 202H35V201H33L32 203H34ZM37 202H38L37 204L40 203V201H37ZM42 202H43V201H42ZM45 202H46V201H44L43 204H45ZM59 202H60V201H59ZM59 202H58V203H59ZM61 202H62V201H61ZM63 202H66L65 199H64ZM63 202H62V204H63ZM92 202H93V201H92ZM99 202H100V201H99ZM107 202H106V205L108 204ZM116 202H118V201H116ZM116 202L114 201V205L116 204ZM119 202H120V201H119ZM119 202H118V203H119ZM125 202H126V201H125ZM132 202H133V201H132ZM156 202L154 201L152 204H155ZM171 202H172V203H171ZM201 202L203 203V201H201ZM233 202H234V201H233ZM240 202H241V201H240ZM242 202H244V201H242ZM242 202H241V206H242ZM262 202H263V201H258V200H257V202H253V204H251V205H253V207H254L256 210L258 209V211H260L261 209L259 210V208H264V202H263V203H262ZM32 203H31V204H32ZM51 203H52V202H51ZM54 203H55V202H54ZM84 203H85V202H84ZM94 203H95V202H94ZM100 203H101V202H100ZM100 203H99L98 205H97V204H96V205L99 206ZM118 203H117V204H118ZM130 203H131V202H130ZM174 203H177V201L174 202ZM174 203H173V201L170 200V205H173V207L176 208L177 205H174ZM191 203H192V202H191ZM191 203H189L188 205H190ZM198 203H200V202H198ZM222 203H221V204H222ZM238 203H239V202H237V205H240V204H238ZM0 204L2 205L1 202H0ZM4 204H5V203H4ZM21 204H23V202H21ZM21 204H20V205H21ZM43 204H42V205H43ZM49 204H50V203H49ZM49 204H47V202H46V206H48ZM60 204H61V203H60ZM60 204H59V205H58V204H57V205L55 204V205H54V206H55L54 208H53V206L50 205L51 207H50V206H49V207H50L51 209H48V210H49V213H50V210H52V208L54 209V211L52 210V212H55V211H56L57 215H58L59 213H61L62 208H64V207L61 206ZM80 204H79V205H80ZM91 204H92V203H91ZM110 204L113 205V203H110ZM124 204L127 205L126 203H124ZM124 204L122 203V205H124ZM133 204H134V203H133ZM158 204H156V205H158ZM200 204H201V203H200ZM203 204H204V203H203ZM203 204H202V205H203ZM243 204H244V203H243ZM249 204H250V203H249ZM5 205H7V204H5ZM8 205H9V204H8ZM13 205H14V204H13ZM75 205H74V206H75ZM82 205H83V204H82ZM101 205H102V204H101ZM103 205H105V204H103ZM118 205H119V204H118ZM125 205H124V206H125ZM130 205H131V204H130ZM130 205H129V203H128L127 206L130 207ZM134 205H135V204H134ZM134 205H132V206L134 207ZM237 205H236V206H237ZM3 206H4V205H3ZM21 206H22V205H21ZM21 206H20V207H21ZM23 206H25V205H23ZM23 206H22V207H23ZM28 206H30V205L28 204ZM31 206H32L33 209L35 210V207H36V206H34V204L31 205ZM74 206H73V209H75ZM85 206H86V205H85ZM91 206H92V208H94V207H93V204H92ZM91 206H88V208L91 207ZM120 206H121V204H120ZM124 206H123V207H124ZM127 206H126L127 209H126V208H123V207H122L121 209H126V210H128V207H127ZM158 206H159V205H158ZM162 206H164V205H161V207H162ZM227 206L231 208V206H229L228 203H227V204L225 205L226 208L224 207L225 210L227 209ZM17 207H16V204H15V207L12 206L11 208H13V209H14V212H16V211H15V208L18 209ZM20 207H19V209H18L19 211L21 210ZM38 207H39V209H40V207H42V206H40V204H39V206H37V208H38ZM49 207H48V208H49ZM78 207H80V206H78ZM95 207H96V206H95ZM104 207H105V206H104ZM118 207H119V206H118ZM118 207H117V208H118ZM133 207H132V208H133ZM144 207H145V206H144ZM155 207H156L155 209L158 208L157 206H155ZM167 207H169V205H167ZM167 207H166V208L164 207V208H165V209H169V208H167ZM170 207H171V206H170ZM173 207H171V208L174 210ZM187 207H188V206H187ZM210 207H212V206H210ZM238 207H239V206H238ZM238 207H237V209H238ZM243 207H244V209H245V207H246L245 204L242 206V208H243ZM23 208H24V207H23ZM23 208H22V210H23ZM25 208H26V207H25ZM37 208H36V210H37ZM76 208H77V207H76ZM82 208H84V207L82 206ZM113 208H115V209H113V213H114V214H116V215H120V214L123 213V212H121V209H120V212H121V213H119L118 210H117L118 212H115V210L117 209L116 207H113ZM134 208H135V207H134ZM146 208H147V207H146ZM146 208H145V209L141 208V209H142V210H145L146 214L151 213V212H147ZM150 208H151V207H150ZM152 208H153V207H152ZM162 208H163V207H162ZM162 208L160 209V207H159L160 210H158V209H157V210H158L159 212H161V211H162ZM164 208H163V209H164ZM171 208H170V209H171ZM235 208H236V207H235ZM5 209H6V208H5ZM5 209H3V210H5ZM9 209H10V207H9ZM9 209H8V210H9ZM31 209H32V208H31ZM33 209H32V210H33ZM39 209L37 210V211H39V212H37V213H42V212H40V211H41V210H44L45 208H44V209H40V210H39ZM73 209H72V210H73ZM77 209H78V208H77ZM79 209H80V208H79ZM85 209H87V207H85ZM96 209H97V208H96ZM96 209H95V210H96ZM100 209H101V211H102V208H100ZM104 209L106 210V207H105ZM110 209H112V206H111ZM110 209H108V211H109ZM141 209H139V210H141ZM172 209H171V210H172ZM212 209L215 210V208H212ZM212 209H211V210H212ZM248 209H250V208H248ZM248 209H247V210H248ZM252 209H253V208H252ZM255 209H253V211L256 212ZM22 210H21V211H22ZM92 210H93V209L89 208V209L86 210L85 212H89V213H90V212H93ZM95 210H94V211H95ZM98 210H99V209H98ZM151 210H152V209H151ZM151 210H149V208H148V211H151ZM171 210H168V211H170V212H168V213H169V214L171 213V214H170V220H171V215H172ZM209 210H210V209H209ZM234 210H235V209H234ZM247 210H246V211H247ZM6 211H7V209H6ZM12 211H13V210H12ZM27 211H28V210H27ZM73 211H74V210H73ZM75 211H77V210H75ZM78 211H79V210H78ZM78 211H77V212H78ZM82 211H83V210H82ZM123 211H125V210H123ZM129 211H130V210H129ZM152 211L154 212L155 210H152ZM216 211H217V210H216ZM216 211H214V212L211 211V213L213 212V213L216 214ZM230 211H231V209H230ZM232 211H233V210H232ZM249 211H252V210H249ZM262 211H263V209H262L260 212H262ZM14 212H13V213H14ZM22 212H23V211H22ZM24 212H25V210H24ZM29 212L32 213L33 211L31 212V210H30ZM44 212H46V211H43V213H44ZM71 212H72V211H71ZM85 212H84V213H85ZM99 212H100V211H99ZM111 212H112V211H111ZM125 212H127V211H125ZM138 212H139V211H136L135 214H139ZM143 212H144V211H143ZM153 212H152V215H153ZM204 212H205V211H204ZM8 213H10V211H9ZM17 213H18V211H17ZM17 213H16V214H17ZM20 213H21V212H20ZM25 213H26V212H25ZM30 213H29V215H27V217H29V216L31 215ZM34 213H36V211H35ZM34 213H33V214H34ZM43 213H42V215H43ZM64 213H65V211H63V213H62V214H63V217H66V215H65ZM79 213H81V212L79 211V212L77 213V215H75V216H70L71 213H70V215H69V213H68L67 215H68L69 217L67 216V218L70 220L69 222H73V223H74L73 225H75V224H77V225H80V224L83 225V224H84V220H83L82 216H78ZM94 213H97V212H94ZM94 213H93V214H94ZM100 213H101V212H100ZM105 213H106V212H105ZM113 213H112V214H113ZM117 213H118V214H117ZM157 213H158V212H157ZM213 213H212V214H213ZM217 213H218V211H217ZM226 213H227V210H226ZM241 213H242V215H244V214H243V213H244L243 211H242ZM241 213H240V215H241ZM253 213H254V212H253ZM258 213H259V212H258ZM258 213H255V214H258ZM0 214H1V213H0ZM11 214H12V213H11ZM22 214H23V213H22ZM47 214H48V213H45V215H47ZM75 214H76V212H75ZM81 214H82V213H81ZM98 214H99V213H98ZM107 214H108V213H107ZM109 214H110V213H109ZM109 214H108V215H109ZM125 214H126V213H123V215H125ZM135 214H134V217L137 216V215H135ZM141 214H142V212H141ZM144 214H145V213H144ZM146 214H145V215H146ZM158 214H159V213H158ZM158 214H157V215H158ZM160 214H161V213H160ZM162 214H163V213H162ZM173 214H174V211H173ZM202 214H203V213H202ZM6 215H7V213H6ZM6 215H5V217H6ZM17 215H19V217H22V219H20V220H23L24 216H20L21 214H17ZM79 215H80V214H79ZM85 215L87 216V215H89V214H85ZM90 215H91V214H90ZM95 215H96V214H95ZM101 215H102V214H101ZM116 215H115V216H116ZM132 215H133V214H132ZM150 215H151V214H150ZM152 215H151V216H152ZM157 215L155 214V215H153V216H157ZM163 215H164V214H163ZM163 215H162L163 218H164L165 216H167V215H165V216H163ZM176 215L178 216V215H180V214L178 213V214H176ZM176 215L174 214L173 216L176 217ZM242 215H241V216H242ZM248 215H249V214H248ZM248 215H245L246 217H245V216H244V217L247 219V218H248V217H247ZM251 215H252V213H251L249 216H251ZM258 215H259V214H258ZM0 216H1V215H0ZM2 216H3V214H2ZM11 216H12V215H11ZM15 216H16V215H14L12 219H15ZM37 216H39V215L37 214ZM97 216H99V215H97ZM103 216H104V215H102V217H103ZM109 216H110V215H109ZM109 216H108V217H109ZM126 216H127V214H126ZM142 216H143V215H142ZM142 216H140V218H141ZM153 216L151 217V219L153 218ZM168 216H169V215H168ZM173 216H172V217H173ZM180 216H181V215H180ZM203 216H204V215H203ZM252 216H254V214H253ZM252 216H251V217H252ZM263 216H264V215H263ZM263 216H262V217H263ZM3 217H4V216H3ZM5 217H4V218H5ZM9 217H10V216H8V218H9ZM25 217H26V216H25ZM48 217H49L48 215H47V217H44V220H46V218H48ZM63 217H62V218H63ZM84 217H85V216H84ZM88 217H89V216H88ZM90 217H91V216H90ZM92 217H93V216H92ZM92 217H91V218H92ZM95 217H96V216H95ZM102 217H100V220L102 219ZM111 217H112V215H111ZM111 217H110V219H111ZM117 217L119 218V216H116V217H112L111 220H113V219L116 220ZM131 217H132V216H131ZM134 217H133V218H134ZM137 217L139 218V216H137ZM137 217H135V220L137 219ZM159 217H161V216H159ZM159 217H158V218H159ZM162 217H161V218H162ZM183 217H185V216H183ZM238 217H239V216H238ZM257 217L260 218V220H261V218H262V217H261V214H260V216H257ZM257 217H256V219H257ZM4 218H3V221H4V223H5V221H6L8 218H7V219L5 218L6 220H4ZM32 218H33V216H32ZM32 218H31V219H32ZM42 218H43V216H42ZM85 218H86V217H85ZM98 218H99V217H97V219H94V218H93V219L97 221ZM105 218H107V216H105ZM149 218H150V217H149ZM154 218H155V217H154ZM154 218H153V219H154ZM179 218H180L181 221H182V219H185V218H182V217H179V216H178V219H179ZM181 218H182V219H181ZM235 218H236V217H235ZM241 218H242V217H241ZM245 218H244V221L241 219V220L243 221V224H244V223L247 224V223H246L247 220L245 221ZM263 218H264V217H263ZM10 219H11V217H10ZM18 219H19L18 216H16V219H15V220H18ZM25 219H26V218H25ZM29 219H30V217H29ZM29 219L27 218V220H29ZM50 219H53V217H49V219H48L47 222H49ZM64 219H65V218H64ZM107 219H108V218H107ZM119 219H120V218H119ZM124 219H125V218H124ZM126 219H127V217H126ZM126 219H125V220H126ZM142 219H143V221H142ZM142 219H140V221H141V222H144V223H142V226H143V224L146 223V221H145L144 219H147V218L142 217ZM153 219H152V220H153ZM166 219L169 220V217L166 218ZM174 219H175V218L173 217L172 220H174ZM176 219H177V218H176ZM176 219H175V220H176ZM178 219H177L176 221H178ZM186 219H187V222H188V218H186ZM44 220H42L43 223H46ZM89 220H90V219H89ZM102 220H103V219H102ZM114 220H113V221H114ZM122 220H123V219H122ZM122 220L120 219L121 222H123ZM125 220H124V221H125ZM130 220H133V219H130ZM138 220H139V219H138ZM147 220H148V219H147ZM156 220H158V219H156ZM156 220L154 219L155 222H157ZM164 220H165V219H164ZM172 220H171V221H172ZM180 220H179V221H180ZM194 220H195V219L190 220V222H191V221L193 222ZM207 220H208V219H207ZM207 220L204 221V224H203V222H202V224H203V225H206L205 222L208 223ZM252 220H253V219H252ZM254 220H255V218H254ZM258 220H259V219H258ZM258 220H255L256 223H257ZM0 221H1V220H0ZM3 221H2V222H3ZM7 221H8V220H7ZM42 221H41V222H42ZM51 221H53V220H51ZM54 221H55V220H54ZM62 221H63V219H62ZM67 221H68V220H67ZM103 221H104L105 224L107 223V222H105L106 220H103ZM107 221H108V220H107ZM109 221H110V220H109ZM109 221H108V222H109ZM117 221H118V220H117ZM133 221H134V220H133ZM133 221H131V223H130V222H127V224H128V223H129V224H133ZM140 221H139V223H141ZM148 221H149V220H148ZM162 221H163V220H162ZM162 221H161V222H162ZM179 221H178V222H179ZM181 221H180V222H181ZM184 221H186V220H183L182 222H184ZM210 221H211V220H210ZM234 221H235V220H234ZM2 222H1V223H2ZM9 222H10V221H9ZM15 222H16V221H15ZM15 222L13 221L14 225H15ZM18 222H19V223L21 222V223H23V224L26 223L25 220H24L23 222H22V221H18ZM18 222H17V223H18ZM65 222H66V220H65ZM90 222H91V221H90ZM90 222L88 221V224H89V225L85 222V223L88 225V227H90V228L94 227V229H95L96 227L99 228V225H102V224H101V221H98L99 223H95V224H92V222H91V224H90ZM94 222H95V221H94ZM114 222H115V221H114ZM114 222H113V225H114ZM149 222H150V221H149ZM159 222H160V221L158 220V223H159ZM164 222H165V221H164ZM164 222H163V223H164ZM173 222H174V221H173ZM178 222H177V223H178ZM197 222H198V221H197ZM214 222H216V221H213V223H214ZM217 222H218V221H217ZM260 222H261V221H260ZM260 222H259V223H260ZM262 222H263V219H262ZM1 223H0V225H1ZM7 223H8V222H7ZM13 223H12V224H13ZM29 223H30V222H29ZM31 223H32V222H31ZM31 223H30V225H31ZM54 223H55V222H54ZM58 223H59V221H58ZM66 223H67V222H66ZM104 223H103V224H104ZM124 223H125V222H124ZM124 223H123V224H124ZM135 223H136V222H135ZM137 223H138V222H137ZM147 223H148V222H147ZM151 223H152V221H151ZM151 223H150V226H151L152 224H156V223H152V224H151ZM158 223H157V224H158ZM165 223H166V222H165ZM165 223L162 224V225L165 226ZM167 223H168V222H167ZM167 223H166V225H167ZM210 223H211V222H210ZM220 223H221V222H220ZM233 223H234V222H233ZM235 223H236V222H235ZM252 223H253V222H252ZM2 224H3V223H2ZM9 224H10V223H9ZM23 224H21V225H22L21 227L24 228ZM40 224H41V223H40ZM47 224H48V223H47ZM47 224H46V225H47ZM52 224H53L52 222L49 223L47 229H50L51 226L53 227L54 224H53V225H52ZM69 224H70V223H69ZM111 224H112V223H111ZM115 224H116V223H115ZM117 224H118V223H117ZM160 224H161V223H160ZM160 224H159V225H160ZM169 224H170V223H169ZM171 224H172V223H171ZM193 224H194V223H193ZM193 224H191V225H193ZM217 224H218V223H215L214 225H217ZM223 224H224V223H223ZM254 224H255V223H254ZM19 225H20V224H19ZM24 225H25V228L28 226V225L26 226V224H24ZM32 225H33V224H32ZM35 225H36V224H35ZM38 225H39V224H38ZM41 225L43 226L44 224H41ZM41 225H39V226H41ZM46 225H45V226H46ZM57 225H58V224H57ZM64 225H65V224H64ZM119 225H120V223H119ZM145 225H146V224H145ZM145 225H144V226H145ZM159 225H155V227L158 226V228H160L161 226L159 227ZM172 225H173V224H172ZM189 225H190V224H189ZM198 225H200V224H198ZM198 225H197V226H198ZM214 225H213V226H214ZM248 225H249V224H248ZM256 225L259 226L258 223H257ZM260 225H261V223H260ZM263 225H264V223H263ZM2 226H3V225H2ZM5 226H7V224H6V225L4 224V227H5ZM9 226H10V225H9ZM15 226H17V225H15ZM15 226H14V227H15ZM55 226H56V224H55ZM70 226H71V229H72V225H70ZM116 226H117V225H115V229H117ZM121 226H124V225H121ZM132 226H133V225H132ZM137 226L139 227L138 224H137L135 227H137ZM140 226H141V224H140ZM142 226H141V227H142ZM210 226H212V225H209V230H211V229H210ZM218 226H219V224H218ZM218 226H216V227H218ZM250 226H251V225H250ZM19 227H20V226H19ZM19 227H18V228H19ZM31 227H32V226H31ZM34 227H35V226H34ZM56 227H57V226H56ZM73 227H74V226H73ZM76 227H79V226H76ZM101 227H102V226H101ZM127 227H128V226H126V228H127ZM130 227H131V226H130ZM146 227H147V226H146ZM152 227H153V226H152ZM162 227H163V226H162ZM162 227H161V228H162ZM165 227H166V226H165ZM165 227H164V228H165ZM169 227H170V226H169ZM191 227L193 228V229H192V228H191V229L194 230V227H196V226L194 225V227H193V226H191ZM198 227L200 228V226H198ZM203 227H204V226H203ZM206 227H207V226H205V228H206ZM219 227L221 228V227H224V226H223V225H222V226L220 225ZM219 227H218V228H219ZM254 227H255V225H254ZM262 227H263V226H262ZM12 228H13V226H12ZM36 228H37V227H36ZM36 228H35V229H36ZM40 228H42V227H40ZM40 228H38V229H40ZM53 228H54V227H53ZM64 228H65V227H63V229H64ZM67 228H69V227H67ZM82 228H83V227H82ZM82 228H81V229H82ZM103 228H104V226L102 227V229H103ZM110 228H111V226H110ZM118 228H119V226H118ZM123 228H125V227H123ZM126 228H125V229H126ZM128 228H129V227H128ZM133 228H134V227H132V229L130 228L131 231H133ZM142 228H144V227H142ZM142 228H137V229H135V230H137L136 233L139 232L138 229H140V231H141ZM147 228H148V227H147ZM147 228H146V229H143V230H145V231L147 230L146 232H149V230H148ZM153 228H154V227H153ZM189 228H190V227H188V230H189ZM196 228H197V227H196ZM205 228H204V230H205ZM211 228H212V227H211ZM214 228H215V227H214ZM214 228H213V230H214ZM257 228H258V227H257ZM9 229H10V228H9ZM43 229H44V228H43ZM74 229H75V227H74ZM94 229H92V230H94ZM105 229H106V226H105ZM107 229H109V227H108ZM113 229H114V228H113ZM113 229H112V230H113ZM115 229H114V230H115ZM149 229L151 230V227H149ZM154 229H155V228H154ZM168 229H169V228L167 227L166 230L168 231ZM191 229H190V230H191ZM197 229H198V228H197ZM197 229H195V230H197ZM200 229H202V228H200ZM206 229H207V228H206ZM222 229H223V228H222ZM224 229H225V228H224ZM251 229H252V227H251ZM78 230H79V228H78ZM85 230H87V229H85ZM90 230H91V229H90ZM95 230H96V229H95ZM95 230H94V231H95ZM110 230H111V229H110ZM118 230H119V229H118ZM123 230H124V229H123ZM127 230H129V229H127ZM135 230H134V231H135ZM143 230H142V231H143ZM152 230H153V229H152ZM195 230L193 231L194 234H195ZM207 230H208V229H207ZM207 230H205L206 233H207ZM218 230H221V229H217L216 231H215V230H214V231L217 232ZM63 231H64V230H63ZM74 231H75V230H74ZM87 231H88V230H87ZM87 231H86V232H87ZM97 231H98V230H97ZM97 231H96V232H97ZM103 231H104V230H103ZM103 231H102V232H103ZM108 231H109V230H108ZM119 231H121V233H122V230H121V229H120ZM131 231H130V232H131ZM134 231H133V232H134ZM145 231H143V237H145V240H146V238H148V237H149L148 239L151 240L152 238L150 239V236H151V235H150L149 233H153L154 230H153V232L151 231V232H149V233H146ZM162 231L165 232V234H166V231H164V229H162ZM205 231H204V232H205ZM222 231H223V230H222ZM251 231H252V230H251ZM261 231H262V230H261ZM64 232H66V231H64ZM77 232H78V231H77ZM77 232H75V233H77ZM82 232L85 233L83 229H82ZM91 232H92V231H91ZM91 232L89 231V234L87 233V234L89 235L87 238L90 237ZM98 232H99V231H98ZM98 232H97V233H98ZM102 232H100V233H102ZM114 232H118V231H114ZM114 232H113V233H114ZM126 232H127V231H125V233H126ZM130 232H129V233H130ZM144 232H145L146 234H144ZM156 232H157V231H156ZM159 232H160V231H159ZM196 232H198V231H196ZM202 232H203V231H202ZM202 232L199 231L198 233H199L200 235L203 234V235H201V237H202V236L205 237V234L202 233ZM209 232H210V231H209ZM209 232H208V233H209ZM212 232H213V231H212ZM226 232H227V231H226ZM231 232H232V231H230V234H231ZM248 232H249V231H248ZM259 232H260V231H259ZM45 233H46V232H45ZM47 233H48V232H47ZM79 233H80V232H79ZM92 233H93V232H92ZM104 233H105V232H104ZM104 233H103V234H104ZM109 233L111 234L112 232H109ZM123 233H124V232H123ZM125 233H124V234H125ZM136 233L134 232L135 235H136ZM154 233H155V232H154ZM157 233H158V232H157ZM189 233H190V231L188 232V234H189ZM218 233H219V231H218ZM40 234H43V233H40ZM64 234H65L64 237L66 238V241H68L67 239H70V240L72 241V239H75V236H76L78 233L75 234V235H73V232H72V231H67V232L64 233ZM93 234H94V233H93ZM103 234H101V235H103ZM110 234H109V235H110ZM114 234H115V233H114ZM117 234H119V232H118ZM158 234H159V233H158ZM191 234H192V231H191L190 235H188V236H191ZM209 234H210V233H209ZM214 234H215V233H214ZM223 234H224V233H223ZM223 234H222V235H223ZM230 234H229V236H230ZM232 234H233V232H232ZM239 234H241V233H239ZM246 234L248 235V233H246ZM252 234H253V232H252ZM252 234L249 233V235H252ZM261 234H263V233H261ZM81 235H82V234H81ZM84 235H85V234H84ZM91 235H92V234H91ZM101 235L98 234V235L95 236V234H94V236L92 235V238L98 240V243H99L98 245L102 247V246L104 245V243L102 242L103 244H100V242H101L104 238H103ZM107 235H108V234H107ZM107 235H106V236H107ZM115 235H116V234H115ZM121 235H123V234H121ZM127 235H128V233L126 234V237H127ZM129 235H130V234H129ZM131 235H132V232H131ZM131 235H130V236H131ZM138 235H140V233H139ZM153 235H154V234H153ZM156 235H157V234H156ZM159 235H160V234H159ZM162 235H163V233H162ZM162 235H160L161 237L158 236V235H157V236L161 239V238L163 237ZM200 235H199V236H200ZM206 235H207V234H206ZM227 235H228V232H227ZM234 235L237 236L238 234L236 233V234H234ZM234 235H233V237H235ZM242 235H244V233H243ZM257 235H259V234H257ZM38 236H40V235H38ZM43 236H45V235H43ZM46 236H47V235H46ZM48 236H50V232H49ZM82 236H83V235H82ZM86 236H87V235H86ZM113 236H114V235H113ZM140 236H141V235H140ZM154 236H155V235H154ZM157 236H156V238H157ZM168 236H169V235H168ZM178 236H180V235H178ZM192 236H193V234H192ZM192 236H191V239H192ZM194 236H195V235H194ZM196 236H197V234H196ZM208 236H209V235H208ZM210 236H211V234H210ZM210 236H209V237H210ZM212 236H214V235L212 234ZM229 236H226V235H225L224 237H228V239H229ZM239 236H240V235H239ZM239 236L237 237V239L239 240V239L241 238V239H240V242H241V240H243L242 237H244L245 235H244V236H240V237H239ZM64 237H62V240L64 239V241H65V238H64ZM78 237H81V236L79 235ZM116 237H117V235H116ZM126 237H125V238H126ZM132 237H133V238H132ZM132 237H131V238H132L131 241L128 242V243H131V242H132L131 244H132V246H133V243L135 242L136 244H134V246L136 247V245L138 244L139 241L136 242L137 240H135V238H134L135 236H132ZM137 237H138V236H137ZM143 237L140 238V242H141V239H143ZM151 237H153V236H151ZM166 237H167V236H166ZM174 237H177V236H174ZM204 237H202V238L205 239ZM209 237H208V238H209ZM224 237L222 236V238H224ZM233 237L231 236L230 238L233 239ZM246 237H248V236H246ZM246 237H245V238H246ZM262 237H263V236H262ZM38 238H41V236L38 237ZM42 238H43V237H42ZM82 238H83V237H82ZM105 238H106V237H105ZM109 238H110V236H109ZM111 238H112V237H111ZM113 238H114V237H113ZM125 238H124V240H125ZM127 238H128V237H127ZM154 238H155V237H154ZM171 238H173V237H171ZM185 238H186V237H185ZM185 238H184V239H185ZM195 238L197 239L198 236H197V237H194V239H195ZM208 238H207V236H206L205 242H203L204 240L201 241V242H203V243H196V242H194V241H192V242H194V243H190V242H189L190 239H189V240H188V239H187V240H184V239L182 238L183 240H176V242L173 243L172 245H171V243H168V242H167L168 244H166V247H167V248H168V247H174V248H176V246H177L178 248H179V247H183V249H184V247H185V248L187 249L189 246H192L193 249H192L191 251H190V248H191V247H190L189 249H187V251H188V250L190 251V252L188 251V252H189V255L187 254V255H188L187 259L190 258L189 256H191V257H193V258L196 259V261L198 262V264H206V262L208 261L209 258L207 257V258H208L207 260H206V257L203 258V256H204V255L202 256V253H203V252L200 254L201 256H200L199 254H197V255H195V254H196V252L198 253V252H200V251H204V250H206L205 253H207V252H208V251H209V250H210V249L216 244V243H215L216 241L214 242L215 244L213 243L214 239H213V241H212V239L209 238V239L212 241V243H213L214 245L211 244V241H210ZM212 238H213V237H212ZM250 238H251V237H249L248 239H250ZM252 238H253V237H252ZM252 238H251V239H252ZM258 238H259V236H258ZM79 239H80V240H79ZM79 239H78V240L80 241V243L77 241V245H75V246H76V247H75V248H76V250H75L76 253H75V251H73L75 254H78V253H77V250H78L77 246L81 248V249L79 248V250L84 249V250H87V251L89 250V247H90V244H89V242H88L87 240H86V241H83V240H81V238H79ZM84 239H85V238H84ZM106 239H107V238H106ZM106 239H105V241H106ZM119 239H120V238H119ZM128 239H129V238H128ZM128 239L126 240V242L129 241ZM148 239H147V240H148ZM174 239H175V238H174ZM177 239H178V238H177ZM179 239H180V238H179ZM207 239L210 241V244H208L209 242H207ZM232 239H231V240H232ZM235 239H236V238H235ZM235 239H233V240L235 241ZM237 239H236V240H237ZM262 239H264V238H262ZM43 240H44V239H43ZM70 240H69V241H70ZM109 240L111 241V239H109ZM120 240H121V239H120ZM143 240H144V239H143ZM156 240H157V239H156ZM156 240H155V241H156ZM165 240H167V238H166ZM168 240H169V239H168ZM172 240H173V239H172ZM192 240H193V239H192ZM225 240H227V238H225ZM229 240H230V239H229ZM231 240H230V242H231ZM256 240L258 241L257 238H256ZM48 241H49V240H48ZM48 241L45 240V243L48 242ZM75 241H76V239H75ZM81 241H82V242H81ZM105 241H104V242H105ZM115 241H117V238H116ZM152 241H153V239H152ZM161 241H163V242H160V240H159V241L157 240V241H156V242H157L156 244H158V242L161 243V244L164 243V239L161 240ZM195 241H196V240H195ZM223 241H224V240L222 239V242H223ZM227 241H228V240H227ZM234 241H233V243H234ZM244 241L246 242V246H247V245L249 244V243L247 244V241L249 242L250 240H247V239H246V240H243V242H244ZM252 241H253V239L250 241V244L248 245L249 247H250ZM31 242H32V241H31ZM37 242H38V245L44 243L43 241L41 242V240H40V241H37ZM50 242H51V241H50ZM52 242H53V241H52ZM52 242H51V243H52ZM62 242H63V241H62ZM106 242L109 243L108 240H107ZM112 242H113V241H112ZM121 242H123V241L121 240ZM121 242L118 240V242H116V243H117L118 245H122V246H124L125 248H127L126 245L123 244V243H121ZM140 242H139V243H140ZM169 242H170V241H169ZM188 242H189V243H188ZM199 242H200V241H199ZM206 242H207V243H206ZM222 242H221V245L224 244V243L222 244ZM240 242H238V243H240ZM33 243H35V239H34ZM33 243H32V245H34ZM51 243H49L50 246L52 245ZM63 243H65V242H63ZM70 243H71V242H70ZM70 243H69L68 245H70ZM72 243H74V240L72 241ZM72 243H71V244H72ZM75 243H76V242H75ZM75 243H74V244H75ZM116 243H115V245H116ZM142 243H143V241H142ZM146 243H147V241H146ZM148 243L151 244L152 242L150 243V241H149ZM165 243H166V242H165ZM226 243H227L226 246H227V248H228V247L230 246V245L228 244L229 242H226ZM235 243H236V242H235ZM238 243H237V245H235L234 247L238 246ZM257 243H258V242H257ZM257 243H256L255 245L258 247L259 244L257 245ZM260 243H261V245H262V244L264 243L263 240H262ZM35 244H36V243H35ZM46 244L48 245V243H46ZM106 244H107V243H106ZM111 244H112V243L110 242V245H111ZM113 244H114V243H113ZM126 244H127V243H126ZM144 244H145V243H144ZM231 244H232V243H231ZM240 244H241V243H240ZM240 244H239V245H240ZM242 244H245V243H242ZM6 245H7V244H6ZM54 245H55V244H53V247H54ZM57 245H58V244H57ZM59 245H60V244H59ZM63 245H65V244H63ZM118 245H117V246H118ZM129 245H130V244H129ZM151 245H152V244H151ZM151 245H150V246H151ZM162 245H163V244H162ZM162 245H161V246H162ZM212 245H213V246H212ZM218 245H219V244H218ZM221 245H219V246L221 247ZM252 245H254V244H252ZM252 245H251V247H252ZM36 246H37V245H36ZM36 246L34 245V247H36ZM65 246H66V245H65ZM70 246H73V248L70 247V248H71V249H70L69 246H66L65 248L68 247V249H70V251H72V249H75V248H74V245H70ZM99 246H97V248H98ZM113 246H114V245H113ZM117 246H115V247H117ZM132 246H131V247L128 246V248L130 249V248H132ZM134 246H133V248H134ZM150 246L148 247V248L150 249V250L148 249L149 251H151V249H153L152 246H151V247H150ZM153 246L155 247V244H154ZM157 246H158V245H157ZM157 246H156V247H157ZM164 246H165V245H164ZM219 246H215V247H216V248H217V247L220 248ZM223 246H224V245H223ZM223 246H222V247H223ZM231 246H232V245H231ZM231 246H230V247H231ZM246 246L244 245V247H246ZM46 247H47V246H46ZM48 247H49V245H48ZM48 247H47V248H48ZM55 247H56V246H55ZM63 247H64V246H63ZM63 247H61V248H63ZM137 247H139V245H137ZM141 247H142V245H141ZM141 247H140L141 250H139V251H141V253H142L144 250H143V248H141ZM156 247H155V248H156ZM159 247H160V246H159ZM215 247H213V248L215 249ZM222 247H221V249H222ZM232 247H233V246H232ZM232 247H231V248H232ZM242 247H243V245H242ZM244 247H243L242 249H240V250H243ZM249 247H248V249H249ZM51 248H52V247H51ZM51 248H48V249L50 250ZM56 248H57V247H56ZM56 248H54V249L52 248V249H53V250H56ZM61 248H60V249H61ZM119 248H120V247H119ZM167 248H166V250L171 249V248H168V249H167ZM174 248H173V249H174ZM261 248H262V246H261ZM42 249L45 250V248H43V247H42ZM52 249H51V250H52ZM100 249H101V248H100ZM117 249H118V248H117ZM117 249H116V250H117ZM120 249H124V248H120ZM120 249H118V251H120ZM159 249H160V248H159ZM159 249H154L155 255H154V254H153V255L155 256V259H156V258H159V259L162 258V259H163V257H160V256H161V252H160V253L158 252ZM163 249H164V248H163ZM176 249H177V248H176ZM180 249H182V248H179V250H180ZM224 249H225V248H224ZM224 249H223V250H224ZM235 249H238V248H234V250H235ZM245 249H246V248H245ZM251 249L254 250L255 247H254V249H253V248H251ZM263 249H264V248H263ZM49 250L47 251L48 253L51 251V250H50V251H49ZM96 250H97V249H96ZM103 250H104V253H106V255H108V254L110 255V254L113 253V250L115 251V248H114V247L112 248V246L110 247V246H106V245H105V247H104ZM103 250H100V252H101V251L103 252ZM131 250H132V249H131ZM133 250H134V249H133ZM133 250H132V251H133ZM142 250H143V251H142ZM155 250H156V251H155ZM160 250H161V249H160ZM207 250H208V251H207ZM212 250H213V249H212ZM212 250H210V252H211ZM215 250H216V249H215ZM223 250H218V257H219V255L221 256V254H224V253H223ZM228 250H229V249H228ZM230 250H231V249H230ZM252 250H251V252H250L251 255H249V257L252 256V253H255V255H254V254H253V255L256 257V252H257L258 249H255V250H254V251H256V252H254V251L252 252ZM259 250H260V249H259ZM261 250H262V249H261ZM261 250H260V252H261ZM58 251H59V249H58L57 252H55V253H56V254H57V253L59 254L60 252H58ZM67 251H68V250H67ZM87 251H86V252H87ZM93 251H94V250H93ZM93 251H91V252H93ZM118 251H117V252H118ZM121 251H122V250H121ZM129 251H130V250H129ZM129 251H127V252H129ZM139 251H138V252H139ZM146 251H147V249L145 248V251H144V252L146 253ZM149 251H148V252H149ZM161 251H162V250H161ZM164 251H165V250H163V252H164ZM171 251H172V250H171ZM171 251H170V252H171ZM174 251H175V249H174ZM184 251H185V250H184ZM184 251H182V253L180 252L181 255L183 254ZM236 251H237V250H236ZM245 251H249V250L246 249ZM43 252H44V251H43ZM45 252H46V250H45ZM62 252H63V251H62ZM62 252H61V255H62ZM80 252H81V251H80ZM88 252H89V251H88ZM133 252H134V251H133ZM133 252H132V253H133ZM152 252H153V251H152ZM152 252H151V254H152ZM154 252H153V253H154ZM166 252H167V251H166ZM168 252H169V251H168ZM172 252H173V251H172ZM177 252H178V250H177ZM177 252L175 251V253H177ZM188 252H187V253H188ZM212 252H213V251H212ZM231 252H234V251L231 250ZM242 252H243V251H242ZM263 252H264V251H263ZM263 252H262V254L260 253L261 256H264V255H263V254H264ZM52 253H53V252H52ZM64 253H67V252L65 251ZM64 253H63V254H64ZM69 253L71 254L72 252H69ZM69 253H68V255L65 254V256H66V255L69 256ZM82 253H83V250H82L81 254H80V253H79V254H80L81 256H83ZM89 253H90V252H89ZM95 253H97V252L94 251L92 254H90V257H91L93 254L95 255ZM98 253H99V250H98ZM119 253H120V252H119ZM124 253H126V252L124 251ZM175 253H174V254H175ZM180 253H178V255H179ZM215 253L217 254V251H215ZM215 253H214V254H215ZM235 253H236V252H234V254H235ZM237 253L239 254V251H238ZM237 253H236V254H237ZM240 253H241V252H240ZM244 253H245V252H244ZM244 253L241 255V258H244V257H242V256L244 255ZM136 254H137V253H136ZM147 254H148V253H147ZM163 254H164V253H163ZM166 254H167V253H166ZM166 254H165V255H166ZM185 254H186V253H185ZM216 254H215V255H216ZM230 254H231V253H230V251H229V254H227V257H228ZM245 254H246V253H245ZM258 254H259V253H258ZM80 255H78V257H77L78 259H79V256H80ZM84 255H85V254H84ZM96 255H97V254H96ZM103 255H104V254H103ZM103 255H102V256H103ZM109 255H108V256H109ZM115 255H116V254H115ZM119 255H120V254H119ZM119 255H117V257H120ZM121 255H122V253H121ZM129 255H130V253H129ZM137 255H138V254H137ZM141 255H142V254H141ZM141 255H140V256H141ZM143 255H144V254H143ZM153 255H152V256H153ZM168 255H170V253H169ZM168 255H167V256H168ZM172 255H173V253H172ZM206 255H207V254H206ZM208 255H209V253H208ZM210 255H211V254H210ZM231 255H232V254H231ZM247 255H248V254H247ZM30 256H31V255H30ZM36 256H37V255L31 256V258H32V257H33V258L35 257L34 259L37 260ZM39 256H40V255H39ZM39 256H38V257H39ZM41 256H42V254H41ZM43 256H44V255H43ZM51 256H52V255H50V257H51ZM63 256H64V255H63ZM71 256H72V255H71ZM111 256H113V255H111ZM111 256H110V257H111ZM133 256H134V255H133ZM146 256H147V255H146ZM148 256H150V253H149ZM174 256H175V255H174ZM174 256H173V257H174ZM176 256H177V255H176ZM216 256H217V255H216ZM222 256H223V255H222ZM44 257H45V259H46L47 257L49 258V255H48L47 257H46V256H44ZM59 257H60V256L58 255V259H59ZM72 257H73V256H72ZM84 257H85V256H84ZM86 257H87V255H86ZM88 257H89V254H88ZM88 257L86 258L87 260H86V259H84V260L88 261ZM104 257H105V256H104ZM110 257H109V258L107 257V258L110 259ZM123 257H124V256H123ZM127 257H128V256H127ZM129 257H130V256H129ZM134 257H136V256H134ZM143 257H144V256H143ZM164 257H166V256H164ZM178 257H179V256H178ZM183 257L186 258V255L183 256ZM225 257H226V256H225ZM230 257L233 258L232 256H230ZM249 257H248V258H249ZM252 257H253V256H252ZM252 257H251V259H252ZM257 257H258V256H257ZM31 258H30V261H31ZM53 258H54V257H53ZM81 258H82V257H81ZM111 258H114V257H111ZM120 258H121V257H120ZM139 258H140V257H139ZM139 258H138V259H139ZM145 258H146V257H145ZM145 258H143V259H145ZM180 258H181V257H180ZM212 258H213V257H212ZM219 258H220V257H219ZM234 258L236 259L237 257L234 256ZM234 258H233V259H234ZM238 258H239V256H238ZM241 258H240V260H241ZM246 258H247V257H246ZM246 258H244V259H246ZM258 258H259V257H258ZM261 258H262V257H261ZM0 259H1V258H0ZM4 259H5V258H4ZM4 259H2V263H3ZM39 259H40V258H39ZM58 259H57V260H58ZM62 259L64 260L65 257H64V258H61L60 260H62ZM66 259H67V258H66ZM72 259H73V258H72ZM74 259H75V258H74ZM78 259H77V260H78ZM91 259H92V262H93V258H90L89 261H91ZM115 259H116V258H115ZM115 259H114V260H115ZM135 259H136V258H135ZM138 259H137V260H138ZM140 259H142V257H141ZM148 259H150V258H148ZM148 259H147V260H148ZM159 259H158V260H159ZM181 259H183V258H181ZM225 259H227V258H225ZM244 259H242L241 262H242ZM251 259H249L248 261H244L243 264H253V263H255V262L252 263V262H251ZM262 259L264 260V258H262ZM9 260H10V259H9ZM32 260H33V259H32ZM68 260H69V259H68ZM77 260H76V261H77ZM82 260H83V259H82ZM82 260H81V261H82ZM104 260H105V259H104ZM114 260H113V261H114ZM117 260H118V258H117ZM121 260H122V259H121ZM147 260L145 259L144 262H146ZM150 260H151V259H150ZM238 260H239V259H238ZM257 260L260 262L259 259H257ZM10 261H11V260H10ZM30 261H29V262H30ZM47 261H49V260H47ZM74 261H75V260H74ZM86 261H85V262H86ZM108 261H109V260H108ZM108 261H107V262H108ZM115 261H116V260H115ZM115 261H114L113 263H116ZM132 261H133V260H132ZM139 261H140V260H139ZM151 261L153 262V260H151ZM188 261H189V260H188ZM188 261H186V259H185V262L188 263ZM225 261H226V260H225ZM227 261H228V260H227ZM227 261H226V262H227ZM229 261H230V260H229ZM252 261H254V259H252ZM255 261H256V260H255ZM261 261H262V260H261ZM0 262H1V261H0ZM5 262H6V259H5V261H4V264H6ZM8 262H9V261H8ZM31 262H32V263H37V262H35V261H31ZM39 262H40V263H41V262H45V260H44V259H40ZM59 262H60V261H59ZM63 262H65V261H63ZM63 262H62V263H63ZM77 262H78V261H77ZM82 262H83V261H82ZM92 262H90V264H91ZM149 262H150V261H148V263H149ZM155 262H157V261H155ZM167 262H168V261H167ZM169 262H170V261H169ZM169 262H168V263H169ZM237 262H238V261H237ZM237 262H236V261H235V262H232V259H231V264H237ZM241 262H240V263H241ZM17 263H18V262H17ZM45 263H46V262H45ZM45 263H41V264H45ZM47 263L49 264V262H47ZM53 263H54V262H53ZM55 263H57V262H55ZM55 263H54V264H55ZM67 263H68V262H67ZM72 263H74L73 260H72ZM78 263H79V262H78ZM86 263H87V262H86ZM93 263H94V262H93ZM109 263H110V261H109ZM109 263H108V264H109ZM113 263H112V260H111V263H110V264H113ZM157 263H158V262H157ZM228 263H229V262H228ZM240 263L238 262V264H240ZM7 264H8V263H7ZM10 264H12V261H11ZM28 264H30V263H28ZM60 264H61V263H60ZM63 264H64V263H63ZM65 264H66V262H65ZM75 264H76V263H75ZM81 264H83V263H81ZM87 264H88V263H87ZM99 264H100V263H99ZM152 264H153V263H152ZM166 264H167V263H166ZM170 264H173V263H170ZM182 264H183V263H182ZM184 264H185V263H184ZM189 264H190V263H189ZM207 264H208V263H207ZM255 264H256V263H255ZM257 264H259V263L257 262ZM262 264H264V261H262Z\"/></svg>",
  "mask_w": 264,
  "mask_h": 264
}]
</instances>
